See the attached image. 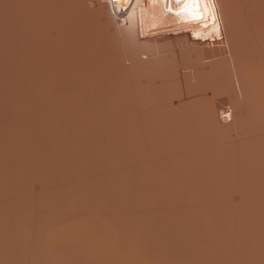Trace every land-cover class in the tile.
Listing matches in <instances>:
<instances>
[{
    "label": "bare ground",
    "instance_id": "6f19581e",
    "mask_svg": "<svg viewBox=\"0 0 264 264\" xmlns=\"http://www.w3.org/2000/svg\"><path fill=\"white\" fill-rule=\"evenodd\" d=\"M0 1H2V0H0ZM11 1H13V0H11ZM20 1H21V0H20ZM23 1H24V0H23ZM23 1H22V2H23ZM25 1H26V0H25ZM30 1H31V0H30ZM35 1H36V0H35ZM35 1H34V3H35ZM45 1L47 2V0H44L43 2H45ZM52 1H53V0H52ZM54 1H56V0H54ZM54 1H53V2H54ZM62 1H63V0H62ZM71 1H73V0H71ZM71 1H70V2H71ZM77 1H78V0H77ZM90 1H92V0H90ZM93 1H94V0H93ZM99 1H100V0H99ZM102 1H103V0H101L100 3H101ZM227 1H228L229 3H231V6H232V7H233V5H232L233 2H234V1L236 2V0H234V1H233V0H227ZM248 1H249V0H248ZM251 1H252V0H251ZM253 1H254V2H253ZM253 1H252L253 3H255V1H256V3H257V4H256V3L254 4L255 6L258 5L259 3H261V6H262V4H264V0H253ZM257 1H259V2H257ZM2 2H3V4H6V2H4V1H2ZM8 2H9V6H11L12 3L10 4V1H8ZM22 2H21V4H22ZM26 2H27V1H26ZM31 2H33V1H31ZM36 2H38V1H36ZM41 2H42V1H40V3H41ZM56 2H57V1H56ZM56 2H55V3H56ZM64 2H65V1H64ZM68 2H69V1H68ZM73 2H74V1H73ZM73 2H71V3H73ZM104 2H105V1H104ZM104 2H102V4H103ZM240 2H244L243 5H244V4H247V3H246L247 1H245V0H243V1L240 0ZM48 3H50V2H47V4H46L47 6L49 5ZM57 3H61V2H57ZM78 3H80V2H78ZM78 3H76V6H78ZM81 3H82V1H81ZM105 3H107L106 6H108V9H109L110 12H112V11H113V13H114V12H117V11H118V12H121V13L124 12V11L126 12L125 14H121V15H119V16H117V14L114 13V15L116 16L117 19H126L127 16H130V18H129V20H130V21H129L130 25L127 27V29H130V28L133 27V25H134V23H135L134 20H135V16H136V14H140L141 17H143V21H142V22H143V23L145 22V23H144L145 26H146L147 28H149V29H150V27L153 28V26H154V28H155V27H156V28L165 27L164 29H166V28H170L171 31H170V30L167 31V32L169 33V32H172V29H173V28H174V29L176 28V29H178V30H174L173 32L175 33V31H177V32H176V34H177L179 31H180V32L182 31L181 34H179V35H180L181 37H186V38L188 37L187 40H188V39H192V40H194V39H197V40H201V39H203V40L206 42V41H207V39H206L207 37H209L210 39L215 38L216 41H217V40H224V39H225V36H224V35H225V34H224V31H225V23H224V19H223L224 17H223L222 0H107ZM3 4L1 3V6H2ZM13 4H15V3L13 2ZM23 4H24V3H23ZM25 4H26V3H25ZM30 4H31V3H30ZM73 4H74V3H73ZM86 4H87V2H86ZM95 4H96V3H95ZM97 4H99V3H97ZM238 4H239V3H238ZM241 4H242V3H241ZM15 5H16V4H15ZM28 5H29V3H28ZM37 5H38V4H37ZM37 5H36V6H37ZM53 5H54V4H53ZM55 5H56V4H55ZM61 5H63V4H61ZM61 5H60V6H61ZM83 5H85V3H83ZM103 5H104V4H103ZM239 5H240V4H239ZM248 5H249V4H248ZM248 5H246V6H248ZM250 5H251V2H250ZM250 5H249V6H250ZM254 5L252 4L251 6L254 7ZM4 6H5V5H4ZM4 6H2V7H4ZM22 6H24V5H22ZM34 6H35V5H34ZM34 6H33V3H32V7H33V8H35ZM38 6H39V5H38ZM51 6H52V5H51ZM60 6H59V7H60ZM81 6H82V5L80 4L79 7H81ZM106 6H105V7H106ZM231 6H230V7H231ZM246 6H242V9L245 8ZM249 6H248V7H249ZM251 6H250V8H251ZM258 6H259V7H258ZM258 6H256V7H258V11L256 10L258 13L255 14L256 11L254 12V10H252V11L254 12V14H255V15L253 16V18H254L256 15L260 14L259 10L261 9V7H260V5H258ZM12 7H13V5H12ZM28 7H29V6H28ZM32 7H31V8H32ZM40 7H43V4H41ZM45 7H46V6H45ZM45 7H43V11H44V8H45ZM49 7H50V6H49ZM55 7H56V6H55ZM72 7H73V6H72ZM86 7H87V6H86ZM86 7H85V9H86ZM94 7H95V6H94ZM105 7H104V8H105ZM240 7H241V6H240ZM240 7H238V8L240 9ZM263 7H264V5H263ZM263 7H262V8H263ZM5 8H6V6H5ZM22 8H26L27 10H29L26 6H25V7H22ZM33 8H32V9H33ZM46 8H48V7H46ZM52 8H54V6H53ZM52 8L50 7V8H48V9H52ZM57 8H58V6H57ZM74 8H75V6H74ZM81 8H82V7H81ZM81 8H80V9H81ZM111 8H112V9H111ZM0 9H1V8H0ZM9 9H10V8H9ZM11 9H12V8H11ZM15 9H17V8H15ZM20 9H21V8H20ZM32 9H31V10H32ZM36 9H37V8H36ZM38 9H40V8H38ZM64 9H65V8H64ZM70 9H71V6L69 7V10H70ZM96 9H97V8H96ZM101 9H102V7H101ZM248 9H249V8L246 7V10H247V11H248ZM251 9H252V8H251ZM1 10H2V9H1ZM1 10H0V11H1ZM40 10H41V9H40ZM54 10H55V8H54ZM56 10H57V9H56ZM61 10H62V8H61ZM82 10H83V9H82ZM88 10H89V9H88ZM93 10L95 11V9H93ZM106 10H107V9H106ZM106 10H104V11H106ZM231 10H232V9H231ZM236 10H237V9H236ZM3 11H4V9H3ZM13 11H14V10H13ZM23 11H25V10L23 9ZM32 11L34 12V10H32ZM47 11H48V10H47ZM50 11H51V10H50ZM59 11H60V8H59ZM63 11H64V10H62V13H61V11L58 12V13H61V14H63V16H64V13H66L67 11H66V9H65L66 12H63ZM70 11L72 12V10H70ZM97 11H98V10H97ZM97 11L94 12L95 15H96ZM102 11H103V10H102ZM109 11H108V12H109ZM232 11H233V10H232ZM238 11H239V10H238ZM260 11H261V10H260ZM263 11H264V10H263ZM1 12H2V11H1ZM8 12H10V10H9ZM18 12H20V10H18ZM26 12H27V11H26ZM28 12H29V11H28ZM33 12H31V14H33ZM36 12H37V11H36ZM36 12H35V13H36ZM41 12H42V10H41ZM48 12H49V11H48ZM51 12H52V11H51ZM75 12L77 13L78 10L75 11ZM75 12H73V13H75ZM82 12H83V11H82ZM82 12H81V13H82ZM84 12H86V11H84ZM244 12H245V9H244ZM250 12H251V11H250ZM15 13H17V12H15ZM23 13H24V12H23ZM29 13H30V12H29ZM29 13H28V14H29ZM35 13H34L33 15H35ZM46 13H47V12H46ZM46 13H45V14H46ZM49 13H50V12H49ZM49 13H47V14H49ZM58 13H57V14H58ZM76 13H75V15H76ZM90 13L92 14V11H90ZM235 13L237 14V12H235ZM3 14H4V13H3ZM8 14H9V13H8ZM12 14H13V13H12ZM20 14H21V12H20ZM47 14H46V15H47ZM53 14H54V13H53ZM53 14H52V17H53ZM55 14H56V12H55ZM57 14H56V15H57ZM71 14H72V13H71ZM85 14H86V13H85ZM88 14H89V13H88ZM99 14H100V13H99ZM104 14H105V12H104ZM246 14H247V13H246ZM250 14H253V13H250ZM250 14H249V15H250ZM262 14H264V13H262V11H261V16L259 15L260 17H257V18L261 19V18H262ZM6 15H7V14H5V16H6ZM24 15H25V14H24ZM24 15H23V16H24ZM26 15H27V14H26ZM41 15H42V13H41ZM41 15H40V16H41ZM50 15H51V14H50ZM50 15H49V17H50ZM81 15H82V14H81ZM100 15H101V14H100ZM107 15H108V14H107ZM107 15H106V17H107ZM109 15H110V13H109ZM109 15H108V16H109ZM249 15H248V16H249ZM5 16H4V17H5ZM8 16L10 17V14H9ZM15 16H16V14H15ZM17 16H18V14H17ZM19 16H20V15H19ZM19 16H18V17H19ZM28 16H30V15H28ZM35 16H39V15H35ZM35 16H34V17H35ZM43 16H45L44 13H43ZM58 16H60V15L58 14ZM78 16H80V15H78ZM84 16L88 17L87 14L84 15ZM84 16H82V17H84ZM97 16H98L97 18H99V15H97ZM137 16H138V15H137ZM234 16H235V15H234ZM234 16H233V17H234ZM6 17H7V16H6ZM9 17H8V18H9ZM20 17H21V16H20ZM25 17H27V16H25ZM49 17H48V15H47L46 18H49ZM55 17H56V16H54V18H55ZM60 17H62V16H60ZM90 17H91V16H90ZM92 17L95 18V16H93V14H92ZM101 17L104 18V16H102V15H101ZM110 17H111V16H110ZM229 17H230V16H229ZM243 17H244V15H243ZM263 17H264V15H263ZM13 18H14V16H13ZM21 18H22V17H21ZM29 18H30V17H29ZM29 18H28V19H29ZM35 18H37V17H35ZM38 18H39V17H38ZM41 18H44V17L41 16ZM41 18H40V19H41ZM46 18H44V19H46ZM63 18H64V17H63ZM112 18H113V17H112ZM112 18H111V19H112ZM253 18H252V19H253ZM17 19H18V18H16L15 21H17ZM44 19H43V20H44ZM52 19H53V18H52ZM55 19H56V18H55ZM68 19H69V17H68ZM76 19H78L77 16H76ZM83 19H84V18H83ZM245 19H247V18H245ZM252 19H251V20H252ZM255 19H256V18H255ZM6 20H7V19H6ZM12 20L14 21V19H12ZM18 20H20V19H18ZM21 20H22V19H21ZM23 20H24V18H23ZM26 20H27V19H26ZM48 20H49V19H48ZM56 20H58V19H56ZM59 20H60V19H59ZM62 20H63V19H62ZM62 20H61V21H62ZM79 20H81V17L79 18ZM79 20H78V21H79ZM84 20H85V19H84ZM86 20H87V19H86ZM95 20H96V18H95ZM95 20L92 19V21H94V23H95ZM98 20H100V19H98ZM98 20H97V21H98ZM103 20H104V19H103ZM107 20H108V22H110V21H109V18H108ZM242 20H243V19H242ZM256 20H258V19H256ZM1 21H2V19H1ZM3 21H5V20L3 19ZM3 21H2V22H3ZM8 21H10V20H8ZM27 21H28V20H27ZM33 21H35V20L33 19ZM40 21H41V20H40ZM64 21H65V19H64ZM64 21H63V22H64ZM66 21H67V23H69V22H68L69 20H67V17H66ZM87 21H88V20H87ZM87 21H86V22H87ZM240 21H241V20H240ZM245 21H246V20H245ZM245 21H244V22H245ZM260 21H261V22H260ZM2 22H1V23H2ZM20 22H21V21H20ZM24 22H25V21H24ZM29 22H30V20H29ZM29 22H28V23H29ZM35 22H36V21H35ZM38 22H39V20H38ZM47 22L49 23V22H51V21H47ZM54 22H55V21H54ZM54 22H53V23H54ZM76 22H77V21H76ZM79 22H80V21H79ZM79 22L77 23L78 25H79ZM83 22H85V21H83ZM86 22H85V23H86ZM98 22H99V21H98ZM98 22H97V23H98ZM103 22H105V21H103ZM103 22H102V23H103ZM113 22H114V21H113ZM127 22H128V21H127ZM232 22H234V21H232ZM262 22H263V24H264V19H263V18H262L261 20L258 21V23H262ZM3 23H4V22H3ZM3 23H2V24H3ZM28 23H27V24H28ZM31 23H32V22H31ZM31 23L28 24V26H27V27H29L30 29H31V27H30L29 25H31ZM53 23H52V24H53ZM55 23H56V22H55ZM65 23H66V22H64V24H65ZM67 23H66V24H67ZM87 23H88V22H87ZM91 23H92V22H91ZM94 23H93V24H94ZM253 23L255 24V22H253ZM256 23H257V21H256ZM4 24H6V23H4ZM16 24H17V23H16ZM16 24H14V25H16ZM18 24H19V23H18ZM20 24H21V23H20ZM24 24H25V23H24ZM38 24H40V23H38ZM38 24L35 23L34 25L37 26ZM50 24H51V23H50ZM56 24H57V23H56ZM60 24H61V23H60ZM62 24H63V23H62ZM64 24H63V25H64ZM75 24H76V23H75ZM99 24H100V23H99ZM109 24H110V23H109ZM114 24H115V23H114ZM246 24H247V23H246ZM263 24H262V25L259 24V25H260L261 27H263V29H264V25H263ZM25 25H26V24H25ZM40 25H42L43 27L46 26V24H45V26H44L43 24H40ZM63 25H62V26H63ZM68 25H69V24H68ZM68 25H66V26H68ZM80 25H81V24H80ZM95 25H96V24H95ZM103 25H105V24H103ZM106 25H107V24H106ZM252 25H253V24H252ZM6 26H7V24H6ZM11 26H12V24H11ZM42 26H39V28L42 27ZM47 26H48V25H47ZM49 26H51V25H49ZM49 26H48V27H49ZM74 26H75V25H74ZM86 26H87V25H86ZM92 26H93V25H92ZM97 26H98V25H97ZM142 26H143V25H142ZM228 26H229V24H228ZM255 26L258 27V24H257V25L255 24ZM3 27H4V26H3ZM3 27H2V28L0 27V28L3 29ZM18 27H19V26H18ZM27 27H26V28H27ZM34 27H35V26H33V28H34ZM56 27H57V26H55V28H56ZM59 27H60V26H59ZM79 27L83 28V24H82V26H79ZM101 27H102V26H101ZM104 27H105V26H104ZM110 27H111V26H110ZM248 27H249V26H248ZM248 27H247V28H248ZM252 27H253V26H252ZM256 27H254V28L256 29ZM20 28H21V26H20ZM20 28H19V29H20ZM22 28H23V26H22ZM24 28H25V27H24ZM26 28H25V29H26ZM37 28H38V26H37ZM37 28H36V29H37ZM46 28H47V27H46ZM46 28H44V29L47 30ZM52 28H54V26H52ZM61 28H62V27H61ZM61 28H60V29H61ZM66 28H67V27H66ZM77 28H78V27H77ZM87 28H88V27H87ZM91 28H92V27H91ZM171 28H172V29H171ZM231 28H232V26H231ZM235 28H236V27H235ZM247 28H246V29H247ZM249 28H251V27H249ZM254 28H251V30L254 29ZM1 29H0V30H1ZM11 29H12V27H11ZM42 29H43V28H42ZM49 29H50V28H49ZM49 29H48V30H49ZM56 29H57V28H56ZM71 29H72V28H71ZM74 29H75V28H74ZM88 29H89V28H88ZM96 29H97V28H96ZM160 29H161V28H160ZM160 29H159V33H162L161 31H164V30H162V29L160 30ZM255 29H254V30H255ZM257 29L260 30V28H257ZM3 30H5V29H3ZM13 30H14V28H13ZM13 30H12V31H13ZM16 30L19 31L18 29H16ZM16 30H15V31H16ZM33 30H34V29H33ZM38 30H40V29H38ZM38 30H37V31H38ZM48 30H47V31H48ZM52 30H54V29H52ZM63 30H64V29H63ZM75 30H77V29H75ZM75 30H72L73 32H71V33L75 34V33H74V32H76ZM83 30H84V28H83ZM101 30L103 31V28H101ZM104 30H105V28H104ZM143 30H144V29H143ZM167 30H168V29H167ZM248 30H249V29H248ZM251 30H250V31H251ZM254 30H252V31H254ZM261 30H262V29H261ZM261 30H260V31H261ZM25 31H26V30H23V33H25ZM30 31H32V29H31ZM43 31H44V30H43ZM50 31H51V30H50ZM57 31H58V30H57ZM59 31H60V30H59ZM64 31H65V30H64ZM70 31H71V30H70ZM79 31H81L80 28H79ZM84 31H85V30H84ZM84 31H81V33L84 32ZM107 31H109V28H107ZM150 31H151V34H152V33H153L152 30H150ZM155 31H156V30H155ZM155 31H154V33H155ZM157 31H158V29H157ZM233 31H234V30H233ZM233 31H232V32H233ZM243 31H244V30H243ZM243 31H242V32H243ZM252 31H251V32H252ZM256 31H258V30H256ZM3 32H4V31H3ZM35 32H36V31H35ZM45 32H46V31H45ZM45 32H44V33H45ZM53 32H54V31H53ZM68 32H69V31H68ZM68 32H67V33H68ZM89 32H90V31H89ZM89 32L87 31L88 35H89ZM100 32H101V31H100ZM167 32H166V33H167ZM173 32H172V33H173ZM228 32H229V31H228ZM242 32H241V33H242ZM245 32H246V31H245ZM11 33H12V32H11ZM30 33H33V31L30 32ZM38 33H39V32H38ZM40 33H41V31H40ZM40 33H39V36H38V37H39V38H40V37L42 38V36L40 35ZM46 33H47V32H46ZM51 33H52V31H51ZM54 33H56V32H54ZM54 33H53V34H54ZM58 33H59V32H58ZM60 33H61V32H60ZM71 33L69 32V34H71ZM81 33L79 34L80 36H81ZM96 33H98V32H96ZM101 33H102V32H101ZM103 33H106V32L103 31ZM120 33H121V32H120ZM143 33H144V31H143ZM148 33H150V32L148 31ZM163 33H165V32H163ZM163 33H162V34H163ZM230 33H231V32H230ZM248 33H249V32H248ZM259 33L262 34V33H264V32H262V31L259 32V31H258V34H259ZM16 34L18 35V33H16ZM28 34H29V33H28ZM49 34H50V33H49ZM64 34H65V33H64ZM73 34H72V36H73ZM76 34H78V33H76ZM84 34H86V33H84ZM98 34L100 35V33H98ZM155 34H157V35H156L157 38L161 36V34H160V36H158V33H155ZM155 34H154V35H155ZM170 34H171V33H169V35L164 34V35H162V36H165V35H166L168 38H170V37L173 38V34H171L172 36H170ZM176 34H175V35H176ZM231 34H233V33H231ZM234 34H235V33H234ZM244 34H245V33H244ZM254 34H257V32H256V33H253V32H252V35H254ZM258 34H257V35H258ZM260 34H259V35H260ZM20 35H21V34L19 33V36H20ZM32 35H33V34H32ZM34 35H35V34H34ZM37 35H38V34H36V36H37ZM43 35H44V34H43ZM47 35H48V34L44 35V37H43V42H44V38H45ZM51 35H52V34H51ZM57 35H58V34H57ZM57 35L55 34L56 37H57ZM61 35H63V34H61ZM79 35H78V36H79ZM88 35H85V36L88 37ZM152 35H153V34H152ZM179 35H176V36L178 37ZM226 35H227V34H226ZM239 35H241V34H239ZM242 35H243V34H242ZM242 35H241V36H242ZM247 35H248V34H247ZM252 35H248V36H249V39H251L250 36L253 37V38L257 36V35H255V36H252ZM11 36H12V35H11ZM13 36H14V34H13ZM22 36H24V35H22ZM63 36H65V35H63ZM63 36H60V37L62 38ZM68 36H69V35H68ZM72 36H70V37H72ZM76 36H77V35H76ZM82 36H83V35H82ZM85 36H84V37H85ZM91 36H92V35H91ZM143 36H144V35H143ZM147 36H148V35H147ZM169 36H170V37H169ZM176 36H175V37H176ZM180 36H179L178 38H180ZM233 36H234V38H237V41H238V37H235V35H233ZM233 36L231 35V37H233ZM241 36H240V37H241ZM260 36H261V35H260ZM263 36H264V35H263ZM6 37H7V36H6ZM9 37H10V36H8V38H9ZM14 37L16 38L17 36H14ZM24 37L27 38L28 35H27V37H26V35H25ZM30 37H31V36H30ZM38 37H37V38H38ZM48 37H49V35H48ZM56 37H55V38H56ZM65 37H66V36H65ZM86 37H85V38H86ZM148 37L150 38V35H149ZM152 37H153V36H152ZM177 37H176L175 39H178ZM261 37H262V36H261ZM261 37L258 36V38H260V40L258 39L257 41H259L258 44H260V41H261L260 49H264V46H262V45H264V44H262V40L264 39V37H262V40H261ZM2 38H3V37H2ZM10 38H12V37H10ZM10 38H9V39H10ZM34 38H35V37H34ZM41 38H40V39H41ZM46 38H47V37H46ZM55 38H54V39H55ZM61 38H60V40H61ZM80 38H81V37H80ZM82 38H83V37H82ZM85 38H84V40H85ZM94 38H95V37H94ZM153 38H155V37H153ZM157 38H156V39H157ZM163 38H164V37H163ZM172 38H170V39H172ZM234 38H233L232 40H235ZM9 39H8V40H9ZM18 39H19V38H18ZM20 39H24V38H20ZM20 39H19V40H20ZM31 39H32V37H31ZM50 39H51V38H50ZM58 39H59V37L56 38V41H58ZM65 39H66V38H65ZM96 39H97V38H96ZM112 39H113V38H112ZM123 39H124V38H123ZM145 39H147V38H145ZM210 39H208V40H210ZM240 39H241V38H240ZM244 39H245V38H244ZM246 39H247V38H246ZM249 39H248V41H245V40H244V41L246 42V43H244V44H246V48H247V45H249V43H250ZM255 39H256V38H255ZM255 39H251V41L254 40V41H255V42L253 41L254 44L256 43V45H257V41H256ZM4 40H5V37H4ZM14 40H15V39H14ZM19 40H18V41H19ZM29 40H30V39H29ZM36 40H37V39H36ZM86 40H87V39H86ZM107 40L109 41L110 38L107 39ZM147 40H148V39H147ZM166 40H167V39H166ZM166 40H164V41H166ZM178 40H179V39H178ZM182 40H184V39H182ZM242 40H243V39H242ZM2 41H3V39L1 40V44L4 42V41H3V42H2ZM12 41H13V39H12ZM12 41H11V42H12ZM23 41H24V40H23ZM23 41H19V42L22 43ZM31 41L33 42L34 40H31ZM38 41H39V40H38ZM41 41H42V40H41ZM52 41H53V40H52ZM56 41H55V42H56ZM63 41H64V38H63ZM63 41H62V42L58 41V42L61 44V43H63ZM69 41H70V40H69ZM77 41H79L80 43L77 42ZM82 41H83V39H82ZM82 41H80L79 39H77V40H76L77 45H81ZM87 41H89V42H87V43L90 44V45H89V44H88V45L91 46V43H92V42H91L89 39H88ZM104 41H106V39H105ZM104 41H103V42H104ZM110 41L112 42L113 40H110ZM115 41H116V40H115ZM122 41H123V40H122ZM132 41H133V40H132ZM132 41H131V42H132ZM151 41H152V40H151ZM162 41H163V40H162ZM162 41H161V42H162ZM171 41H172V40H171ZM173 41H175L174 38H173ZM5 42H7V41H5ZM5 42H4V43H5ZM8 42H9V41H8ZM11 42H10V43H11ZM34 42H37V41H34ZM43 42H41V44H42ZM49 42H50V41H49ZM55 42H54V43H55ZM64 42H65V41H64ZM67 42H68V41H67ZM70 42H71V41H70ZM70 42H69V43H70ZM72 42L75 43V40L72 39ZM72 42H71L70 44H73ZM116 42H117V41H116ZM126 42H127V40H126ZM159 42H160V41H159ZM184 42H185V41H184ZM205 42H204V43H205ZM212 42H214V41H212ZM247 42H249V43H247ZM253 42H252V44L250 43L252 46L249 45V46H248V49L244 48L242 45L239 47V48H242V47H243L244 49H246V50H245L246 53L243 54V56H245L246 59H247V58H250L249 60H252L251 62H254L255 59L258 60V59L260 58V56H261V55L259 56V53H258V52H261L260 49H259L258 52H257L258 49L254 50V47H253L254 44H253ZM16 43H17V42H16ZM16 43L13 42V43H11V45H12V44H16ZM24 43H25V42H24ZM24 43H23V44H24ZM26 43H27V42H26ZM45 43H46V41H45ZM45 43H44V44H45ZM54 43H53V44H54ZM76 43L72 45V46H73V49H75L74 47L76 46ZM99 43H100V42H99ZM107 43H109V42H107ZM114 43H115V42H114ZM155 43H156V42H155ZM167 43H169V42H167ZM206 43H207V42H206ZM208 43H209V42H208ZM232 43H233L234 46L236 47L235 43H234V42H232ZM263 43H264V42H263ZM5 44H6V43H5ZM7 44H8V43H7ZM23 44L20 45V46L22 47ZM29 44H31V42H30ZM37 44H38V43H37ZM44 44H43V45H44ZM49 44H50V43H49ZM56 44H58V43H55V46H56ZM60 44H59V45H60ZM66 44H67V43H66ZM66 44H65V45H66ZM105 44H106V43H105ZM118 44L120 45V43H117L116 45H118ZM122 44H123V43H122ZM127 44L129 45V43H127ZM161 44H162V43H161ZM165 44H166V43H165ZM171 44H172V43H171ZM180 44H181V43H179V45H180ZM222 44H223V43H222ZM227 44H228V43H227ZM233 44H231L230 46H232ZM242 44H243V43H242ZM8 45H9V44H8ZM8 45H7V46H8ZM25 45H27V44H25ZM34 45H35V44H33V46H34ZM47 45H48V42H47ZM65 45H64V43H63V46H64V47H61V48H62V49L65 48L64 50H66V52L68 51V53H69V50H67L66 47L68 46V48L70 49V48H72V46H70V45L65 46ZM74 45H75V46H74ZM88 45H84V46H88ZM92 45H93V44H92ZM95 45H96V44H95ZM95 45L91 46V48L95 49L96 47H99V46H100V44H99V46H96V47H95ZM106 45L108 46V44H106ZM106 45H105V46H106ZM110 45H111V44H109V46H110ZM114 45H115V44H114ZM114 45H113V46H114ZM116 45L114 46V48H119V49H120V47H119V46L116 47ZM137 45H138V44H137ZM169 45H170V44H169ZM173 45H174V44H173ZM239 45H240V44H238V46H239ZM5 46H6V45H5ZM12 46H13V45H12ZM12 46H11V47H12ZM16 46H17V45H16ZM35 46H36V45H35ZM35 46H34V47H35ZM39 46H40V45H39ZM48 46H49V45H48ZM50 46H51V44H50ZM69 46H70V47H69ZM103 46H104V45H103ZM109 46H108V48H107V47H106V48L109 49V48H110ZM111 46H112V45H111ZM125 46H126V45L124 44V46H122V48H124ZM167 46H168V45H167ZM176 46H177V45H176ZM238 46H237V47H238ZM254 46H255V45H254ZM257 46H258V45H257ZM2 47H3V45H2ZM14 47H15V46H14ZM18 47H19V46H18ZM29 47H30V46H29ZM52 47H54V45H53ZM52 47H51V48H52ZM57 47H58V46H57ZM76 47H77V46H76ZM80 47H81V46H80ZM80 47L78 46V48H77L76 50H78V51H80V50H84L83 48L79 50ZM82 47H83V46H82ZM94 47H95V48H94ZM170 47H172V46L170 45ZM198 47H199V46H198ZM237 47H236L237 50L235 49L236 51H238V48H237ZM251 47H253V51H252V49H250L251 51L249 50V48H251ZM0 48H1V47H0ZM16 48H17V47H16ZM16 48H14V49H16ZM26 48H27V47L25 46V47H24L25 52L22 53V51H24V50L21 51L22 56H23V54H25V53L28 52V51H27L28 48H27V49H26ZM30 48H31V47H30ZM32 48H33V47H32ZM36 48H37V47H36ZM36 48H35V49H36ZM49 48H50V47H49ZM58 48H59V47H58ZM114 48H111V50L114 49ZM160 48H161V47H160ZM166 48H167V47H166ZM166 48H165V49H166ZM205 48H206V47H205ZM255 48H256V47H255ZM258 48H259V46H258ZM1 49H3V48H1ZM8 49H9V48H8ZM17 49H18V48H17ZM20 49H21V48H20ZM20 49H19V50H20ZM41 49H43V48H41ZM44 49H45V48H44ZM56 49H57V48L55 47V50H56ZM73 49H72V50H73ZM85 49H86V48H85ZM89 49H90V48L87 47L86 51H84V52L81 51L82 53L80 52V55L85 54V52H87V51H92V50H89ZM177 49H178V48H177ZM5 50H6V49H5ZM28 50H29V49H28ZM31 50H32V49H30V51H31ZM33 50H34V48H33ZM33 50H32L31 52H28L27 55H28L29 57L31 56V55H29V53L31 54V53L33 52ZM51 50H53V52H54V49H51ZM51 50L48 49V53H49ZM58 50H59V49H58ZM64 50H63V52H65ZM76 50H75V52H72V51L70 52V53H73V54H70V55L68 56V60H70V58H71V61L75 60V58H76L75 56L78 54V51H76ZM109 50H110V49H109ZM116 50H117V49H116ZM127 50H129V49L127 48ZM127 50H126V51H127ZM174 50H175V49H173V51H174ZM232 50H233V49H232ZM232 50H231V51H232ZM242 50H243V49H242ZM247 50H248L249 52H248ZM9 51H10V50H9ZM9 51H8V52H9ZM11 51H12V50H11ZM11 51H10V52H11ZM16 51H17V50H16ZM26 51H27V52H26ZM43 51H44V50H43ZM45 51H46V50H45ZM59 51H60V50H59ZM106 51H107V50H106ZM117 51L120 52V50H117ZM132 51H133V50H132ZM143 51H144V50H143ZM166 51H168V50H166ZM184 51H185V50H183V52H184ZM188 51H189V50H188ZM188 51H187V52H188ZM190 51H191V50H190ZM192 51H193V50H192ZM192 51H191V52H192ZM239 51H240V49H239ZM254 51H256V53H258V55L256 56V58H255V56H254V55L256 54V53H254ZM10 52H9V53H10ZM51 52H52V51H51ZM61 52H62V51H61ZM76 52H77V54H76ZM92 52H93V53H92ZM92 52H89V53H91V54H86L87 56H90V57H88V58L90 59V60L88 61V64H90V65H88V64L85 65V63H83V64H84V67L86 66V67H85L86 70H85L84 72L87 71V72H86L87 74H88L89 71H91L90 73H92V72H94V71L97 69V68H96V69L93 68V63H94V62H92V61H94V60H95V62L98 61V60L96 61V58L94 57V56L97 55V52L94 53V50H93ZM108 52H110V51H108ZM137 52H138V51H136V53H137ZM141 52H142V51H141ZM160 52H161V51H160ZM178 52L181 53L182 51H178ZM196 52H197V51H196ZM228 52H229V51H228ZM247 52H248V53H247ZM262 52H263V51H262ZM262 52H261V53H262ZM0 53H1V52H0ZM5 53H6V52H5ZM5 53H4V54H5ZM9 53H7V54H9ZM13 53H14V52H13ZM16 53H17V52H16ZM68 53H67V54H68ZM124 53H125V52H124ZM129 53H130V52H129ZM142 53H143V52H142ZM142 53H141V54H142ZM164 53H165V52H164ZM166 53H168V52H166ZM171 53H172V52H171ZM174 53H175V52H173V56L175 57L176 55H175ZM199 53H200V52H199ZM235 53H237V52H235ZM239 53H241V52H239ZM250 53H251V54L254 53V55H253V54H252V55H249ZM1 54H2V53H1ZM19 54H20V53H19ZM38 54H39V53H38ZM46 54H47V51H46ZM52 54H53V53H52ZM52 54H50V56H51ZM54 54H55V52H54ZM57 54H58V53H56V55H57ZM62 54H64V53H62ZM95 54H96V55H95ZM111 54H112V53H111ZM114 54H115V51H114ZM117 54H118V53H117ZM119 54L121 55V53H119ZM119 54H118V55H119ZM126 54H127V52H126ZM138 54H139V53H138ZM152 54H153V53H152ZM154 54H155V53H154ZM206 54H207V53H206ZM212 54H213V53H212ZM233 54H234V53H233ZM246 54H247L248 57L246 56ZM262 54H263V53H262ZM17 55H18V54H17ZM20 55H21V54H20ZM25 55H26V54H25ZM27 55H26V56H27ZM41 55H42V54H41ZM44 55H45V54H43V56H44ZM48 55H49V54H48ZM48 55H46V56H48ZM56 55H54V56H56ZM72 55H74V56H72ZM112 55H113V54H112ZM118 55H116V56H118ZM128 55H129V54H128ZM142 55H143V54H142ZM144 55H145V54H144ZM146 55H147V54H146ZM180 55H181V54H180ZM185 55H186V53H185ZM185 55H184V56H185ZM193 55H195V54L193 53ZM198 55H199V54H198ZM198 55H197V56H198ZM203 55H204V54H203ZM238 55H239V54H238ZM0 56H1V55H0ZM8 56H9V55H8ZM11 56H12V55H11ZM15 56H16V54H15ZM18 56H19V55H18ZM18 56H17V57H18ZM22 56H21V57H22ZM28 56H27V57H28ZM37 56H38V55H37ZM46 56H44V57H46ZM52 56H53V55H52ZM54 56H53V58H56V57H54ZM65 56H66V55H65ZM77 56H78V55H77ZM87 56H86V58H87ZM91 56H92V57H91ZM97 56H99V55H97ZM108 56H109V55H108ZM121 56H122V55H121ZM123 56H124V55H123ZM123 56H122V57H123ZM139 56H140V55H139ZM156 56H157V55H156ZM158 56H160V55H158ZM162 56H163V55H162ZM164 56H165V54H164ZM191 56H192V55H191ZM240 56H241V55H240ZM250 56L252 57V59H251ZM253 56H254V57H253ZM263 56H264V55L261 56V57H262L261 60L259 59L258 61H255V62H254V64L258 65V68H259L260 71H261V70L263 71V69H264V67H263V66H264V63H261V62H260V61H262V60H263L262 62H264V58H263ZM13 57H14V56H13ZM23 57H24V59H23V58H22V59H23V61H24L26 57H25V56H23ZM31 57H32V56H31ZM39 57H40V56H39ZM58 57L60 58L59 62H61V60H62L61 58H63V56L61 57V55H60V53H59V56H58ZM58 57H57V58H58ZM69 57H70V58H69ZM73 57H75V58H73ZM112 57H113V56H112ZM119 57H120V56H118V58H119ZM125 57H126V56H125ZM127 57H129V56H127ZM174 57H173V58H174ZM186 57H187V56H186ZM192 57H193V56H192ZM222 57H223V56H222ZM232 57H233V56H232ZM9 58H10V57H9ZM57 58H56V60H57ZM91 58H93L94 60H91ZM114 58H115V56H114ZM118 58H117V59L115 58V59H113V60H115V61L117 62V60H120V59H121V58H120V59H118ZM130 58H131V57H130ZM150 58H151V57H150ZM167 58H168V57H167ZM182 58H183V57H182ZM182 58H181V59H182ZM189 58H190V57H189ZM189 58H188V59H189ZM197 58H198V57H197ZM201 58H202V57H201ZM220 58H221V57H220ZM235 58H236V57H235ZM0 59H1V58H0ZM17 59H18V58H17ZM27 59L29 60V58H27ZM27 59H26V60H27ZM44 59H46V58H44ZM44 59H43V61H44ZM47 59H48V57H47ZM51 59H52V58H51ZM64 59H67V58L64 57ZM64 59H63L62 61H64ZM72 59H73V60H72ZM122 59H123V61H122L123 63H122L121 61H119V62H121V63L117 62V64L119 63L120 66H122L121 64H125L124 62L126 61V58L123 57ZM124 59H125V61H124ZM142 59H143V58H142ZM164 59H166V58L164 57ZM168 59H169V58H168ZM171 59H172V58H171ZM184 59H185V58H184ZM184 59H183V60H184ZM206 59H207V58H206ZM210 59H211V58H210ZM210 59H209V60H210ZM223 59H224V58H223ZM230 59H232V58H230ZM241 59H243V57L240 58V60H241ZM246 59H245V60L243 59V60L248 62V60H246ZM8 60H9V59H8ZM13 60H14V59H13ZM28 60H27L26 62H22V61H21V62H22L23 64H24V63H25V64L27 63V66H29L28 64L30 63V61H28ZM37 60H39V59L37 58ZM53 60H54V59H53ZM53 60H52V61H53ZM109 60H110V59H109ZM137 60H138V59H137ZM148 60H149V59H148ZM157 60H158V58H157ZM177 60H178V59H177ZM191 60H192V59H191ZM194 60H196V56H195V59H194ZM16 61H17V60H16ZM41 61H42V60H41ZM47 61H48V60H47ZM49 61L51 62L50 58H49ZM90 61H91V62H90ZM105 61H106V60H105ZM129 61H132V59H131V60L129 59ZM143 61H144V60H143ZM150 61H151V60H150ZM150 61H149V62H150ZM153 61H154V60H153ZM160 61H161V60H160ZM166 61H167V60H166ZM172 61H173V59H172ZM181 61H182V60H181ZM186 61H188V60H186ZM189 61H190V60H189ZM211 61H212V60H211ZM214 61H215V60H214ZM8 62H9V61H8ZM37 62H38V61H37ZM59 62L56 63V64H57L56 66L59 65ZM85 62H87V59H86ZM112 62H113V61L111 60V65H112V66H113V65L115 66V67L113 66V70H114V68H115V73H116L113 77L117 78L116 75L118 74L117 72H119V71L117 70V72H116V67H117V66L115 65L116 62H115V64H114V63L112 64ZM140 62H142V61H140ZM168 62H169V61H168ZM168 62H167V63H168ZM174 62H176V59H175ZM191 62H192V61H191ZM212 62H213V61H212ZM226 62H227V61H226ZM231 62H232V61H231ZM237 62H238V61H237ZM239 62H241V61H239ZM239 62H238V63H239ZM242 62H243V61H242ZM251 62H249V64H248V63L246 64V62H245V64L248 66L247 68H249V69L246 70L247 73H245V70L243 69V68L246 69V67H245V66L242 67L241 64L238 65L237 63H236V64H237V68H238V69L235 68L234 70H236V72H237V70H238V73H239L238 75H239V76H238V75H237V76L239 77V83H238V84L240 85V87L243 88V86H245L244 88L246 89V86H247V89H246V91H247V95H245L246 92H245V94L243 93L245 90L239 88V89H241V91L243 90V92H242L241 95L244 94L243 99L246 100V102H245V100L242 99V100H243V103L248 105V106H247V105H243V107L245 106V108H248V109H251V108H252V109H253V105L255 106L256 104H258V105H256V107H254L253 110H254V111H255V109H256V111H258V110H262V112L259 111V114H258V113H257V114H258V116H259V115H262V116H263L262 113L264 112V111H263L264 108H262V107H264V106L261 107V105H259V104H260L259 102L264 103V100H263V99H264V98H263L264 96L261 98V96L263 95L264 90L262 89V91H261V89L259 90V88H263L262 85H264V82H263V81H264V74H263V78H262V77H259L260 79H259V80L257 79L258 81H257V80L255 81V79H253V81H252V79H249L252 83H253L254 81H255L256 83H257V82H259V83L261 82V84L263 83L262 85H260L261 87H260V86H256V83H255V82H254L255 84L253 83V84H254L253 87H255V89H256L257 91H255V89L252 90V89H253V88H252V84L250 85L251 88L248 87L249 84H248V85L246 84L247 81H248V83H251L249 80H247L248 78H252V77L255 78V75L258 76V75L262 74V73H261L262 71H261V72L259 71V73L256 74V73L258 72V71L256 72V70H255L256 65L254 66V64H253V66H251V65H252ZM259 62H260L261 64H259ZM0 63H1V61H0ZM12 63H13V62H12ZM12 63H11V64H12ZM15 63H16V62H15ZM22 63H21V64H22ZM39 63H40V60H39ZM41 63H42V62H41ZM45 63H46V62H45ZM64 63H65L64 65L66 66L67 64H66L65 61H64ZM68 63L70 64L71 62L69 61ZM72 63H74V62H72ZM75 63H77V62H75ZM75 63H74V64H75ZM91 63H92V65H91ZM129 63H130V62H129ZM142 63H143V62H142ZM151 63H152V62H151ZM151 63H150V64H151ZM160 63H161V62H160ZM170 63H171V61H170ZM188 63H189V62H188ZM188 63L186 62V64H184V62H183V65H181V66H182V67H181L182 70H183V69H184V71L186 70L184 66L187 65ZM194 63H195V62H194ZM232 63H233V62H232ZM250 63H251V65H250ZM1 64H3V63H1ZM8 64H9V63H8ZM94 64H95V63H94ZM96 64H97V63H96ZM138 64H140V63H138ZM143 64H145V63H143ZM143 64H142V66H143ZM147 64H148V62H147ZM156 64H157V63H156ZM168 64H169V63H168ZM176 64H177V63H176ZM176 64H173L174 67H175ZM178 64H179V61H178ZM178 64H177V65H178ZM196 64L199 66L198 63H196ZM204 64H205V63H204ZM217 64H219V63H217ZM3 65H4V64H3ZM9 65H10V64H9ZM12 65H13V64H12ZM36 65H37V64L35 63L34 68L37 67ZM39 65H41V64H39ZM42 65L45 66L43 63H42ZM42 65H41V66H42ZM48 65H49V63H48ZM60 65H62V63H60ZM71 65H72V64H70V67H71V68L73 67L74 70H77V69H75V68H77L76 66H71ZM87 65H88V66H87ZM103 65L105 66V64H103ZM127 65L130 67L131 64H130V65H129V64H126L125 67H126ZM166 65H167V64H165V67H166ZM170 65H171V64L167 65V67L170 66ZM190 65H192V64H190ZM213 65H214V64H213ZM226 65H227V64H226ZM234 65H235V64H234ZM243 65H244V64H243ZM249 65H250L251 67L254 68V69L252 70L253 73H251V71H250L251 68H250ZM260 65H261V66H260ZM0 66H1V65H0ZM17 66H18V65H17ZM25 66H26V65H25ZM25 66H24V67H25ZM27 66H26V67H27ZM49 66H50V65H49ZM65 66H64V68L67 69V67H65ZM89 66H91L92 68H91V67L88 68ZM96 66H97V65H96ZM118 66H119V65H118ZM128 66H127V67H128ZM138 66H139V65H138ZM145 66L148 67V65H146V64H145ZM150 66H151V65H150ZM150 66H149V67H150ZM187 66H188V65H187ZM187 66H186V68H187ZM239 66H240V67H239ZM8 67H9V66H8ZM13 67H14V66H13ZM20 67H22V66H20ZM45 67H46V66H45ZM84 67H83V68H84ZM94 67H95V65H94ZM105 67H106V66H105ZM122 67H123V69L125 68L124 65H123ZM129 67H128V68H129ZM139 67H140V66H139ZM139 67H138V68H139ZM149 67H148V68H149ZM153 67H154V66H153ZM153 67H152V68H153ZM155 67H156V66H155ZM158 67H159V66H158ZM174 67H173V68H174ZM183 67H184V68H183ZM194 67H195V66H194ZM199 67H200V66H199ZM199 67H198V68H199ZM203 67H204V65H203ZM213 67H214V66H213ZM241 67H242V70H244L243 74L240 73ZM262 67H263V69H262ZM15 68H16V67H15ZM28 68H29V67H28ZM28 68H27V69H28ZM34 68H33V69H34ZM37 68H38V67H37ZM37 68H36V69H37ZM49 68H51V67H49ZM62 68H63V66H62ZM118 68H119V67H118ZM138 68H136V69H138ZM160 68H161V67H160ZM163 68H164V67H163ZM170 68H172V66H171ZM170 68L168 67V69H170ZM175 68H177V66H176ZM188 68H189V67H188ZM188 68H187V69H188ZM192 68H193V67L191 66L190 69H192ZM195 68H196V67H195ZM200 68H201V67H200ZM200 68H199V69H200ZM208 68H209V67H208ZM208 68H207V69H208ZM210 68H211V67H210ZM258 68H257V70H258ZM11 69H12V68H11ZM16 69H17V68H16ZM18 69H19V68H18ZM24 69H25V68H24ZM33 69H32V71H33ZM38 69H39V70H38ZM38 69H37V70L34 69V70H35L36 72L38 71L37 74H38L39 76L36 74V72H34V71L31 72L30 69H29V70H30V71H29V74H30L29 76H32V75L35 73V74H36V77H37V76H38V77H40V76L42 77L43 73L46 72V71H45V69H44V70H43L44 72H43L41 67H39ZM46 69H47V67H46ZM58 69L61 70V67H60V68L57 67V71H58ZM65 69L63 70V73L67 71V70L65 71ZM90 69H92V70H90ZM123 69H122V70H123ZM126 69H127V68H126ZM126 69H124V70H126ZM130 69H132V71L130 70L131 73L128 72V73H130V75L133 74V72H135V74H136V71H133L134 68H132V66H131ZM140 69H142V67H140ZM140 69H138V70H139V73H140ZM145 69H146V67H145ZM153 69H154V68H153ZM166 69H167V68H166ZM196 69H197V68H196ZM202 69H203V68H202ZM226 69H227V68H226ZM230 69H231V67H230ZM8 70H9V69H8ZM8 70H5V71L7 72ZM13 70H14V69H13ZM47 70H48V69H47ZM71 70H72V69H71ZM74 70H73V72H74L75 74H72L73 72L68 71V72H70L69 74H72V76H73V75L75 76V75H76V72H75ZM82 70H83V69H82ZM88 70H89V71H88ZM119 70H120V68H119ZM134 70H135V69H134ZM148 70H149V69H148ZM158 70H160V69H158ZM172 70H173V69H172ZM177 70H178V69H175L176 72H178ZM188 70H189V69H188ZM197 70H198V69H197ZM197 70H195V71L197 72ZM200 70H201V69H200ZM203 70H204V69H203ZM203 70H201V71H203ZM212 70H213V69H212ZM217 70H218V69H217ZM220 70H221V69H220ZM254 70H255V71H254ZM10 71H11V70H10ZM22 71H23V70H22ZM22 71H21V69H20V71L18 70V71H17L18 75L14 73L16 76L19 77V78L16 77V79L18 78L19 81H20V79H21V77H20L21 74H23ZM25 71H26V69L24 70V74H26ZM27 71H28V70H27ZM27 71H26V72H27ZM39 71H42V72H43L42 75H40L41 72H39ZM53 71H54V69H53ZM55 71H56V70H55ZM61 71H62V70H61ZM61 71H59V73H60ZM128 71H129V70H128ZM144 71H145V70H144V68H143V72H144ZM152 71H153V70H152ZM155 71H156V70H155ZM155 71H154V72H155ZM160 71H161V70H160ZM163 71H164V70H163ZM163 71H161V72H163ZM168 71H169V70H168ZM170 71H171V70H170ZM195 71H193L194 74H195ZM201 71H198V72H201ZM230 71H231V70H230ZM248 71H249V73H250V77H248V75H247V78H246L245 75H246V74H249ZM15 72H16V71H15ZM19 72H21L20 75H19ZM51 72H52V70H50V73H51ZM68 72H66V76H68V75H67ZM95 72H96V71H95ZM95 72H94V73H95ZM124 72H125V71H124ZM124 72H123V73H124ZM143 72H142V74H143ZM146 72H148V71H146ZM156 72H157V71H156ZM156 72H155V74H158V72H157V73H156ZM161 72H160V74H161ZM190 72H191V71H190ZM198 72H197V73H198ZM241 72H242V71H241ZM255 72H256V73H255ZM0 73H1V72H0ZM2 73H3V72H2ZM7 73H9V72H7ZM11 73H12V72H11ZM32 73H33V74H32ZM59 73L57 72L58 75H60ZM80 73H81V72H80ZM90 73H89L88 75H87V74H86V75L89 77V76H91ZM100 73H103V72H100ZM123 73H122V74H123ZM126 73H127V72H126ZM150 73H151V71H150ZM150 73L148 74V76H149V75H152V74H150ZM152 73H153V72H152ZM171 73H172V72H171ZM173 73H174V72H173ZM173 73H172V74H173ZM178 73H180V72H178ZM178 73H177V74L175 73L176 75L173 74V75H175L174 77H176L177 75H180V74H178ZM184 73H185V72H184ZM207 73H208V72H207ZM213 73H214V72H213ZM218 73H221V72H218ZM244 73H245V75H244ZM24 74H23V75H24ZM27 74H28V72H27ZM47 74H48V73H47ZM57 74H56V75H57ZM78 74H79V73H78ZM78 74H77V75H78ZM82 74L84 75L85 73H82ZM92 74H93V73H92ZM97 74H99V71H97L96 74H93V76L90 77V78H92V79L94 78V79L96 80V82H99V81L101 82V79H100V78H102V80H103V78H104V84H103V81H102V84H101L104 88H102V87H99V88H100V91H103V92H101V93H102L103 95H106V93L104 94V91H105V90H101V89H105V87L108 86V84H106L105 77L107 78V80L110 79V76L108 75L109 72H108V74L105 73L107 76H106V75L104 76V75H102V74H99V75H101V77L99 76V79H100V80H99V79H96V78L98 77ZM103 74H104V73H103ZM119 74H120V73H119ZM135 74H133V75H135ZM137 74H138V73H137ZM160 74H158V75L161 76ZM172 74L170 75V72H169V77H170V76H173ZM187 74H190V73H186V75L183 74V76H184L183 78H185L186 76H188ZM194 74H193V75H194ZM200 74H201V73H200ZM202 74H204V73H202ZM222 74H223V73H222ZM251 74H252V75L254 74V75L251 76ZM7 75H8V74H7ZM9 75H10V74H9ZM23 75H22V76H23ZM50 75H51V74H50ZM50 75H49V76H50ZM52 75H53V72H52ZM54 75H55V72H54ZM95 75H96L97 77H96ZM124 75H125V74H124ZM124 75L121 76V74H120L121 79H122V77H124ZM139 75H140V74H138V76H137L138 78H139ZM153 75H154V73H153ZM162 75H163V73H162ZM167 75H168V72H167ZM190 75H192V74H190ZM196 75H197V74H196ZM196 75H195V77H198V76H196ZM211 75H212V74H211ZM215 75H216V73H215ZM232 75H234V74H232ZM242 75H244V77H245V79H246V83H244L245 85L243 84V86H242L241 82H245V81L243 80L244 77L242 78ZM10 76H11V75H10ZM25 76H26V75H25ZM27 76H28V75H27ZM27 76H26V78H28L27 82H28L29 80L31 81V79H32V81H34V80L37 81V82L34 81V84L32 83L34 86L32 85L33 87H31V85H30V84H31L30 81L28 82L30 86L27 85L28 83L25 82V83H26L25 85H27L28 88H22L23 90L20 89L21 92H19V90L16 89V87H15V91L17 90V91L19 92L18 94L22 93V95H23V94L26 93V92H30V91L32 90V88H35L36 91H38V92H40V93L43 94V92H44L45 90H43V92H41L42 89L44 88V87H42V86H41L42 89H39V88H40V87H39L40 85L38 84V80H37V79H39V78L37 77V79H34L33 77H31V79H30V77H29V76L27 77ZM33 76L35 77V75H33ZM43 76H45V73H44ZM49 76H48V78H49ZM61 76H62V74H61ZM66 76H65V78H67ZM70 76H71V75H70ZM78 76H79V75H78ZM80 76H81V75H80ZM87 76H85V77H87ZM102 76H103V77H102ZM128 76H129V74L127 75L126 78H129ZM154 76H155V77L149 76L148 79H150V77H151V81L153 80L152 78H155V79H156V78H157L156 75H154ZM165 76H166V74H165ZM165 76H161L160 78L163 80L164 78H162V77H165ZM180 76H181V75H180ZM227 76H228V75H227ZM5 77H6V76H5ZM11 77H12V76H11ZM41 77H40V79H41ZM53 77H54V76H52V78H53ZM58 77H59V76H58ZM76 77H77V76H75V81L77 82L78 79H76ZM85 77H81V78L84 79ZM118 77H119V76H118ZM120 77H119V79H118L119 82L117 81L118 84L116 83V80H114L113 82H115L116 85H121V84H123V85H125V86L121 85L122 87H121V86H118V87H117V86L113 85V84H114V83H113V84H112L113 87H111V85H110V88H112V89L115 88V90L113 89L115 92L118 91V90L120 91V89H121V90L123 89L124 91L122 90L120 93H116L117 95H116L115 92L113 91V92H114V95H115V96L113 95V99H110V98L112 97L111 95L108 96V97H110V98L107 100V95H106V97H105V96H103V95L101 94L100 97H99V93L94 94V93L96 92V90H94L95 88H93V91H92L94 95H98L97 97H99L98 99H100V102L102 101V98H101V97L103 96V101H102L101 103L99 102V103H100L99 105H101L102 103H104V101L107 100V104H106V102H105V103L102 104L101 106H103L102 108H103L105 111H107V110H108V112H109V110L112 111V112H109V113L107 112V115L109 114V116L106 115V113L104 112L103 109H101V110H103V111H101V112H103V114H101V112L96 113L97 109H98V108H101V106H98L97 108H95L96 111L94 110V107H92V105H93L92 103L95 101V99H96L97 97L93 96L91 93H88V92H87L88 97L90 96V94L92 95V96L89 97V99H88V97L86 96V95H87L86 93H85V96L83 95V94H84L83 92L86 91V90H85L86 87H85L84 83H83V85H82L81 82H80L81 84L79 83V81L76 83V82L72 79V83L75 84V85H74L75 89H76L77 87L79 88V84H80V85L82 86V88H83V86H84V88H83L84 91H83V89L81 90V88H79V89L77 88L76 90H72V89H74V87H72L73 85H71L72 89H71L70 85H69L70 88H69V87H66L67 89L69 88L68 90H66L67 95H68V91H69L70 89L72 90L73 94L75 93V94H77V95H78V94L80 95V96H77V95H76L77 98H74L75 94L73 95V94L71 93V90H70V92H69L70 94H69V95L72 94L73 97H71V96H70V97H71V98H74L75 101L72 102V100H74V99H71V102H70V101H67V102L72 103L71 105L74 107V105L78 103L77 101H78L79 97H81L82 99H83V97H85V98H86V99L84 98L85 101H83L81 98L79 99V101H80L82 104H83V102L85 103V105L87 104L86 106H88L89 108H90V106H91V107H92V111L90 110L91 108L89 109V108L87 107V109H86V108H85V107H86L85 105H84V106L82 105L83 107H81V105H80L81 103H80V102H79L80 104L78 103L77 105H75V107H77V106L79 105L80 108H81V110H79V111H82V110H83L86 114H87L86 111L89 109L88 111H89V114L91 113V114H90L91 117H93L94 115L98 117V118H97V117L95 118V116H94L93 119H91L90 115L87 114V117H88V118L90 117L91 121H92V120H93V121H92V123H91V122H90V119H88V118H87V120H85V118H86L85 115H86V114L83 113V111H82V114H81V115H84V116H81V117H80V113H78V112H79L78 109H80V108H79V106H78V107L76 108L78 112H77V111L74 112V110H76V109H73V108L70 107V109L73 110L72 112H74V113H72L73 115L71 114V117H72V118H71L70 115H69V114L71 113V111H70V110H69V112L66 111V112H68V113H67V114H68V117L66 116V117L68 118L67 120L71 121L72 119H74V121H75V116H77V117L80 118V119H79V118L76 117V118L79 120V122H80V120H81V122H82V120H84V122L86 121L87 123H88V121H89V122H90V125L92 124V125H95V126H97L98 123H99V121L101 120V121H100V122H102L101 125L105 123L104 125H102V127L105 128V126L108 124V123H107V122H108V119H110V121H111V119H112L111 122L113 123L112 125H114V126H112V125L110 126V124H111V122H110V123L108 124L109 127L106 126V129H104V131H105V130L108 131V130L110 129V127H112V129H114V128L116 129V130L114 129L116 132H113V133H114V137H116V139L113 137V135H112L113 138L110 139L111 136L108 135V134H110V133L112 132V129H110V131H108V133H107L106 131H105V133H104V131H102V132L100 133L99 130L97 129V127H99V126H97L96 128H94V126H92V129H93V130H94V129L97 130V131H96L97 133H95V130L93 131V133L96 134V135L93 134V136H94V135H95V137L97 136V139H98V138L100 139L99 136H101L103 133H104L105 135L107 134L108 137H107V135L104 136V134H103V137H104V138L107 137V139H106V138L104 139V138H102V136H101V139H100V140H103V139H104V140H103L104 142H103V141H100V140L97 141V139H96V147H95V145H94L95 143L93 144L94 147H92L93 140L95 139V137L92 136V137H93V140L90 141V139H91L92 137L89 139V142H90V143L92 142V143H91V147H90V145H89V144H90L89 142H88L89 144L87 143V141H86L87 144L85 143L86 146L89 145V146H87L88 148L85 146V144L83 145V140H82V142L80 143L81 145H79V143H78V146H77V147L79 148V146H80V148H81L82 150H83V149H86V150H84V152H82V150H81V151H80V155H79V156L81 157V159L79 158V160H77V159H78V158H77L76 160H77V161H80V160H81L80 162H82V159L84 158V159L86 160V157H87V156H88V157H87V161H88V162L91 161L92 159H93V160H98V161H100V159H101L100 162H101L102 164H101L100 162H99V163L101 164V166H105L104 164H106L105 168H107V167H108V168H109V167L112 168V167L114 166L113 164L115 163V167H114V168H115L116 172H119V171H120L118 165H116V162H119L120 165H121L123 162H120V161H123L124 159L127 158V161H128V162L125 160L126 163L132 164V163H130V162H132V161L134 160L133 156H135V158H136L137 155H138V156H140V155H142V154L144 155L147 151H149V148L152 149L151 147H149L148 149L144 148V146H145L146 144L143 145V146L141 145V147H142L143 149H146L147 151H145V152L142 151V153L140 154L141 150H140V147L137 146V144H138V143L141 144V143H143V141H144V142H146V141L149 142L150 138H149L148 140L145 139L147 135L144 134V133H146L147 131L149 132V130H148L149 128H147V129H146V128H141L142 130H139L140 127H139V125L137 124V126H138V130L141 131V132H140V134H138V131L136 130V132H137V133H136V132H135V129H137V128H136L137 126L134 125V123L137 122V121H136V120L133 121V119H132V118H133V115L131 114V111H132V113H133L137 108H139V110H140L141 104H142L143 102H145V103H143L145 106L142 104V105L144 106V107L142 106L144 109L141 107V110L143 109L142 112H140L141 114H142L143 112L146 114V112H145L144 110L147 111L148 109H150L149 111L151 112L152 109H153L154 107H155V108H158V107L160 106L159 108L162 107V108H161L162 110L165 109L164 107H166V106H163L164 100H162L163 102L160 100V101H161V102H160L158 99H156L157 97H155V99L158 100L159 102L157 101V103L155 104L156 100H154L155 102L152 101V102H154V103H152V102H151V100H152V99H151V98H152L151 95H150V96H151V97H150V100H148V103H149V105H150V107H149V105H147L148 103L146 102V99L148 98V97H147V96H148V93L150 92V91L148 92V90L144 93V94H147V96H146V95L144 96V94L142 95L144 98L147 97V98L145 99V101H141L142 98H143V97H142L141 99H139V100H140V101H139L140 103H138V104H140V105H139L140 107H138V105H137V107H136V106L134 105V104H135V102H134L135 99H134V98H136L135 101L138 102L137 96H135V95H136V94H137V95H140V94H138L137 92L142 88V87L140 86V84L143 85V84L140 82V81H141V78H139V80H138L137 77H136L137 79H135V76H131V77L133 78V80H132L131 77H130V80H132V81H130L129 79L124 78V79H126V80L122 79L123 81H125V82H123L122 80L120 81ZM177 77H178V76H177ZM195 77H194V78H195ZM199 77H200V76H199ZM201 77H203V75H202ZM213 77H214V76H213ZM213 77H212V78H213ZM215 77H216V76H215ZM218 77H219V75H218ZM221 77H222V76H221ZM224 77H225V76H224ZM238 77H236V78L238 79ZM52 78H51V79H52ZM55 78H57V76H56ZM59 78L62 79L61 81H63V79H65V78H62V77H59ZM59 78H57V79H59ZM73 78H74V77H73ZM77 78H78V77H77ZM158 78H159V77H158ZM160 78H159V79H160ZM170 78H171V77H170ZM179 78H180V79H177L178 81L181 80V77H179ZM187 78L189 79L188 82H187V80H188ZM190 78H191V76H190ZM190 78H189V76H188V77H186L185 80H184L185 82H187V83H185L186 85H184V86L187 88V89L185 88V90L187 91L188 89H190V90L193 92V93H192V92H190L189 90H188L187 92H185L186 95H188L187 98H189V96H190L189 94H190V93H191L192 95H193V94H194V95H198L199 93H200V94H201V93H205L206 91H208V93H209V91L211 92L212 90L215 91V87L217 86V87L219 88V85H220V84L217 85L218 83H213V81L211 80L212 78L210 79L212 82L208 79V80H209L208 82H211V83H212V85H210V86H207L209 83H205V81H206L205 79H207V78L204 79L205 81H200V80H199L198 83H200V82H201V83L203 82V84L205 83V87H204L203 84L200 83L201 86L203 85V86L201 87L202 89H200V90H201V91H202V90L204 91V92H203V91L201 92V91H199V89H198V87H199L200 84H198V87L195 88V86H197L196 84H197V81H198V80L196 81V84H192L191 82H192V80H193V76H192V80H190ZM222 78H223V77H222ZM233 78H234V77H233ZM236 78H235V79H236ZM2 79H5V78L3 77ZM10 79H11V78H10ZM16 79H15V77H14V80H16ZM18 79H17V82H16V83H18ZM33 79H34V80H33ZM45 79H47V78L45 77ZM45 79H44V77H42V79H41V83L45 84L46 82H48L49 85H51L50 87L52 88V92L54 91V92H53V97H52V93L50 92V91H51V90H50L51 88H49V85H48V84H46V87H47L46 89H47V90H48V89L50 90V91L48 90V92H47V94H49V93H50V94L47 95V96H48V97L51 96V97L53 98V101L55 100V104H56V103H57L56 101L59 100V99H58V91H59V90H56V89L53 90V86H55L56 84L53 83V86H52V84H51L52 82H50L49 79H47L48 81H46ZM53 79H54V78H53ZM57 79H54V80H56V82H57V85H56V86H58V82H60V81H59L60 79H59L58 81H57ZM111 79H112V78H111ZM134 79H135V80H134ZM155 79L153 80V82H156V81H157V79H156V81H155ZM159 79H158V80H159ZM167 79H168V78H167ZM174 79H175V78H173V80H172V78H171V81H170V82L174 81ZM214 79H215V78H214ZM217 79H218V78H217ZM217 79H216V80H217ZM261 79H262V81H260ZM5 80H6V79H5ZM12 80H13V79H12ZM14 80H13V81H14ZM21 80H22V79H21ZM42 80H43V82H42ZM54 80H51V81H54ZM136 80H138L139 82L137 81V83H134V84H136V86H137V87L134 88L135 85L133 84V81L136 82ZM142 80H143V79H142ZM162 80H159V83H160ZM169 80H170V79H169ZM195 80H196V79H195ZM216 80H215V81H216ZM219 80H220V78H219ZM222 80H223V79H221V81H220L221 83H222ZM0 81H1V80H0ZM7 81H8V79H7ZM25 81H26V80H25ZM44 81H45V82H44ZM64 81H65V80H64ZM66 81H67V80H66ZM73 81H74L75 83H74ZM81 81H82V79H81ZM110 81H112V80H110ZM127 81H128V82H127ZM129 81H130V82H129ZM175 81H176V80H175ZM175 81H174V82H175ZM178 81H176V82H178ZM232 81H233V80H232ZM1 82H2V81H1ZM54 82H55V81H54ZM96 82H95V83H96ZM100 82H99V84H100ZM120 82H122V83H120ZM143 82H144V81H143ZM153 82H152V85H153ZM162 82H163V83H160V85H157V86H156V83H155V86L158 88V89H155V90H160L159 88H161V87L163 88V86H164L166 83H167V85H168V84H171L169 81L166 82V78H165V80L162 81ZM164 82H166V83L164 84ZM180 82H181V81H180ZM180 82H178V84L181 85L182 82H181V83H180ZM206 82H207V81H206ZM217 82H218V81H217ZM224 82H225V80H224ZM224 82H223V84H224ZM229 82H230V80H228V85H227V86H228V89L225 87V85L227 84V83L225 82V83H226V84L224 85L225 88H223V85H220V86H221V87H220L221 89H220V88L218 89L219 92H218L217 89H216V91H217L218 93H215V94L218 95V94H221V93L223 94V93H228V92L232 94V91H229V85H230ZM235 82H236V80H235ZM36 83H37V84H36ZM60 83H61V82H60ZM63 83H65V82H62V84H63ZM78 83H79V84H78ZM124 83H125V84H124ZM126 83H127V84H126ZM129 83H130L131 85L133 84V86H129V85H130ZM138 83H139V85H138ZM148 83L150 84V81H148ZM148 83H147V85L144 84V86H146V88H150V89H151V88L154 87V86H153V87H152V86H151V87H148V86H149ZM172 83H173V82H172ZM188 83H191V84H189L190 86H188ZM233 83H234V82H233ZM1 84H3V83H1ZM5 84H7V83L5 82ZM76 84H77V86H76ZM105 84H106V85H105ZM161 84H163V85L161 86ZM213 84H216V86L213 85ZM3 85H4V84H3ZM16 85H17V84H16ZM21 85H22V86H21ZM25 85L20 84V85H18V86L24 87ZM37 85H39V86H37ZM47 85H48V86H47ZM104 85H105V86H104ZM126 85H127L129 88L127 87V88L124 89V87H126ZM150 85H151V84H150ZM191 85H192V86H191ZM193 85H194V87H193ZM232 85H234V84H232ZM257 85H258V83H257ZM56 86H55V87H56ZM61 86H62V85H61ZM67 86H68V85H67ZM96 86H97V85H96ZM96 86L94 85V87H96ZM138 86H139V87H138ZM144 86H143V87H144ZM158 86H161V87H158ZM168 86H169V85H168ZM170 86H171V85H170ZM172 86L174 87L173 84H172ZM172 86H171V88H172ZM178 86H179V85H178ZM181 86H182V85H181ZM211 86H212V88L209 90V88H207V87H211ZM214 86H215V87H214ZM0 87H1V86H0ZM21 87H20V88H21ZM29 87H31V90L25 92V89H26V90H27V89L29 90ZM36 87H38V90H37ZM62 87H63V86H62ZM97 87H98V86H97ZM97 87H96V88H97ZM119 87H120V88H119ZM156 87H155V88H156ZM166 87H167V86L165 85V87L163 88L164 91H165L164 93H165V95H168L167 97L169 98V94H171L172 91H171L170 87H168V88H169L168 90H170L171 92L168 91V94H166V93H167L166 90H165V89H167ZM191 87H192V88H191ZM203 87H204V88H203ZM213 87H214V88H213ZM258 87H259V88H258ZM17 88H19V87H17ZM64 88H65V87H64ZM130 88H132V89H130ZM137 88H140V89L137 90ZM146 88H144L143 90L145 91ZM162 88H161V89H162ZM174 88H177V86L174 87ZM174 88H172V89H174ZM181 88H183V87H181ZM199 88H200V87H199ZM234 88H235V87H234ZM234 88H233V91L235 90ZM257 88H258V89H257ZM35 89H34V90H35ZM126 89L129 90V91H127ZM134 89L136 90V94L134 93V96L132 97L133 99L131 98L132 101H133L134 103H131V101H129V102H128L129 105H125V104H124V105H125V107H124V105H123L122 103H124L123 101H125V95H127V93L130 94V92H132V94H133ZM150 89H149V90H150ZM153 89H154V88H153ZM163 89H162L161 91H163ZM179 89H180V86H179ZM194 89H198V91L195 90V93H194ZM205 89H206V90H205ZM207 89H208V90H207ZM222 89H225V90H222ZM230 89H231V88H230ZM249 89H251V91H252L253 93H254V91L256 92V93H254V94L257 95V98H258L259 94L262 93V94L259 96V99L261 98L260 100H262V101L257 100V103L254 102V101L256 100V99H255L256 97L253 98L254 101H253V100H250L249 98H250L251 96H253V94L250 95V97L248 96V92L250 91ZM2 90H3V92H4V89L1 87V90H0V91H2ZM34 90H33V91H34ZM47 90H46V91H47ZM60 90H61V89H60ZM98 90H99V89H98ZM131 90H132V91H131ZM155 90H154L153 93H156V92H157V93H160V92H161V91H156V92H155ZM174 90H175V89H174ZM181 90H182V89H181ZM181 90H180V91H181ZM221 90L224 91V92H222ZM231 90H232V89H231ZM15 91H14V93H15ZM23 91H24V92H23ZM76 91H77V92H76ZM78 91H79L80 93H78ZM94 91H95V92H94ZM119 91H118V92H119ZM151 91H152V90H151ZM175 91L178 92L177 89H176ZM175 91H174V93H175ZM180 91H179V92H180ZM213 91L211 92L212 94L214 93ZM220 91H221V92H220ZM226 91H228V92H226ZM251 91H250V92H251ZM258 91H261V93L258 92ZM56 92H57V93H56ZM122 92H126V93L121 94ZM139 92H140V91H139ZM142 92H143V91H142V89H141V92H140V93H142ZM147 92H148V93H147ZM179 92H178V94H180ZM181 92H184V91L182 90ZM197 92H199V93H197ZM234 92H235V91H234ZM250 92H249V93H250ZM252 92H251V93H252ZM257 92H258V93H257ZM12 93H13V92H12ZM31 93H32V92H31ZM34 93H35V92H33L32 95H31V94L28 95V94L26 93L25 96L23 95L24 98H23V96H21V95H20V96H21L23 99H25V98L27 97L26 95H28V96L31 95V96H34V98L36 99L35 96H37V95L39 96L40 93H38V94H37V92H36L35 94H34ZM44 93H46V92H44ZM54 93H56L55 95H57V96L55 97L56 99L54 98ZM59 93H60V92H59ZM157 93H156V94H157ZM164 93H163V94H164ZM196 93H197V94H196ZM235 93H236V92H235ZM240 93H241V92H240ZM251 93H250V94H251ZM2 94H3V93H2ZM33 94H34V95H33ZM118 94H120V95L118 96ZM129 94H128V95H129ZM149 94H150V93H149ZM156 94H155V96H157ZM160 94H161V95H160V97L158 96V98H159V99H163L164 97L161 98L162 93H160ZM175 94H176V93H175ZM212 94H211V95H212ZM215 94H214V95H215ZM82 95H83V96H82ZM122 95H123L124 97H123ZM128 95L126 96V98L129 97ZM158 95H159V94H158ZM165 95H163V96H165ZM176 95H177V94H176ZM176 95H174V94L172 93V96H173V97L176 96ZM181 95H183L182 97H184V94H183V93H181ZM216 95H215V96H216ZM223 95H225V94H223ZM223 95H220V96L218 95V96H219V98L221 97L220 99H222V98L225 97V96H226V98H227V96L229 95V96H228L229 103H231L230 101H232V102L234 103V100L237 101V99H239V96H238L239 94L237 95L238 97L235 96L234 93H233V95H231V96H235V97H233V98H235L234 100H233V98L230 97V94L225 95V96H223ZM15 96H16V93H15ZM15 96H14V97H15ZM116 96H118V97H116ZM140 96H141V95H140ZM140 96H139V97H140ZM179 96H180V95H179ZM204 96H206V95H204ZM204 96H203V97L201 96V100H202V99H205L207 102H206V101H204V102H206V103H207L206 105L208 106V104H209L208 101L211 102V100H214V99H213V95L211 96L212 98H211L210 96L207 95L208 98H209V97L211 98V100L208 99L207 96H206V98H205ZM222 96H223V97H222ZM246 96H248V98H246ZM18 97H19V95H18ZM91 97H92V98L95 97V99H92V100H93L92 102H91ZM104 97H105V98H104ZM119 97H121V98L123 97L124 100H123V98H122V99H121L122 102H121V100H119V99H120ZM153 97H154V95H153ZM165 97H166V96H165ZM170 97H171V96H170ZM173 97H172V98H173ZM177 97H178V96H177ZM182 97L180 96V98H179V97H178V98L181 99ZM0 98H1V95H0ZM5 98H6V96H5ZM19 98H20V97H19ZM22 98H21V100H23ZM34 98L32 97L31 100H34ZM65 98L68 99L67 96H66ZM114 98H115V99L119 98V99H117V102H116V100H115ZM172 98H171V99H172ZM178 98L176 99L177 101H179ZM217 98H218V97H217ZM236 98H237V99H236ZM2 99H4V96L0 99V103H1ZM27 99H28V98H27ZM45 99H46L47 102H49V103L51 102V104L54 103V102L52 101L51 98H49L51 101H50L49 99L47 100V98H45ZM45 99H43V100H45ZM76 99H77V100H76ZM153 99H154V98H153ZM192 99H194V100H195V99H198L199 101H201L199 97L191 98L190 101L186 100V102H187V101H188V102H192V103H189V104H191V105H190L191 108L193 107V104H194V105H196V104L198 105V101L195 100V101H197V103H196V102H194V100H192ZM230 99H231V100H230ZM4 100H5V99H4ZM4 100H3V101H4ZM14 100L17 101V100H19V99L16 100V97H15ZM68 100H70V99H68ZM87 100H89V101H87ZM118 100H119V101H118ZM165 100H166V98H165ZM167 100H168V99H167ZM167 100L165 101L166 105H171V108H172L174 105L177 106L176 104H171V103H174V102H173V101H174L173 99H172V100H173L172 102H170V101H171L170 99H169V101H167ZM182 100L184 101V100H185V97L182 98ZM191 100H192V101H191ZM217 100H218V99H217ZM226 100H227V99H226ZM247 100H249V101H248L249 103H252V106H251L249 103H247ZM12 101H13V100H12ZM15 101H13L11 104H13ZM19 101H20V100H19ZM19 101H18V103H19ZM23 101H24V100H23ZM25 101H26V99H25ZM34 101H35V100H34ZM82 101H83V102H82ZM108 101L111 102V103H108ZM113 101L115 102V103H114L115 105L112 104ZM149 101H150V102H149ZM215 101H216V98H215ZM224 101H225V100H224ZM236 101H235V103H236ZM251 101H253L255 104H253V102H251ZM20 102H21V103H19V104L23 105L22 108L24 109V105L26 106V104H27L28 101H26V104H22V103H25V102H22V101H20ZM29 102H30V97H29ZM32 102H33V101H32ZM52 102H53V103H52ZM74 102H75V104H74ZM90 102H91V104H90ZM120 102H121V103H120ZM169 102H170V103H169ZM202 102H203V101H201V103H202ZM204 102H203V103H204ZM240 102H242L241 99H239V103L237 102L239 106H240ZM2 103H5V101L2 102ZM2 103H1V106H4L5 104L2 105ZM18 103H16V105H17ZM33 103H34V102H33ZM33 103H32V104L29 103V106L33 107V105H34V107L32 108V109H33V110H32V111H33L32 114H33V117H34V114H35L34 112H35V110H36V107H35V104H33ZM70 103H68L69 105H67V109L69 108V106H71ZM130 103H131L132 106H135V107H136V108L134 107L135 110H134L133 107L130 106ZM160 103H162V104H160ZM165 103H164V104H165ZM167 103H168V104H167ZM214 103H215V102H214ZM214 103H211L210 106H208V107H210V108H212V109H213V107H214V109L216 108V110H217L218 107H216L217 105H216V103H215V104H214ZM225 103H226V102H225ZM233 103H231L230 105H232ZM235 103L233 104V105H235L233 108L236 107L235 109H237V110L231 109L230 107H227V106H226L227 109L230 108L231 110H233V112H234V111H235V112H236V111H239L238 109H240V108L237 107L238 105L235 104ZM11 104L9 105L10 108H12V107L14 106L13 108L18 109V106H21V105H19V104H18L17 106H15V103H14L13 106H11ZM88 104H89V105H88ZM111 104H112V105H111ZM118 104L121 106V107H119V108H120L119 110L116 109V107L118 108V106H119ZM151 104H154V107H153V105H151ZM157 104H158V105H157ZM159 104H160V105H159ZM177 104H182L183 107L185 106V108H186V103H185V101H184V102H181V103H178V102H177ZM187 104H188V103H187ZM104 105H105V107H104ZM106 105H107V106H106ZM108 105H109V106L111 105L112 107L110 106V107H111V108H110V107H108ZM117 105H118V106H117ZM122 105H123L124 108L122 107ZM155 105H156V106H155ZM161 105H162V106H161ZM182 105H180V106L182 107ZM197 105H196V106H197ZM212 105H215V106H212ZM221 105H222V104H221ZM223 105H224V104H223ZM230 105H229V106H230ZM233 105H232V106H233ZM241 105H242V104H241ZM29 106H28V107H29ZM41 106H43V104H42ZM53 106H55V110H58V108L56 107L57 104H56V105H53ZM114 106H115V107H114ZM175 106H174V107H175ZM196 106H194L192 109H194V108L197 109L198 106H197V107H196ZM203 106H204V105H203ZM232 106H231V107H232ZM246 106H247V107H246ZM249 106H250V107H249ZM16 107H17V108H16ZM26 107H27V106H26ZM28 107H27V108H28ZM31 107H29V108H31ZM43 107H44V109H45V106H43ZM58 107H59V106H58ZM75 107H74V108H75ZM106 107H107V108H106ZM128 107H129V109L127 110L126 108H128ZM146 107H147V109H145ZM148 107H149V108H148ZM152 107H153V108H152ZM167 107H168V109H165V110H170V109H171L169 106H167ZM178 107H179V105H178ZM178 107H177V109H178ZM187 107H189V105H188ZM208 107H207V108H208ZM220 107H221V106H220ZM222 107H224V106H222ZM257 107H258V108L260 107L261 109H260V108L257 109ZM13 108H12V110H13ZM34 108H35V109H34ZM38 108H39V107H37V109H38ZM56 108H57V109H56ZM82 108H83V109H82ZM130 108H132L133 110H130ZM159 108L156 109V112H155V113H157V112H158L157 114L160 113V112H159V110H160ZM169 108H170V109H169ZM191 108L189 107L188 109L191 110ZM199 108H200V107H199ZM201 108H202V107H201ZM201 108H200V109H201ZM205 108H206V107H205ZM205 108H203V110H204L205 112H204L202 109H201L202 111L199 112V113H198L197 111H200V109L197 110V111H196V109L194 110V112H197V113H191L192 110H191L190 112H189V110H187V112L190 113V114H192V116H193V117L191 116L192 118H194V117H195L196 119L198 118V119L200 120V122H203V121H205L204 119H206V122H205L206 124H207V121H208L209 119H213V120H210V121H211L210 123H212V122L214 121V118H216V116H217V115H215V114H217V111H219V110L215 111V110L213 109V110L216 112V113H215L213 110L211 111V109L208 111V109H209V108H208V109H207L208 112L206 113ZM1 109H2V107H0V111H1ZM3 109H4V107H3ZM5 109H6V108H5ZM39 109H40V108H39ZM41 109H42V108H41ZM85 109H86V110H85ZM111 109H112V110H111ZM113 109L116 110L117 112H116V111H113ZM122 109H126V110H124V116H123L124 118H126V114H128V113H129L128 116H130V118L132 117V118H131L132 121H130V120H128V119H125V121L127 120L129 126L127 125L128 129H126L127 127L125 126V124H123V126H125L123 130H122L123 127H121V126L119 125L120 123L122 124V122H120L121 120H119V119L121 118V116H120V118H118L119 116H117L118 113L120 114L121 112H123ZM172 109H173V111H171L170 113H172V112H174V111H175L174 113H177L176 108H175V109L172 108ZM180 109H182V108L179 107V110H180ZM224 109H225V108H224ZM252 109H251V112H253ZM8 110H9V108H8ZM46 110H47V111H45V110H44V111L49 113L50 110H48V108H47ZM51 110H52V109H51ZM141 110H140V111H141ZM154 110H155V109H153V111H154ZM162 110H160V111H162ZM165 110L163 111L164 114L167 112V111H165ZM184 110H185V109H184ZM241 110H242V107H241V109H240V112H242ZM3 111H4V112H3ZM6 111H7V109H6V110H2L3 113H2V112H1V113L4 115V113H5ZM18 111L20 112L21 110H18ZM36 111H37L36 113H38V116L35 115V116L37 117V118H35V119H36V121H37L38 117H40V120H39V119H38V120L41 121V123H42L43 119L45 118L44 116H42V114L45 115V116H47V117H48V115H49V114L46 115L47 113H45V112H42V113H41L42 110H41V111H40V110H36ZM52 111H53V110H52ZM93 111H94V112H93ZM98 111H99V109H98ZM118 111H119V112H118ZM129 111H130V112H129ZM181 111H182V110H180V111L178 112L179 114L177 113L178 115H177V114H176V115H177L178 117L180 116V117L183 119L182 122H183V121H185V122H187V121L189 122V121H190V123H188V122H187V123H184V122H183L184 124L182 123L181 126H182V125H185V126H186V124H188V126H186V127H187L186 130L189 131V129H190V132L195 131V128H194V127H195V126L197 127L198 125H195L194 123H195V122L197 123L199 120H196V119H195L196 121L193 123V124H194V125H193V126H194V127H193L194 130L191 131L193 128H192V127L189 128V124H191V122H193V121L190 120L191 117H190V115H189L188 113H187L188 115H186V117H185V119H187V120H184L183 117H184L185 115L182 114ZM256 111H255V112H256ZM13 112H14V111H12V113H13ZM19 112H18V115L23 113V112H21V113H19ZM56 112H57V111H54V114H55ZM76 112H77V113H76ZM92 112H93V113H92ZM126 112H127V113H126ZM135 112H136V111H135ZM138 112H139V111H138ZM150 112H147L146 115H148V113H149V115H150ZM192 112H193V111H192ZM213 112H214V114H213ZM230 112H231V111H230ZM233 112H231L232 115H234ZM240 112H236V113L239 114ZM245 112H246V111H245ZM260 112H261V113H260ZM7 113H8V111H7ZM7 113H5V114H7ZM12 113H8L9 115H10V114L12 115L11 120H12V119L15 120L16 117L18 118L17 115H13ZM15 113H17V112H14V114H15ZM40 113H41V115L39 116ZM75 113H76L77 115H76ZM94 113H96V114H94ZM99 113H100V115H97V114H99ZM104 113H105V114H104ZM112 113H113V114H112ZM115 113H116V114H115ZM144 113H143V115H145ZM180 113H181L183 116H182ZM200 113H201V114H200ZM204 113H205L206 115L209 113V116H210V117H213V118H209V116H206ZM224 113H225V115L221 116L223 119H224V118H227V117H229V116H231V114L229 113V111H225ZM247 113H248V110H247ZM52 114H53V113L50 112V115H52ZM54 114L52 115V117L49 115V118H52V126H53V128L56 126V127H55V130H57L56 128H58L59 125L61 126V124H60L61 122L59 123L60 118H59V120H58V118H57V116H56L57 113H56L55 115H54ZM92 114H93V116H92ZM114 114H115V116H117V118H118L117 122L115 123L116 125L114 124L115 120L113 121V118L115 119ZM133 114H134V113H133ZM141 114H140V116H141ZM160 114H162V116H163V113H160ZM168 114H169V113H168ZM193 114H195V116H194ZM197 114H200V116L203 114L202 116L205 115L206 118H202V117H201L202 119H200L199 116H198ZM242 114H243V113H241V115H242ZM253 114H254V113H253ZM253 114H251V115H253ZM11 115L8 116L9 118H7V119H10ZM74 115H75V116H74ZM101 115H103V116H101ZM112 115H113V116H112ZM143 115H142L141 117L144 118V121H143L144 123L142 122V119H143V118H142V119L139 118V119H141V120L138 119V121L141 122V124L143 123L144 126H145V123L148 124V121L151 120V119H153V115H152L151 118H149V119H148V116L145 117V116H143ZM173 115H175V114H173ZM173 115L171 116V118H170L169 120H171V119L174 117V119H172V120H174V121L176 120V121H175V122L172 121L171 124H172V126L176 124V125H175L176 128H177V126H178V128H179V127H180V126H179V125H180L179 123H181V118H178L176 115H175V116H176V117H175V116H173ZM213 115H214L215 117H214ZM235 115H236V114H235ZM235 115H234L233 117H235ZM239 115H240V114H239ZM239 115H238V116H239ZM1 116H2V115H1ZM4 116H5V115H4ZM13 116H14L15 118H14ZM20 116H21V115H20ZM53 116H55V117L53 118ZM73 116H74V118H73ZM106 116L108 117V118H107V121H106V118H104V117H106ZM138 116H139V115H138ZM155 116H156V115H155ZM165 116H166V114H165ZM168 116H169V115H168ZM168 116H166V119H167ZM187 116H188V118H187ZM196 116H198V117H196ZM219 116H220V115L218 114V117H219ZM238 116H236V118H237ZM247 116H248V114H247ZM254 116H255V115H254ZM262 116H260V117L262 118ZM30 117H32V116H30ZM42 117H44V118H42ZM63 117H64V116H62L61 119L64 121ZM66 117H64V118H66ZM69 117H70L71 119H69ZM84 117H85V118H84ZM99 117H100V118H99ZM109 117H111V118H109ZM149 117H150V116H149ZM163 117H164V116H163ZM189 117H190V119H189ZM207 117L209 118L208 120H207ZM231 117H232V116H231ZM239 117H240V116H239ZM242 117H243V116H242ZM244 117H245V116H244ZM251 117H252V116H251ZM260 117H258V118L261 119ZM4 118H5V117H4ZM4 118H3V119H4ZM41 118H42V119H41ZM55 118H56L57 120H54ZM82 118H84V119H82ZM94 118H95V119H94ZM124 118H123V119H124ZM127 118H128V117H127ZM154 118H155V117H154ZM168 118H169V117H168ZM256 118H257V116H256ZM7 119H6V120H5V119L3 120V121H8V123L5 122L6 124H8V126L6 127V129L4 130L3 128H0V131L3 130V133L1 134V132H2V131H1L0 134L2 135V138H4V139L1 138L0 140H4L5 142L7 141V139H5V138H6V137L8 138V135H10V133L13 132L12 130H15L14 132L16 133V129H17V125L15 126L16 129H13L12 127H14V126L11 127L12 123H10L11 121H10V120H7ZM18 119H19V118H18ZM18 119H17V121H19ZM20 119H21V118H20ZM31 119H32V118H31ZM77 119H76V120H77ZM96 119H99L98 122H97ZM104 119H105V120H104ZM146 119H148V120L145 122ZM159 119H160V118H159ZM159 119L156 117L155 122L158 123L159 121L162 120L159 124H160V126L162 125V127H163V124L166 123V121H164L165 119H160V120H159ZM177 119H180V122H179V123H178ZM188 119H189V120H188ZM217 119H218V118H217ZM240 119H241V118H240ZM240 119H239V120H240ZM252 119H254V118H252ZM252 119H251V120H252ZM29 120H30V119H29ZM53 120H54V123H55V121H56V123H55L56 125H55V126L53 125V124H54V123H53ZM78 120L75 121V123H74V121H71L72 123L69 122V123H71V124L67 123V125L69 124L68 126H71L70 128H73L72 126H76V124L79 123ZM94 120L97 122V125H96V123L94 122ZM102 120L105 121V122H103ZM157 120H159V121L157 122ZM169 120H168V121H169ZM193 120H194V119H193ZM202 120H203V121H202ZM221 120H222V119H221ZM224 120H225V119H224ZM234 120H237V119L234 118ZM249 120H250V118L247 119V121L250 123ZM255 120H256V119H255ZM257 120H258V119H257ZM261 120H262V119H261ZM0 121H1V120H0ZM3 121H1V122L3 123ZM17 121H13V124H16ZM34 121H35V120H33V124L37 123V124L35 125V127H37L38 125H39V127H41V123L38 124L39 121H37V122H34ZM49 121L51 122V120H48V121L46 120L47 123H50ZM57 121H58V123H57ZM63 121H62V123H63ZM65 121H66V120H65ZM129 121H130L131 124H133V126L129 123ZM151 121H152V120H151ZM163 121H164V122H163ZM168 121H167V122H168ZM215 121H218V120L215 119ZM229 121H230V120H229ZM231 121H232V120H231ZM241 121H242V120H241ZM247 121H245V120L243 119V121H242V123H241V125H240L241 128L238 126L240 123L237 124V123H236L237 121H235V126H236V124H237V126L239 127V129H242L243 127L246 126V125H244V124H245V122L247 123ZM259 121H260V120H258V122H259ZM1 122H0V125L2 124ZM14 122H15V123H14ZM29 122H30V123L28 124L29 126H34V125L31 123V121H29ZM86 122H85V123H86ZM93 122H94V123H93ZM200 122H199V123H200ZM219 122H220V118H219ZM239 122H240V121H239ZM260 122H261V121H260ZM263 122H264V118H263ZM9 123H10L11 125H9ZM43 123H45V121H44ZM43 123H42V124H43ZM47 123H46V124H47ZM82 123H83V122H82ZM106 123H107V124H106ZM118 123H119V124H118ZM149 123L152 124L150 121H149ZM162 123H163V124H162ZM174 123H175V124H174ZM177 123H178V125H177ZM199 123H198V124H199ZM205 123H200V125H201V124H204V127H205V125H206ZM208 123H209V122H208ZM210 123H209V124H210ZM213 123H214V124H212V126H213V128H215L216 130H217L218 128H220L219 130H221V128L224 127V126H222L224 122H223V123L220 122L221 124L218 123V122H216V123L213 122ZM232 123H233V122H232ZM232 123H231V125H232ZM252 123H253V121H252ZM252 123H250L251 126H249V124L247 123L248 126H249V127L247 126V127H248V130L245 129L246 127L243 128V129L241 130V132H240L241 135H239L240 138H238L239 141L241 140V143H242V141H244V140L248 141V140L245 138L246 135H247L246 132H250L251 135L253 136V134L256 133V129L259 131V130L262 129V127H263V126H262V127H260V126L258 127V126H257V128H254L255 130H253L252 128H253V127H256V126H254V125L252 126ZM254 123H255V122H254ZM254 123H253V124H254ZM256 123H257V122H256ZM261 123H262V122H261ZM17 124H18V122H17ZM30 124H32V125H30ZM57 124H59V125H57ZM63 124H64V123H63ZM63 124H62V125H63ZM73 124H74V125H73ZM83 124H84V123H83ZM135 124H136V123H135ZM150 124H148V125L150 126ZM159 124H156V126H157V125L159 126ZM171 124H170V125H171ZM209 124H207L206 126H208ZM215 124H220L221 126H220V127H217V126H216V127H217V128H216V127L214 126ZM226 124H228V123H226ZM258 124L260 125V123H258ZM263 124H264V123H262V125H263ZM28 125H27V127H28ZM48 125H49V124H47L46 127L44 126L45 129H44L43 127L40 128V129H42V130L44 129V133H45V132L47 133V131H48V133H49V130H50V128L52 129V127H48ZM78 125H80V124H78ZM78 125H77L76 127H74V128H76V129L74 130L75 132H72L71 130H73V129H69V127H68L69 132H64V133H65V134H66V133H71L72 136H74L73 133H76L77 127H79ZM81 125H82V124H81ZM81 125H80V126H81ZM85 125H86V124H84V127H85V129H86V127H87L88 124H87L86 126H85ZM90 125H89L88 127H90ZM165 125H166V126H165ZM167 125H169V124H168V123L164 124L165 128H167ZM224 125H225V123H224ZM228 125H229V124H228ZM231 125H230V126H231ZM243 125H244V126H243ZM255 125H256V124H255ZM9 126H10L9 129H11L12 132H11L10 130L7 129ZM42 126H43V125H42ZM50 126H51V125H50ZM57 126H58V127H57ZM131 126H132V129L135 128V129H134V132H135L134 134H135V135L137 134V137H135V136L132 137L133 140L130 139V138H129V139H130V140H129V139L127 138V136H128L129 134L133 133L132 131L129 130V129H131V128H129V127H131ZM135 126H136V127H135ZM185 126H184L183 128H185ZM191 126H192V124H191ZM202 126H203V125H201L200 127H201V128H204V127H202ZM209 126L212 127L211 125H209ZM218 126H219V125H218ZM225 126H226V125H225ZM233 126H234V123H233V125H232V131L235 129V130L233 131V132L235 133V131H238L239 129H238L237 126H236L237 128H234V129H233ZM2 127H3V126H2ZM15 127H14V128H15ZM39 127H38V128H35V129H39ZM81 127H82V126H81ZM117 127H118V128L121 127L120 130H122V131L125 132V133L127 132V133H129V134H125V135H123L124 137L120 138V134L122 133V131H119V129H118V131H117ZM133 127H134V128H133ZM150 127H151V126H150ZM152 127H154V126L152 125ZM162 127H161V128H162ZM198 127H199V126H198ZM200 127H199V128H200ZM250 127H251L250 130H251L252 132L249 130ZM4 128H5V126H4ZM23 128H24V127H23ZM31 128H32V131H33V127H31ZM47 128H48V129H47ZM61 128H62V126H61ZM66 128H67V127H66ZM82 128H83V127H82ZM82 128H81V130H82V132L84 133L85 130L82 129ZM90 128H91V127H90ZM170 128H171V127H170ZM172 128H174V126H173ZM188 128H189V129H188ZM199 128H198V129H199ZM207 128H209V127H207ZM213 128H209V129H207V130H206L205 128H204V130L201 129L202 132H199L198 129H197V132H198V133L195 131V136L193 135L194 133H191V134H192L191 136H192V137H195V138H196V137L199 138V137H200V133H201V135H203L202 133H204L205 130L208 131L207 134H209L210 131H212L213 134H214L216 131L214 132V131H213V130H214ZM228 128H229V126H228ZM258 128H259V129H258ZM27 129H29V131L32 132L31 129H30V127H28ZM27 129H26V131H27ZM58 129H59V131H60V127H59ZM79 129H80V128H78V130H77L78 133L81 132ZM102 129H103V128H102ZM107 129H108V130H107ZM144 129H146V130H145L146 132L143 131ZM210 129H211V130H210ZM222 129L224 130V128H222ZM226 129H227V128H226ZM244 129H245V130H244ZM17 130H18V129H17ZM45 130H46V131H45ZM52 130H54V129H52ZM52 130L50 131V132H51V133H50V136L47 135L48 138L51 137V134H53V133L55 134V132L52 131ZM62 130H64V129H63V128L61 129V132H60L61 134H62ZM66 130H67V129H66ZM66 130H64V131H66ZM83 130H84V131H83ZM87 130H88V129H87ZM87 130H86V131H87ZM124 130H125V131H124ZM128 130H129V132H128ZM156 130H159V128L156 127ZM178 130H180V129H177V131H178ZM183 130H184V129H183ZM201 130H200V131H201ZM209 130H210V131H209ZM219 130H217V132H220L221 134L224 133L223 135H226V132H227L228 136H227L225 139H227V140L230 139V140H231V141L229 140V141H227V142H225V140H223L225 143H228V142L232 143L233 141H235V138H233V137H235L236 135H238V134H236V135L233 136L232 134H230L231 137H232L233 139H232V138H228V137H230V135H229L230 132H228V131L224 132V131H222V130H221V131H219ZM228 130H231V128H229ZM5 131H9L10 133L8 132L9 134L7 133V135H5V134H6ZM37 131H38V130H36V131H34V132H37ZM67 131H68V130H67ZM70 131H71V132H70ZM79 131H80V132H79ZM142 131H143V132H142ZM173 131H174V129H173ZM206 131H205V132H206ZM232 131H231V132H232ZM242 131H243V133H242ZM244 131H245V132H244ZM254 131H255V132H254ZM261 131L264 132V128H263V130H260V131H259L260 133L257 134V135H259V138L261 137L260 134L263 133V132H261ZM14 132H13L12 135H10L9 137L13 136ZM52 132H53V133H52ZM56 132L58 133V130H57ZM120 132H121V133H120ZM180 132H181V130H180ZM212 132H210V134H209L208 136H206V137L209 138V140H210V139L213 140V141H209V142H213V143H214L215 141H214V139H212V137H211V136L213 135V134L211 135ZM217 132H216V133H217ZM222 132H223V133H222ZM17 133H18V132H17ZM17 133H16V134H17ZM25 133H26V132H25ZM25 133H24V134H25ZM32 133H33V132H32ZM37 133H38V132H37ZM57 133H56V134H57ZM64 133H63V135H61L62 137L64 136ZM78 133H76V134L78 135ZM83 133H82V134H83ZM113 133H112V134H113ZM116 133H117V134H116ZM156 133H160V132H156ZM161 133H162V132H161ZM177 133L179 134V132H177ZM216 133H215V134H216ZM220 133L218 134V136H219L218 138H216V137H217V136H216L217 134L214 135L215 137H213V138H215V139H217V140L220 139V138H222V135H220ZM244 133H245L246 135H245ZM250 133H249L248 135H250ZM16 134H14V135H16ZM26 134H28V132H27ZM41 134H42V131H41ZM54 134H53V135H54ZM71 134H67V135H66V138H69V139H70ZM84 134H85V133H84ZM97 134H98V135H97ZM99 134H100V135H99ZM118 134H119V135H118ZM122 134H124V133H122ZM122 134H121V136H122ZM134 134H133V135H134ZM150 134H151V133H150ZM162 134H164L163 136H165V135L170 136V134H167V132H164V133H162ZM196 134H199V135L196 136ZM205 134H206V133H205ZM3 135H4V136H3ZM17 135H18V134H17ZM17 135H16V137H17ZM38 135H39V133H38ZM44 135L46 136V134H44ZM59 135H60V134H59ZM68 135H69V137H68ZM80 135H81V133H80ZM116 135H117V136H116ZM133 135H132V136H133ZM141 135H145V137L143 136V138H144L145 140L142 139L143 141H140V142H138V143L136 144V142L138 141L139 136H141ZM155 135H156V134H155ZM181 135H182V133H181ZM181 135H180V136H181ZM243 135H244L245 137H244ZM251 135H250V137H251ZM257 135H254V137H255V136L258 137ZM261 135H262V134H261ZM5 136H6V137H5ZM18 136H19V135H18ZM24 136H26V135H24ZM27 136H28V135H27ZM148 136H150V135L148 134ZM209 136H210V137H209ZM239 136H237V137H239ZM14 137H15V136H14ZM14 137H13V138H14ZM38 137H39V136H38ZM64 137H65V136H64ZM75 137H76V136H75ZM118 137H119V138H118ZM125 137H126L127 139H126ZM128 137H129V136H128ZM130 137H131V135H130ZM155 137H156V136H155ZM157 137H158V136H157ZM178 137H179V136H178ZM182 137H183V138H182ZM182 137H181V138H182V142H181V138H180V137H179V138H180V139H179L180 142L177 141V142L180 143V144L178 143L179 148H182V147L184 146V145H183V142H185V141L188 142V138L186 139V137H185L186 140H183V139H184V136H182ZM201 137H202V136H201ZM223 137H224V136H223ZM250 137L248 136V138H250ZM44 138H47V137H44ZM44 138H43V142L40 141L41 143H44ZM48 138L45 139L46 142H47ZM66 138H65V139H66ZM117 138L120 139V141L117 140ZM124 138H125L126 140H129V142L127 141L128 144H127L126 140H125V141L123 140ZM134 138H136L135 140H137V141H134ZM241 138H244V139H241ZM252 138H253V137H252ZM17 139H18V138H17ZM20 139H21V138H20ZM34 139L36 140L37 137L34 138ZM63 139H64V138H63ZM108 139H109V140H108ZM112 139H114V140H113V141H114V145H113V141H112ZM154 139H155V138H154ZM159 139H162V138H159ZM164 139H165V138H164ZM164 139H162V140H158V141H159L160 143H161V142H165L166 139H165V140H164ZM168 139H169V138H167V140H168ZM171 139H172V137H171ZM175 139H176V138H175ZM190 139H191L192 141L194 140V139H192L191 137H190ZM200 139H201V142H198L199 145L201 144V146H202V143H204L203 145L206 147V144H207V143L205 144V140H206L205 137H204L205 140L203 139V137L200 138ZM202 139H203V140H202ZM222 139H223V138H222ZM256 139H257V138H256ZM12 140H13V139H12ZM12 140H10V138H9L8 142H6V143H4L3 141H1L2 144H0V145H4V144H5V145L2 146V147H4V150H3L2 154H0V157H2L6 152H7L6 154H8L9 147L11 146V145L9 144V141L11 142ZM14 140H15V139H14ZM23 140H25V138H23ZM27 140H28V139H27ZM30 140H31V139H30ZM60 140H61V139H60ZM71 140H72V139H71ZM106 140H108L107 142H109V143L106 142V143H107L106 145L110 144V145H109L110 147H112V146L114 147L115 145L119 144V143H116V144H115V140H116V142H117V141L121 142V141L123 140V143H126V144H127V146H126V144H125V146H123V145H122L123 143L121 142V145H120V144H119V146L117 145L115 149H113V147L111 148V150H115V151H117L116 153H118V152H119L118 149H121V151H122L123 149H125V148H123V147H128V149L126 148L125 151H124V150L122 151L123 153H120V154H122V155L124 154V155H123V156H124V159H123V156H122V158H121V159H123V160H121L120 158H118V157H119L118 154H115V155H117L116 158L113 157L114 153H112V152H115V151H108V150H110V147H109V146H108L109 148H108L107 146H105V148H103V149L101 148L102 150H101V149L98 150V151L101 150V152L104 151L105 154H106V152L108 151L106 155H105L103 152H102V153H101V152H100V153L98 152L100 156H98V153H97V156H96V157H98V158H97V159H94V158H95L94 156H95L96 154H95V155H94V154H91L92 151L95 149V151L97 152L96 148H97V147L99 148V147L104 146V145H105L104 143H105ZM110 140H111V141H110ZM155 140H156V142H154V143H155L154 146H155V147L158 146V147H156V149L153 150V153H154V151H156V150H157L156 153H159L158 151H159L160 149L158 150V148H159V147H160L161 149H162V148H166L167 145H166L165 143H167V141L164 143L165 146H163V145H164L163 143H161L160 145H159V144L156 145V143H157L158 141H157V139H155ZM173 140H174V139H172V140L169 141V142L172 141L171 143L168 142V143L170 144V146L172 145V143H174ZM176 140H178V138H177ZM207 140H208V139H207ZM232 140H233V141H232ZM249 140H250V139H249ZM252 140H253V139H252ZM252 140H250L249 142H251ZM257 140H259V139H257ZM18 141H19V140H18ZM51 141H52V140H51ZM63 141H64V140H63ZM63 141H60L61 144H63V147H65V146H66V148H67V147H70L69 143H68L69 146L66 145L67 143H65V146H64V142H66V141H64V142H63ZM84 141H85V140H84ZM99 141L103 143V144H102V143H99L100 146H98V142H99ZM131 141L134 142V143H131L133 146L136 145V146L139 148V149H138V152H137V150L135 151V148H136V147H134L133 149H132V147H129V146L131 145V144H130ZM151 141H152V139H151ZM151 141H150V144L152 143ZM197 141H198V139H197ZM202 141H203V142H202ZM223 141H222V140H219V141H216V142H217V144L220 145ZM239 141H236L235 143H236V144H237V142L240 143ZM246 141H244L246 144L249 143V142H246ZM254 141H255V138H254ZM12 142H13V141H12ZM12 142H11V143H12ZM20 142H21V141H20ZM72 142H73V140H72ZM72 142L70 141L71 144H74V143H75V142H73V143H72ZM94 142H95V140H94ZM110 142H112V143H110ZM159 142H158V143H159ZM194 142H195V140H194ZM207 142H208V141H207ZM216 142H215V143H216ZM219 142H220V143H219ZM224 142H223V144H224ZM258 142H259V141H258ZM263 142H264V141H263ZM263 142H262V143H263ZM3 143H4V144H3ZM7 143H8V144H7ZM22 143H23V142H22ZM24 143H26V141H25ZM33 143H35V142H33ZM41 143H40V144H41ZM48 143H49V145H50V141L47 142V144H48ZM195 143L198 144L197 142H195ZM215 143H214V144H215ZM241 143L238 144V146L241 145ZM245 143H244V144H245ZM253 143H255V144H253ZM256 143H257V142H252L251 144H248V146L246 145L247 147H246V146H243V145H244V144H243V145H242V146H243L242 149H244V154H243V153H241V154H243L244 157H246V156H247L246 154L249 152V149H248V148L250 147V145H251V149H252V150H251V149H250V150H251L253 153H254L255 151H256V152H259L260 147H261L260 145H261L262 143L259 142L260 145L257 143V144L259 145V150H258V147H257V149H256V148L254 149V147H253V146H256ZM12 144H13V143H12ZM15 144H16V143H15ZM20 144H21V143L18 144V142H17V146L20 145ZM27 144H28V143H26V145H27ZM40 144H39V145H40ZM47 144L45 143L46 147L48 148L49 145H47ZM56 144H57V143H56ZM58 144H59V148H63V147H61V144H60V143H58ZM101 144H102V145H101ZM111 144H112V145H111ZM129 144H130V145H129ZM134 144H135V145H134ZM143 144H144V143H143ZM228 144H229V143H228ZM228 144H227V145H228ZM252 144H253V145H252ZM6 145L9 146V147H6ZM28 145L30 146V145H32V144H30V142H29ZM35 145H36V144H35ZM37 145H38V144H37ZM45 145H42V144H41V146H44V147H45ZM74 145H75V144H74ZM132 145H131V146H132ZM161 145H162L163 147H161ZM173 145H176V144H173ZM178 145H177V146H178ZM186 145L190 146V145L187 144V143L185 144V146H186ZM211 145H212V144H211ZM219 145H216V147H214V148H213V146H211L212 149H214V150L216 151V152L213 151L214 154H212V156H214V155H215V157L217 156V155H216V153H217L216 148L218 149V148H219ZM229 145H232V144H229ZM229 145H228V149H230V148H232V147L234 146V144H233V146H229ZM13 146H14V145H13ZM17 146H16V147H17ZM20 146H22V145H20ZM20 146H19L18 148H20ZM71 146H72V145H71ZM82 146H85V147H82ZM120 146H121V148H119ZM122 146H123V147H122ZM147 146H148V144H147ZM147 146H146V147H147ZM170 146H167V147L170 149ZM180 146H182V147H180ZM188 146H187V148H188ZM192 146H193V143L191 144V147H192ZM197 146H198V145H197ZM197 146L194 145V149H195V150L198 149L199 146H198V147H197ZM214 146H215V145H214ZM217 146H218V147H217ZM223 146H224V145H221L222 149L225 151V147H223ZM0 147H1V146H0ZM26 147H28V146H26ZM26 147L23 145V148H24V149H26ZM31 147H33V145H32ZM31 147H29V148H27V149H28V150H29V149L31 150ZM52 147H54V146L52 145ZM52 147L50 146V148H52ZM72 147H73V146H72ZM155 147H154V148H155ZM171 147H172V146H171ZM174 147H175V146H174ZM191 147H190V148H191ZM195 147H197V149H196ZM202 147H203V146H202ZM205 147H203L202 149H201V147H200V150H199V149H198V150H199V151H202V150L204 149V151H207V150H209V148H210V144H208V146H207L208 149H206L207 147H206V148H205ZM229 147H230V148H229ZM245 147L248 149V150L246 149L248 152L245 150ZM263 147H264V146H263V144H262V148H263ZM5 148H7V149L5 150ZM13 148H14V149H13ZM37 148H38V147H37ZM39 148H41V147H39ZM47 148H46V149H47ZM50 148H49V149H50ZM66 148H63V149H64V153L62 152L63 149L61 150V149H58V148H57V152L60 150L61 154H65V152L68 150V154H69V153H70V152H69L70 149H71L72 152L76 151V150H74V149H75L74 147H73L74 149H72L71 147H70V149H69V148L66 149ZM89 148H90V151H89V152H90V155H91V156L93 155L92 157H91L90 155H88L89 152L87 151V149H89ZM91 148H93L92 151H91ZM107 148H108V149H107ZM129 148H131L132 153H133V151H134V152H137V153H135V155H133V154H134V153H133V154H132L133 156H132V155H131V152H130L131 150H129ZM142 148H141V149H142ZM183 148H184V147H183ZM183 148H182V150L179 149V151H180V150H181V152L184 151ZM187 148H184L186 152H188ZM190 148H188V149L190 150ZM42 149H45V148L42 147ZM49 149H47V150H48V153H47L46 150H45L46 152H42V153H47V154H49L50 151H51V152H50L51 154L54 153V149H53V148H52L53 150L50 149V151H49ZM65 149H66V151H65ZM104 149H107V150H104ZM136 149H137V148H136ZM169 149L166 148V152L168 151V153H167L168 156H170V154H171V152L173 151V149H175L176 151H178V150L176 149V147H175V148H172V150H171V152H170V154H169ZM228 149H226V151H227ZM1 150H2V148H1ZM12 150L15 151V146L12 147ZM12 150H10V151H12ZM18 150H20V149H16V152H19ZM30 150H29V151H30ZM40 150H41V149H40ZM73 150H74V151H73ZM79 150H80V149H79ZM127 150H128V151H127ZM198 150L195 151V152H198ZM233 150H234V149H233ZM253 150H255V151H253ZM257 150H258V151H257ZM4 151H5V153H4ZM21 151H23V150H21ZM21 151H20V153H21ZM38 151H39V150H38ZM38 151H36V152L38 153ZM151 151H152V150H150V152H151ZM179 151H178V153H177V152H176V153L179 154ZM185 151H184V152H185ZM191 151H192V150H191ZM191 151H189V152H191ZM193 151H194V150H193ZM209 151L211 152V148H210ZM226 151H225V152H226ZM229 151H230V153L233 152V151H231V150H229ZM229 151H228V153H229ZM242 151H243V150H242ZM242 151H241V152H242ZM260 151H261V153H262V152L264 151V148H263V151H262V150H260ZM16 152H14V153H16ZM24 152H26V151H24ZM24 152H23V153H24ZM27 152H28V151H27ZM60 152H59V153H60ZM85 152H86L87 154H86ZM109 152H111V153L113 154V155L111 154V155H112V158H115L116 161L113 160V159H112V161L110 160L111 157H110ZM126 152H128V153L130 154V155L127 154L128 157L125 155ZM150 152L148 153V155H150ZM163 152L165 153V150H164V149H162V151H161L162 154H161V153H159V155L157 154L158 157H160V156H162V157L167 156L166 153L164 154V155H165V156H164V155H163ZM219 152H221V151H220V148L218 149V153H217V154H219ZM225 152H223V153H225ZM245 152H246V153H245ZM252 152H251V153H252ZM0 153H1V152H0ZM3 153H4V154H3ZM9 153H10V152H9ZM28 153H29V152H28ZM28 153H26V154H28ZM30 153H32V152H30ZM42 153H41V154H42ZM59 153H56V152H55V154H57L56 156H54V154H52V155H50V156L54 157L55 159H59V158H58V157H59V156H58ZM82 153H83V155H82ZM93 153H95V152H93ZM138 153H139L140 155H139ZM153 153H151L150 156H154ZM156 153H154V154H156ZM172 153H173V155H174V152H172ZM182 153H183V152H182ZM198 153L201 154L200 152H198ZM198 153H196V155H197V157L199 158ZM211 153H212V152H211ZM211 153H207V152L205 153V152H204V154H201V155H203V156H202V159L205 158V156H206L205 159L209 160L208 156L210 157ZM230 153H229L228 155H226V154H227V152H226L225 155H226L227 157L230 156V157L232 158L234 155H233V153H232V154H230ZM26 154H24V155H26ZM41 154L38 153V155H36V156H39V155H41ZM47 154L45 155V158L48 156ZM66 154H67V153H66ZM68 154H67V155H68ZM84 154H85V155H84ZM101 154L105 155V157H103L104 159H106V157H107V155H108V158H107L105 161H107L109 164H110V162L108 161V159H109V157H110L109 160L112 162V164H111L112 167H111V165L109 166L107 163H104V160L102 161V157H101L102 155H101ZM160 154H161V155H160ZM177 154H175L174 156H175V157L178 156V158H180V157H179L180 154H179V155H177ZM183 154H185V153H183ZM186 154H187V153H186ZM188 154H190V153H188ZM191 154H192V152H191ZM206 154H207L208 156H207ZM220 154H221V153H220ZM220 154H219V155H220ZM249 154H250V152L248 153V155H249ZM254 154H255V153H254ZM254 154H250V155H249L250 157L248 156V159L250 158V160H251L253 157H256V156H258V155H260V157H261V154H260V153H259V154L257 153L258 155H255V156H254ZM8 155L11 156V154H8ZM20 155H21V154H20ZM20 155H19V157H20ZM22 155H23V154H22ZM70 155L73 156L72 153H71ZM86 155H87V156H86ZM115 155H114V156H115ZM157 155L154 156V157H156V159H157ZM173 155L171 154L170 157L172 158ZM194 155H195V153L192 154L193 158H194ZM204 155H205V156H204ZM219 155H218V156H219ZM223 155H224V154H223ZM223 155H222V157L220 156L222 159H223ZM243 155H241V156H242V157H241L240 154H239V157H238L239 160L237 159V161H241V160H242V162H236V161H235L234 163H236V165L233 163L235 166H234L233 164H232L233 166H231V165L229 166V167H230V172H229V168H228V170L225 171L226 174H223V173H222L224 176L221 175V174L219 173L223 178H224V177L226 178V179H223V180H222V178H221L220 175H219L218 177L215 175V174H216L215 170L217 169V168H216L217 166L214 165V166H215L214 168H216V169H214V172H213V170H211V169H213V167L208 168V167H210V166H208V165H207L208 167L206 166V168H208V169H206V168L204 169L205 166H202V165H203V164L206 165L205 162H204V163H201V166L203 167V170L201 169V166L199 165V163H197V165H195V166H198V165L200 166V174H202L201 176L204 175L203 173L205 172V170H208V171H206V175H207V173H208V176H203V177L200 178V177H198L199 174H196L197 176L194 175V176L196 177V180H197V177L199 178V180H197V181H201V179L203 180L204 178L209 177V179H206L207 181H206L205 179H204L205 182L201 181V182H203L204 184H203V183H202V184H201V183L198 184V183H196V182H197L196 180H195V183H196V184H195L193 181H191V182H192L191 185H190V181H188V182H189V184H188L187 180H191V179H192V178L190 179L189 177H191V175L195 174L196 171L199 170V169L196 170L197 167L194 168L195 171L192 170V166H194V165H193V162L196 161L195 158H194L193 162H191V160H189V161L191 162V164L188 162V165L190 164L189 166L191 167V171H190V170L188 171V168H189V167H188L187 165H184L183 168L185 169L186 167H188V168H186L187 170H185V171H188V172H192V171H193V172H195V173L192 172L191 175L188 176L189 174H188V172H187V173H185V175H186V174H188V175H187V176L183 175V176L186 177V178H185V181H186V182H185V185H186V183L188 184L187 187L190 185L189 187H190V189L193 191V194H194V191H196V192H195V195H192V197H188L187 194H186L187 197L184 196L183 193H184V191H186V190H183L182 188H183L185 185L181 184V185H183V186H182V188L180 187V189L183 190V193H181V197H182V198L180 197V199H183L184 197H186L187 200H188V198H189V200H190V198H191V200H192V198H193L194 200H193L192 202L190 201V202H191V206H190V203H188V204H189V205H188L185 201H184L185 203H183L182 200H180V201H181V202H180L181 205H180L179 203H175L173 199H172L173 201L170 199L171 197H173L172 195H171V197L169 196L170 193H169L168 195H164L165 193L167 194V192H165L164 190H163V192H162V193H164V194H162V193H160V192H157L158 189H156V190L153 189V191H152V188H154L156 185L159 184L158 181H161V180L163 179L164 174L166 173V172L164 173L165 170H164V171L162 170L163 172L160 171V172H161L160 174L164 173V174H162L163 176L160 175V174H158V173H159V170H160L161 167L164 169V167H163L162 165L165 164V166H169V165H167V164H171V163H172V162H169V161H168V162H166V161L164 162V160H161L160 158H159L160 161H161V162H164V163H163V164L160 163V164H161L160 168H159V165H160V164H158V169H159V170L157 169V171H156L157 174H155V175H156L157 177L160 175L161 177H158V178H159V179H158L157 177L154 176V177L156 178V180L158 179L157 181L154 180V177H153V178L150 177L151 180H152V179L154 180L153 182H154L156 185H155V186L153 185L154 187L151 186L152 188L148 186V188H151V190L147 189V190H149L150 192H148V191L145 192V191H144L143 193H145V194H142V192L138 191L139 189L134 188L135 186H134V187H131V188L128 186V183H130V182H131V183H135V182H132V181H129V182H128V179L131 178L132 176H136L135 180L138 181V176H141L140 173H141L142 171H143V172L146 171L147 168H149L147 171H149V170L152 169V168H151V166H152L151 164L154 163V162H151V161H153V159L149 158V156H147V157H148V158H147L146 155L140 157L141 159H142V157H144V158H143V161L145 160V157L147 158V161H146V160H145V162L142 161V164H143V165L140 166V169L138 168V167H139V164H138L137 162H138L139 160H140L139 162H141V159L137 157L136 159H139V160H137V161H135L136 159L134 160V161L138 164V166L136 165L137 168L134 167V169H137V170L139 169L141 172H140L139 170H138V171L136 170V171H137L136 173L138 174V172H140V173H139L140 175H136L134 171L131 172V170H133L132 167L135 166L134 164H132V166L130 165V166H131V169H128L129 167H128L127 165H129V164H126V163L124 162V163L126 164V166H125V165H123V166L126 167V168L128 167V168H127V169H123V171L128 170V171H126V173H127V175H128V174H129V170H130V172L132 173V175H131V173H130L131 176L129 175L130 177H129V176L127 177V175H125V174H126L125 172H123V173H125V174H123V173H122V170L120 171V172L122 173L121 176L124 177L123 179L125 180V183L127 184L126 188H128V189L125 188V185H126V184H125V185L123 184V185H124V187H123V186H122V183H123V182H122L121 185H120V183H119L120 186L118 185L119 187H121V186L123 187V188H121V190H117L119 187H118L116 184L114 185V183L111 184V185H109V181H110V180H113V182H114V180L117 181L115 178H117L118 176H119V178L121 177L120 175H117L118 173H116V172H114V173L116 174L115 176H117V177H113V176H114V173L112 172V171H113V168L111 169V173L113 174L112 177H113L114 179H113L112 177L108 178V177H109V174L107 175V173H110V170H108V168H107L108 172L106 173V175H107L108 177L104 174L105 172L103 173V171L100 172L99 170H97V169H101V166H97V167H96L97 169L94 167L93 169H95V171L97 170V172L99 171L100 173H97V174H98V175H97V174H95V173H96V172H95V173L92 175V173L94 172V170H93V172H92L91 167L94 166L93 164H94L96 161L94 162V161L92 160V161L94 162V163H91L93 166H90V164L88 165V163H86V165H88V167H87L86 165H85V166H86L87 168L90 167V170H88L86 167L84 168V164H83V162H84L85 160H83L82 163L79 162V164H81V165H79L77 162L73 161V159H72V160L70 159L71 161H73V162H72L73 164H72V163H70V164H65V163H67V162L63 159L62 161H63L64 165H63V163L61 162V163H62V164H61L62 166L59 164V165H60V166H59V167H60L59 170H58V168H57V166H56V163H57V162H53V161H56V160H53V161L51 160V161L53 162V164H55L57 170H56V168L53 169V165H51L52 167L50 166L51 168L48 167L47 165H45V164H47V162L50 161V159H49V160H45V162L47 161L46 163L43 162V161H44V160H43L42 162H43L44 167H41V168L37 169V170H38L37 172H36L35 170L31 171V169H30L29 171L26 172L27 175H26V173H25V174H23V176H22V173H23V171L25 172V169L21 167V165H22V164H21L20 167H18V168H21V171H22L20 177H22L23 179H24V175H26V177H25L24 180H22V179H20V178L17 176L16 178H17V180H18L19 183L16 181L17 184H16V186H15V185H13V184H9V183H11L12 179L15 177L14 173L17 172V171H19V170H15V171H14V169H13L14 172H13V176H12V171H11V169L14 167V163H13V162L15 161L14 159H16L15 162H17V164H19V163H20V162H19L20 160L23 161V159H22L23 157H21V159L19 160V159H18L19 157H17L16 154H14L12 157L14 158V156H16V158H14L13 161H12V165H13V166H10V165H11V161H8L10 158L7 159V157H9V156H6V155H5V157H6L5 160H7V161H5L4 158L2 157V158L0 159V162H2L1 160H3L6 164H7V162H10V165H8L9 163H8L7 165H6L5 163H3V162L0 163V164L2 165V166H0V168L3 167V164L6 165V167L4 166V168H6V169H0V177H1V176H5V178H6V180H4V178H0V184H1V186H0V199H1V197H3V198L5 197V198H6L7 195H10L11 198H13L12 196H14V194L18 196L19 200H20L21 197H23V196H25V197H23V198H25V199H27V198H26L27 196H30V197H28V198L31 199V197H32L33 195H35L36 197L34 196V197H32V198H37L38 194H40V193H39L40 190H43V192L41 193L42 195L44 194L45 191H46L45 193L47 194V188H48V194H51V192L53 191L52 188H53V184H54V183L51 184L50 182L53 181V180H55L56 178L58 179V177L56 176V178H55V175H54V178H55V179L52 178V180L50 181V179H51L50 176H51L52 174H56V175H58V176H59V174H60L59 177L62 176V177H67V178H69V176H71V175H75V176H77L76 179H79V180H80V183H79L77 180L74 179L75 182H76V184H77V186H79L80 188H81V185H82V187H83V184H84V182H83V184H81V183H82L81 180L83 179L82 177L87 176V177H84V181L88 178L87 182H86V181H85V182L88 183L89 186L86 185V183H85V184H84L85 186L83 187V188L86 187L85 189H87V190H90V189H91L90 187L92 186V183H91V185H90V184H89V181H91V178H93L95 175H97V176H96V179L98 178L97 180L95 179L96 182L99 181V179H101V178L103 177V176L101 177V175H102L101 173H103V175L106 176L105 179H104V177H103V181H106V178H107V179H110V180L108 181V183L105 182V183H107V184L104 183V185H106V187H107V185H108V187L110 186V190H108V189H109L108 187H107V188H108V189H107L104 185L99 184V183H101V181L98 182V183L94 182L95 180L93 181L95 184H99L100 186L102 185V187L99 188L101 191L104 190L103 187H105L106 190H108V193H107L106 190H105V191H103V192H104L103 194H102L101 191H99V189H98L97 191H96V190H93L94 192H93L92 190H90V194H91V191H92L93 194L96 193V194H95L96 196L94 195L95 198L97 197V193H98V192H99V193L101 192V194L98 193L99 195H98V197H97L95 200H92L93 196H91L90 194H89L90 197L88 196L87 192L89 193V191L86 190V192L84 191V193H86L87 195H86V194H85V195L88 196L89 198L92 197V198L90 199L91 201H90V200L88 201L87 197L84 195V196L86 197L85 201H86V200H87V201H86V202H84V201L79 202V199H80V198L77 197V196H83L84 193L82 192V191H83L82 188H81L82 191L79 192L80 188L76 186L79 190H78V191L75 190V192H73V193H76V194H75V198H74V195H73V199L76 200V199L78 198V200H77L78 203L76 204V203L74 202L73 199H72V200H73L74 203H73V202H72V203H67L66 201H64V203H63V202L61 201L62 199H61V200L59 199V200L61 201V202H60V203H61V206H60V204L58 203L60 207L57 208V209L52 210L51 208H53V206L51 205V206H52V207H51V206L49 205V204H50L49 201L52 199L51 197L55 196V193H56V191L58 190V189L56 190V188H59V187H62V186L65 185V184L63 185V184H62L63 182L61 183V181H60V182H58V183H60V185H62V186H58V185L56 184L57 182L55 181V184L57 185V187H56V188L54 187V188H55V190L53 191L54 194H53V192H52L53 195H50L51 197H50L48 194H47V195L44 194V195H45L44 197L42 196V197L44 198V200H46V201L49 199V198L47 199L46 197L49 196V197L51 198L47 203H46V201H45V203L48 204V208H47V209L50 210V211H48V210L44 207V209H46L47 212L44 213L45 210H44V211L42 210L41 212H39V213H41V214H40L41 216H42V212H43L44 214H43V216L41 217V219H40V216H39V219H40V220L36 218V219H37L36 222L39 220V221L37 222L38 224H36V226H35V227H32V228H31V227H28L29 224H28V226H26V228H24V227H25V224H24V223H26V221L29 222L30 219H31V222H32V221L35 222V221H34L35 219H34V220L32 219V218H35V217H33L34 214H33V216H30V212H31V215H32V213H33V211H31V209H32L34 206H32L30 209L26 206V204H24L23 206H20V207H24V206L26 207V209H23L24 212H25V214H24L23 217H25V215L27 216V218H28V216L31 217V218L29 217L30 219H25V222L23 223V224H24V227H23L24 230L27 231V232L29 233V236H30V237L33 236V237H32V238L34 239L33 242H34L35 239H36L35 243H37V245H38V243H39V242H37V241H38V240H39V241L42 240L40 237L43 238V235H44V234L42 235V231L45 230V229L48 230V231H46V235H44L43 240L45 239V242L48 243V246H49V247H48V246H44V245H42V244H44V243L41 244V242H42V241H41L39 244H40L42 247L44 246V249L41 247V248H42V251L40 252V256L38 255V254H39V251L36 250L37 248H38L39 250H41V248L39 247L40 245H38V247H37L36 249L34 248V249L36 250V252H38V254H37L36 252H34V253L37 254V257H34V256H35L34 253L32 254V256H31V254H26V253H29V252H30L29 250H31V247H32V246H31L30 248H29V247H25V245L28 246V244H26V242H27V241L30 242V240H31L32 238L30 239V237H29L27 241H26V238H25V240H24V236H25L24 234H26V233H24L23 228H22L21 231H20V229H19V230H16L17 232H16V231H15V232H16L18 235H17L16 233H15V235H17V236L19 237V234L23 231V233H24L23 235H24V236H23V239H21V240H22L21 242L25 241V244H24V242H23V245H24V249H23V251H24L25 249H27L29 252H27V251L25 250L26 253H25V251H24L23 253H21V254H17V255H18V257H19V255H20V257H22L21 255L23 254V257H24V255L26 254V255L28 256V257H26V258H27V261L30 262V264H31L36 258H37V259H36L33 263H37V264H264V172H263V171H264V156H262V159H260V160H258L259 156L256 158V159H257L256 161H258V163L262 164V165L259 164L260 166H257V162H255V159H254V158H253L254 160H253V159H252V160L255 162L256 165H252L253 162H252V164H251V161H250V160H249L250 162L247 161V160H248L247 157H246V158H243ZM245 155H246V156H245ZM251 155H252V156H251ZM262 155H264V153H263ZM42 156L44 157V155H42ZM57 156H58V157H57ZM60 156H61V155H60ZM63 156H64V155H63ZM65 156H66V155H65ZM82 156H83V158H82ZM85 156H86V157H85ZM89 156H90L91 158H89ZM125 156H126V158H125ZM130 156L133 158L132 161L129 160V159H132V158H130ZM174 156H173V157H174ZM182 156H183L184 158H183ZM182 156H181V157H182V160H181V161L179 160L182 164H183V160H185L186 163H185V161H184V163L187 164V160H188V159H192V158H190L191 156H190L188 159H185V156H184V155H182ZM186 156H187V155H186ZM212 156H211V160H213V159L215 158V157L212 158ZM218 156H217V157H218ZM24 157H25V156H24ZM29 157H30V156H29ZM162 157H161V158H162ZM175 157H174V158H175ZM235 157H236V156H235ZM251 157H252V158H251ZM26 158H27V157H26ZM33 158H36V157L34 156ZM47 158H48V157H47ZM50 158H51V157H50ZM60 158H61V157H60ZM69 158H71V157L68 156L67 159L69 160ZM117 158L120 159V161H117ZM128 158H129V159H128ZM165 158H166V159H167V158L169 159V157H165ZM165 158H164V159H165ZM171 158H170V159H171ZM200 158H201V156H200ZM236 158H237V157H236ZM36 159H37V158H36ZM43 159H44V158H43ZM51 159H52V158H51ZM61 159H62V158H61ZM90 159H91V160H90ZM148 159H150V161H149ZM159 159H158V160H159ZM162 159H163V158H162ZM166 159H165V160H166ZM180 159H181V158H180ZM202 159H200V160H202ZM219 159H220V158H219ZM225 159H226V158H225ZM225 159H224V160H225ZM243 159H245V160H243ZM10 160H12V159H10ZM26 160L29 161V159H25V161H26ZM32 160L35 161L34 159H32ZM32 160H31V161H32ZM217 160H218V159H217ZM224 160L221 161L222 163H224V165H222V163H221V165H222L223 167H224V166H227V164H228V163H227V164L225 165V161H224ZM226 160H227V159H226ZM228 160H230V159H228ZM228 160H227V161H228ZM22 161H21V162H22ZM28 161H27V162H28ZM51 161H50V164H52ZM60 161H61V160H60ZM60 161H58V163H60ZM87 161H86V162H87ZM98 161H97V163H98ZM113 161H114V162H113ZM160 161H159V162H160ZM173 161H174V159H173ZM175 161L178 162L177 165H180L178 159L175 160ZM175 161H174V162H175ZM198 161H199V159H198ZM203 161H204V159H203ZM227 161H226V162H227ZM148 162H150V167H149V165H148ZM174 162H173V163H174ZM196 162H197V161H196ZM196 162H195V163H196ZM248 162H249V163H248ZM31 163H32V162H31ZM36 163H37V162H34V164H36ZM44 163H45V164H44ZM89 163H90V162H89ZM97 163H96V165H97ZM103 163H104V164H103ZM133 163H134V162H133ZM145 163H147L145 166L148 165L147 168L144 167V164H145ZM166 163H167V164H166ZM173 163H172V165H174ZM195 163H194V164H195ZM17 164H16V165H17ZM27 164H28V163H27ZM38 164H39V163H37V165H38ZM40 164H42V163H40ZM117 164H118V163H117ZM182 164H181V166H183ZM209 164H210V163H209ZM216 164H217V163H216ZM237 164H240V166L237 165ZM16 165H15V167H16ZM23 165L25 166L26 164L24 163ZM23 165H22V166H23ZM48 165H49V164H48ZM82 165H83V166H82ZM98 165H99V164H98ZM107 165H108V166H107ZM172 165H170V167H167V168H171ZM177 165H176V162H175V166H177ZM191 165H192V166H191ZM7 166H9L10 168H8ZM30 166H31V164H30ZM30 166H29V165H28V166H25V168H26V167L28 168V167H30ZM32 166H33V164H32ZM35 166H36V165H35ZM35 166L33 167V169H36L37 166H36V167H35ZM45 166H46L47 168H46ZM116 166H117V168H116ZM175 166H174V167H175ZM236 166H237V167H236ZM39 167H40V166H39ZM98 167H100V168H98ZM143 167L145 168V170H143V169H144ZM174 167H172L173 170H174ZM177 167H179V166H177ZM227 167H228V166H227ZM227 167H226V168H227ZM27 168H26V169H27ZM37 168H38V167H37ZM105 168H104V169H105ZM110 168H109V169H110ZM122 168H123V167H122ZM150 168H151V169H150ZM175 168H176V167H175ZM180 168H182V167H179V168H178V171L182 172V170H184V169H180ZM141 169H142V170H141ZM165 169H166V167H165ZM189 169H190V168H189ZM231 169H232V170H231ZM5 170H6V171H5ZM8 170H10V171H8ZM27 170H28V169H27ZM101 170H103V167H102ZM105 170H106V169H105ZM105 170H104V171H105ZM107 170H106V171H107ZM115 170H114V171H115ZM118 170H119V171H118ZM167 170H170V169H166V171H167ZM209 170L212 171V172H210V173H212V174L215 173V174L212 175V176H214V177H212L211 174L209 175ZM34 171H35L34 174H29V173H28V172H34ZM57 171H58V172H57ZM90 171H91V175H92L93 177L90 176V174H89ZM176 171H177V168H176ZM176 171H175V174H174L175 177H176V174H177V172H178V171H177V172H176ZM185 171H183V172H185ZM19 172H20V171H19ZM19 172H17V173L20 175ZM150 172H151V171H150ZM150 172H147V174L150 173ZM169 172L174 173V171H169ZM201 172H202V173H201ZM228 172H229V174L227 175ZM261 172H262V173H261ZM121 173H120V174H121ZM18 174H17V175H18ZM100 174H101V175H100ZM142 174H145V173H142ZM147 174H146V177L148 176ZM150 174H151V173H150ZM178 174H179V172H178ZM178 174H177V175H178ZM182 174H184V173H182ZM182 174H180V176H181ZM99 175H100V176H99ZM110 175H111V174H110ZM124 175H125L126 177H125ZM217 175H218V173H217ZM78 176H79V177L81 176V178H79ZM143 176H144V175L141 176V177H142L141 179L144 178V181H145L147 184H146L144 181H142V180H141V181L144 182L146 185L154 184L151 180L148 179V180L150 181V182L148 181V182L150 183V184H149V183L146 181L147 178H145V177H143ZM150 176H152V175H150ZM165 176H166V175H165ZM178 176H179V175H178ZM183 176H182L181 178L184 179ZM194 176H193V177H194ZM49 177H50V179H49ZM52 177H53V175H52ZM175 177H174V179L178 178V177H176V178H175ZM187 177H188V178H187ZM18 178H19V179H18ZM73 178H74V177H73ZM85 178H86V179H85ZM111 178H112V179H111ZM119 178H118V179H119ZM125 178H127V180H126ZM133 178H134V177H133ZM148 178H149V176H148ZM160 178H162V179L160 180ZM181 178H179V179H180L179 181H181ZM1 179H2V180H1ZM7 179H8L9 182L7 181ZM14 179H15V178H14ZM14 179H13V180H14ZM64 179H65V178H64ZM123 179H122V177H121V180H120V181H122ZM131 179H132V178H131ZM171 179H173V178L171 177ZM183 179H182V180H183ZM194 179H195V178H194ZM194 179H192V180H194ZM10 180H11V181H10ZM19 180H21V181H19ZM59 180H60V178H59ZM59 180H58V181H59ZM61 180L63 181L62 178H61ZM101 180H102V179H101ZM135 180H133V181H135ZM139 180H140V178H139ZM69 181H70V179H69ZM69 181H67V182H69ZM120 181H117V182H120ZM126 181H127V182H126ZM141 181H140V184H143ZM174 181H176V180H173V182H174ZM13 182H15V181H13ZM77 182H78V183H77ZM117 182H115V183H117ZM138 182H139V181H138ZM138 182H137V183H138ZM156 182H157L158 184H157ZM171 182H172V180H171ZM182 182H183V181H182ZM94 183H93V184H94ZM110 183H112V182H110ZM131 183H130V184H131ZM180 183H181V182H180ZM183 183H184V182H183ZM193 183H194V184H193ZM14 184H15V183H14ZM140 184L138 183V185L142 187V185H140ZM49 185H50V186H49ZM56 185H55V186H56ZM67 185H68V184H67ZM67 185L65 186L66 188L64 187V188H62L61 190H64V189L66 190L67 187H68ZM113 185H114V186H113ZM134 185H135V184H134ZM143 185H144V184H143ZM146 185L143 186V188H144L143 190L146 189V188H145ZM169 185H170V184H169ZM169 185H167V186H169ZM172 185H173V184L171 183L170 186H172ZM51 186H52V188H50ZM97 186H98V185H93L92 189L95 188V187H96V188L99 187V186H98V187H97ZM111 186H113V187H111ZM130 186H132V185H130ZM139 186H137V187L139 188ZM158 186H159V185H158ZM158 186H157V188H159ZM177 186H178V185H177ZM88 187H89V188H88ZM174 187H175V186H174ZM174 187H172V188H174ZM185 187H186V186H185ZM185 187H184V189L187 188V187H186V188H185ZM44 188H45L46 190H45ZM54 188H53V189H54ZM77 188H76V189H77ZM96 188H95V189H96ZM101 188H102L103 190H102ZM50 189H51V191H49ZM59 189H60V188H59ZM85 189H84V190H85ZM119 189H120V188H119ZM159 189H160V188H159ZM180 189H179V191H177L178 193H180ZM190 189L188 188V192H187V193H189V194H190V192H191V191H189ZM44 190H45V191H44ZM61 190H59V192H60ZM65 190H64V192L66 193ZM154 190H155V191H154ZM174 190H175V189H174ZM76 191L79 192L80 194H81V193H82V194H81V195H78L79 193L77 194ZM95 191H96V192H95ZM37 192H38L37 195L34 194V193H37ZM49 192H50V193H49ZM139 192H140V193H139ZM170 192L172 193V189H170ZM177 192H176V190H175V191H174V194H175V193L178 194ZM181 192H182V191H181ZM197 192H198V193H197ZM30 193H32L33 195L31 196ZM185 193H186V192H185ZM196 193H197V194H196ZM207 193H208V196H206ZM21 194H23V196H22ZM28 194H29V195H28ZM58 194H59V193H58ZM176 194H175V195H176ZM189 194H188V195H189ZM191 194H192V193H191ZM191 194H190V195H191ZM19 195H21V196H19ZM56 195H57V194H56ZM64 195H65V194H63V196H64ZM76 195H77V196H76ZM182 195H183V196H182ZM84 196H83V197H84ZM179 196H180V195H179ZM179 196H177L178 198H176V196H174V197L176 198V202H177V200H179ZM193 196H194L195 198H194ZM209 196H210V197H209ZM234 196H236V197H234ZM7 197H8V198H7L6 202H8V203L10 204V201L8 200V199H10V198H9V196H7ZM76 197H77V198H76ZM174 197H173V198H174ZM3 198H2L1 200H3ZM5 198H4V199H5ZM43 198H42V201H43ZM45 198H46V199H45ZM54 198H55V197H54ZM59 198H60V197H59ZM63 198H64V197H63ZM30 199H28L29 201L25 200V201H27V205H28V206H31V205H29V202H30V201H33V203H34V201L36 200V199H35V200H34V199H33V200H32V199L30 200ZM57 199H58V197H57ZM57 199H55V200H57ZM65 199H66V198H65ZM81 199H82V198H81ZM81 199H80V200H81ZM83 199H84V198H83ZM83 199H82V200H83ZM168 199H169L171 202H173L172 204H174V205H171V204H170L171 202H170ZM12 200H13V199H12ZM15 200H16V199H15ZM63 200H64V199H63ZM184 200H186V199L184 198ZM189 200H188L187 202H189ZM17 201H18V199H17ZM22 201H24V200L22 199ZM37 201H38V199L35 201V203L38 204ZM42 201H41V202H42ZM77 201H76V202H77ZM4 202H5V200H4ZM6 202H5V203H6ZM13 202H14V201H13ZM20 202H21V200H20ZM41 202H40V203H41ZM53 202H54V201H53ZM55 202H56V204H57V201H55ZM58 202H59V201H58ZM82 202H83V203H82ZM178 202H179V201H178ZM8 203H6V204H8ZM16 203H19V202H16V201H15V204H16ZM23 203H24V202H23ZM25 203H26V202H25ZM31 203H32V202H30V204H31ZM51 203H52V200H51ZM65 203H67V204H65ZM80 203H81V204H80ZM168 203H169L171 206L168 205ZM192 203H193V204H192ZM15 204H14V206H12V207H15V206L17 207V205H15ZM42 204H44V203L42 202ZM46 204H44V205L46 206ZM58 204H57V205H58ZM178 204H179V205H178ZM182 204L187 205V206H190V212H191L192 210H193V211H192L191 213H187V211H189V210L186 211V209H187V208H185L186 206L181 207ZM18 205H19V204H18ZM20 205H21V204H20ZM35 205H36V204H35ZM167 205H168V206H167ZM49 206H50V207H49ZM165 206H167L168 208H165ZM3 207H4V210H6V209H9V210H10V209L12 208L11 206L8 208L7 205H6V206H3ZM16 207H15V208H16ZM18 207H19V206H18ZM42 207H43V205H42ZM46 207H47V206H46ZM15 208H14V209H15ZM27 208H28V209H27ZM34 208H36V207H34ZM181 208H182V209H181ZM184 208H185L186 215H185V214H182V213H184V212H181L182 210H184ZM191 208H193V209L191 210ZM12 209H13V208H12ZM0 210H1V209H0ZM25 210H26L27 212H28V210L30 211V212H28L29 214L27 213L28 215L26 214V211H25ZM33 210H34V209H33ZM24 212H23V213H24ZM180 212H181V214H180ZM0 213H1L0 215L2 216L3 213H2L1 211H0ZM19 213H20V211H19ZM23 213H22V214L20 213V214L23 215ZM9 214H10V213H9ZM13 214H14V212H13ZM20 214H19V215H20ZM21 215H20V216H21ZM3 216H4V214H3ZM3 216H2V218H3ZM4 217H6V216H4ZM8 217H9V215H8ZM21 217H22V216H21ZM14 218H17V217H14ZM25 218H26V217H25ZM0 219H1V218H0ZM3 219H4V218H3ZM8 219L11 220V219H13V217H11V218L9 217ZM8 219H7V220H8ZM20 219H21V220L17 219V220H18L17 223H19L20 221H21V223H22V220H23L24 218H23V219L20 218ZM1 220H2V219H1ZM5 220H6V218H5ZM5 220H4V221H5ZM13 220H14V219H13ZM13 220H12V221H13ZM12 221H11L12 225L17 226V228H15V226L12 227V225H11V224L9 225L8 223H6V224L9 225V228L7 227L8 225H6V224H3V226L6 225V228L9 229V230H11V229H10L11 227H12V228H15V229H18V226H19V225H17L16 223L13 224L14 221H13V222H12ZM5 222H6V221H5ZM7 222H9V220H8ZM15 222H16V220H15ZM33 222H32V223H33ZM29 223H30V222H29ZM19 224H20V223H19ZM23 224H22V225H23ZM20 225H21V224H20ZM1 226H2V225H1ZM31 226H32V225H31ZM4 227H5V226H4ZM19 227L21 228V226H19ZM0 228H1V227H0ZM27 228H28L29 230H26ZM1 229H2V228H1ZM15 229H14V230H15ZM9 230H7V231H9ZM19 231H20V232H19ZM0 232H1V230H0ZM3 232H5L7 235L4 234V233H2V234L6 235L7 237H4V235H1V233H0V236L2 237V239L9 238V237H8V233H9V232L7 233L6 230H5V228H4V231H3ZM20 235H22V234H20ZM26 235H28V234H26ZM26 237H28V236H26ZM10 238H11V237H10ZM21 238H22V236H21ZM29 239H30V240H29ZM0 240H1V238H0ZM18 240H19V242H20V239H18ZM2 241H3V240H2ZM2 241H0V244H1V243H2V244L4 243V242H2ZM4 241H5V240H4ZM8 241H9V239H8ZM17 242H18V241H17ZM21 242H20V244H22ZM31 242H32V241H31ZM31 242H30V244H31ZM35 243H34V244H35ZM47 243H45V245H46ZM5 244L7 245V241H5L4 246H1V245H0V247H3V248L6 247ZM10 244H11V243H10ZM32 244H33V243H32ZM34 244H33V245H34ZM35 245H36V244H35ZM35 245H34V246H35ZM37 245H36V246H37ZM8 246H9V243H8ZM12 246H13V245H12ZM34 246H33V247H34ZM9 247H11V246H9ZM9 247H6V250H5V249L3 250V248H2V249L0 248V249H1L0 251H2V250H3V251H6V255H3V256H4L5 260L7 259V260H6L7 263H3V262L0 260V262H1L2 264H13V263L15 262V260L17 259V257H16V258H13V257H15V256H12V257H10V258H12V259L14 260L13 263H12V259H10V261L8 260V254H10V255L12 254V252H11V253L8 252V251H12ZM45 247H46V249H45ZM47 247H48V249H47ZM7 248L10 249V250L7 251ZM20 248L22 249V245H21ZM14 249H15V248H14ZM13 251H14V250H13ZM18 251H19V250H18ZM21 251H22V250H21ZM31 251H34L33 248H32ZM31 253H32V252H31ZM1 254H2V253H1ZM33 255H34V256H33ZM6 256H7V258H6ZM30 256H31V257H30ZM38 256H39V257H38ZM20 257H19V259H18V262H20V261H19V260L21 259ZM23 257H22V258H23ZM29 257H30L31 259H30ZM33 257H34V258H33ZM4 258H2V259H4ZM24 258H25V257H24ZM24 258H23V260H24ZM28 258H29V259H28ZM32 258H33L34 260H32ZM0 259H1V258H0ZM30 260H32V262H31ZM6 261H5V262H6ZM8 261H9V262H8ZM21 261H22V259H21ZM24 261L27 263L26 260H24ZM24 261L21 262V263H22V264L25 263ZM36 261H37V262H36ZM18 262H17V260H16V264H17ZM1 263H0V264H1ZM21 263H20V264H21ZM26 263H25V264H26ZM33 263H32V264H33ZM14 264H15V263H14ZM28 264H29V263H28Z\"/></svg>",
    "mask_w": 264,
    "mask_h": 264
},
{
    "label": "rangeland",
    "instance_id": "374dc122",
    "mask_svg": "<svg viewBox=\"0 0 264 264\" xmlns=\"http://www.w3.org/2000/svg\"><path fill=\"white\" fill-rule=\"evenodd\" d=\"M2 1L6 2V4H3ZM2 1H0V8L2 9V10L0 9V10L2 11V12L0 11V27L2 28V27L4 26L3 29H5V30H3V29L0 28V29H1V30H0V47L3 48V49L0 48V52L2 53V54L0 53V55H1V56H0V58H1L0 61H1V63L4 64V65H3V64L0 63V65H1V66H0V72H1V73H0V80L2 81V82L0 81V86L4 89V92H3V90L0 91V95H1V98L4 96V99H5V100L2 99L1 103L5 101V103H2V105H4V104H5V105H4V106H1V103H0V107H2V109H1V111H0V120L3 121L4 119L6 120L7 118H9L8 116H10L11 114L9 115L8 113H12V111L17 112V113H15V114H14V112H13L12 114H13V115H17L18 118H19V119H18V118L16 117L15 120H14V119L11 120V118H12V115H11L10 119H7V120H10V121H11L10 123H12V125L9 123V125H11V127H12V126L15 127V126L17 125V129H18V130L16 129V127H15V128L12 127V128H13V129H16V133L18 132L17 134H18L19 136L14 132L15 130H12V131L14 132V134L17 135V137H16V135H14V134H13V136L9 137L10 135H12L13 132L11 131V129H9L10 126L7 128L8 130H10V131L12 132V133H10L9 131H5V133H6L5 135H7L8 132L10 133V135H8V138L5 136V137H6L5 139H7L6 142H8L9 138H10V140L13 139V140H12L13 142L11 141L13 144L9 141V144L11 145L10 147L6 145V147H9L8 154H11V156L8 155V154H6L7 152L5 153V151H4L5 154L3 153L4 155H3L2 157H3L4 160H5V158H6L5 155H6V156H9V157H7V159H8V158L12 159V160H10V159L8 160V161H11V165H10V162H7V164L9 163L8 165H10V166H13V165H12V161H13L14 158H16V156L19 157V155L21 154L20 157L18 158L19 160L21 159V157H23V158H22L23 161L20 160V161H19V162H20L19 164H17V162H15L16 159H14V160H15V161L13 162V163H14V167L11 169V171H12V176H13V172H14L15 170H19L20 172H19V171H17V172H19L20 175H19L17 172H15V173H14V175H15L14 178H15V179L13 178L14 180H13V179H12V181L10 180L11 183H9V184H13V185L16 186V184H17L16 181L18 182V180H17L16 177L18 176L20 179L24 180L25 177H26V175H27L26 172L29 171L30 169H31V171L35 170V171L37 172V171H38L37 169H39V168H41V167H44L43 162H45V160H49V159H50V161H51V160H52V161H53V160H56V161H53V162H57V163H56V166H57L58 170H59V168H60L59 166L63 163V161H62L63 159L67 162V163H65V164H70V163H72L73 161H75V162H77V163L79 164V162H80L81 160H80V161H77V160H79V158L81 159V157H80L79 155H80V151H81L82 149L80 148V146H79V148L77 147V146H78V143H79V145H81L80 143L82 142V140H83V145L86 143V141H87V143H88V142H89V139L93 136V134L97 133V132H96L97 130H95V129H94V130H95V133H93L94 130L92 129V126H94V128H96L97 126H99V127H97V129H98L99 132L101 133L102 131H104V129H106V126H108V124L112 121V119H111V121H110V119H108V122H107L108 124L106 123L107 125L105 126V128L102 127V125H104L105 123L101 125V123H102V122H100L101 120L99 121V123H98V125H97V122H98L99 119H96L97 122L94 120V122L96 123L97 126L92 125V124L90 125V122L92 123V121H93V120L91 121V119H93V117H94L95 115L93 116V114H92L93 117H91V115H90L91 113L89 114V111H88V110L91 108L90 110L92 111V107H94V110H95V108H97L98 106H101V105L104 104L105 102H106V104H107V100L110 98V97H108L109 95L112 96L110 99H113V95H114V92H115V91H114L115 88H113V89H114V90H113L112 88H110V85H111V87H113V86H112L113 83H114L113 85H115V86H117V87L123 85V84H121V85H116L115 82H113L114 80H116V83L118 84V82H119L118 79H119V77H120V74H121V76H123V75L125 74L124 77H122V79L126 78L127 75L129 74V76H128L129 78H126V79H129V80H130V77H131V76H135V79H137V78H138V77H137L138 74H140V75H139V78H141V81H140V82L143 84V85L140 84V86L142 87L141 89H142V91H143L142 93H140V92H141V89H140V88H137V90L140 89V90H139L140 92L138 91L137 93L140 94L141 96H140V95H137V94H136V90L134 89L133 94H132V92H130V94L127 93V95L129 94V95H128L129 97L126 98L127 95H125V101H123L124 103H122L123 105H124V104H125V105H129L128 102L131 101V103H134V102H135L134 105H135L136 107H137V105H138V107H140V106H139L140 104H138V103H140V102H139V101H140L139 99H141V98L143 97L142 95L148 90V92L150 91V92H149L150 94H149L148 92H147V93H148V96H147V94H144V96L146 95L148 98L146 97V98H147V99H146V98L143 97L141 101H145V99H146V102L148 103V100H150V97H151V96H152V98H151V99H152L151 102L154 101V100H156V99H158L159 101H160V100H161V101L164 100V103H165V101H166L167 99H168L167 101H169V99H170V100H171L170 102H172V101L174 100V101H173L174 103H171V104H176L177 106L174 105L175 107L173 106L172 108H174V109L176 108L177 113H178L180 110H182L181 113L185 115L183 118H184V120H187V119H185L186 115L189 114L190 117L192 116V114L188 113L187 110H189V112L192 110L193 112L191 111V113H197V112L199 113V112H201V111L203 110V108L206 107L205 110H206V113H207L210 109H211V111L214 109V107H213V109H212V108H210V107H208V106H210L211 103H214V102H215L216 105H217L216 107H218L217 110H219V111H217L216 108L214 109L215 111H217V114H215V115H217V116H216V118H214V121H213V122H215V123H216V122H218V123H220V122L223 123V122H224L226 126H225L224 123H223L222 126H224V127H222V128H224V130H223L222 128H221V130L224 131V132H226V131L230 132L229 135L232 134V135L234 136V135L238 134V135H236L235 137H233V138H235V141L232 140V141H233L232 143L228 142L229 144H232V145H229L228 143H225V142H227V141L230 140V139H229V140L225 139V138L228 136L227 132H226V135H223V134H224L223 132H222L223 134H221L220 132H217V130H219L220 128H218L217 130H216L215 128H213L212 124H214V123H213V122L210 123V122H211L210 120H213V119H209V118H213V117H210V116H209V113H208L207 115H206L205 113H204V114H205L206 116H209V118L207 117V120L209 119V120L207 121V124L210 123L209 125H211L212 127H210L209 125L206 126V125H207V124L205 123V122H206V119H204L205 121L202 120L203 122H200V120H199L198 118H197V119H196L195 117L192 118V117H193V116H192L191 119H190V117H189V119H190L191 121H193V122H191L192 126H191V124H189V128H190V127L193 128V127H194V126H193L194 124H195V125H198L199 127H200L201 125H203L202 127H204V124H201V125H200V123H205L206 125H205L204 128H205L206 130L209 129V128H213V129H214L213 131H214V132H215V131L217 132V133L215 132V133L217 134V135H216L215 133L213 134V132L210 131L211 129L209 130L210 132H212L211 135H212V134H213V135H212L211 137H212V139H214L215 142H216V141H219V140H222V141L225 140V142L223 141L224 144H223V142H222L220 145L217 144V142H216V143L214 142V143H215V144H214L213 142H209V141H213V140H211V139L209 140V138L206 137V136H208V135L210 134V132H209V134H207L208 131H206V130H205L206 132L204 131V133H202L203 135H201V133H200V137H199V138H197V137H196V138H195V137H192V136H191V135H192L191 133H194L193 135L195 136V131L197 132V129H198L199 127H198V126H197V127L195 126V127H194V128H195V131H193L194 128L191 130V131H193V132H190V129H189V128H188L189 131H187V130H186V128H187L186 126H188V124H186V126H185V125H182V126H181V124H182L183 122H184V123H187L188 121H187V122H185V121L182 122L183 119H182L180 116L178 117L177 115H178L179 113H178V114H177V113H174L175 111L172 112V113H170L171 111H173V109L171 108V105H166V103H165V104L163 103V106H166V107H164V108H165V109H168L167 106H169V107L171 108V109L169 108L170 110H165V109L162 110V109H161L162 107H161V108H159L160 106L158 107L160 110H162V111L159 110V112H160V113H163V116H164V117H163L162 114H160V113L157 114L158 112L155 113V112H156V109H158V108H155V107H154V104H151V105H153L154 108H153V107H152V108L155 109V110L153 111V109H152L151 112L149 111L150 109H148L147 111L144 110V111L146 112V114H147V112H150V115H149V113H148V115H146L144 112H143V113H144L145 115H143V113L141 114L140 112H142V110L144 109L143 107H144L145 105H144L143 103H145V102L142 103L144 106L141 104V107L143 106V107H142V108H143L142 110H141V107H140V110H141V111L139 110V108H137V109L135 110L136 107H135V106H132L131 103H130V106L133 107V108L135 107L134 110L136 111V112H135V111L133 112L134 114H133L132 111H131V114L133 115V118H132V117H131V118L133 119V121H134V120L137 121V122H135L136 124L134 123V125L137 126V124H138L139 127H140L139 130H142L141 128H146V129L149 128V129H148L149 132H148V131L146 132V131H145L146 129L143 130L144 132H146V133H144V134L147 135L145 139L148 140V139L150 138L149 142H147V141L144 142V141H143V140H145V139L143 138V136L145 137V135H141V136H139L138 141L135 140L136 138H134V141H137L136 144H137L138 142H140V141H143V143H144V144H143V143H141V144L138 143V144H137V146H139V147H140V150H141L140 154L142 153V151H144V152L147 151L146 149H148L149 147L152 148V149L149 148V151H147L144 155H146V157L149 156V158L153 159V161H151V162H154V163L151 164V165H152V166H151L152 169L150 168L151 170H149V171H147V170L149 169V168H147V167H148V165H149V167H150V162H148V165H147V166H145V165L147 164V163H145V164H144V167H146L147 169H146V171H144V172L142 171V172H141L139 169H140V166L143 165V164H142V161H143V158H144V157H142V159H141L140 157H141V156H144V155H143V154L140 155V154L138 153L140 156H138V155L136 156V158L138 157V158L141 159V162H139L140 160H139V159H136L135 156H133V155H135V153L138 152V149H139V148H138L135 144H134L135 146H133L131 143H134V142L131 141L130 144H131L132 146L129 144V145H130L129 147H132V149H133L134 147H136L137 149L135 148V151L137 150V152H134V151H133V153H134V154H133L131 148H129V150H131L130 152H131V155L133 154L132 156H133L134 160H135V159H136L135 161L139 160V161L137 162V163L139 164V167H138L139 169H138V170H139L141 173H140V172H138V174L136 173L138 170H137V169H134V167L137 168L138 164H137V163L133 160V158L130 156V158H132V159H129V158H128V159H129L130 161L133 160V161L130 162V163H132V164L135 165V166L132 167L133 170H131V172L134 171L136 175H140V174H141V176L144 175L143 177L147 178L146 181L148 182L149 180H151L150 177H152V178H153L154 176L157 177L155 174H157L156 171H157V169H158V164H160V163L163 164L165 161H166V162L169 161V162H172V163H173V162H174L175 160H177V159H178V161H179V160L181 161V160H182V157H183L182 155L185 156V159H188L190 156H191L190 158H192V159H188V160H187V164H185V163H186L185 160H183V164L179 161V164H180V165H177L178 162L175 161L177 166L182 167V168H180V169H184V168H183L184 165H187L190 169H189L188 167H186V168H188V171H189V170L191 171V167H190L189 165L191 164V162H193L194 158H195V160H196L197 162H196V161H195L196 163L193 162V165H194V166L191 165V166H192V170L195 171L194 168H196V167H197L196 170L199 169L198 171H196V173L192 171V172L195 173V174L191 175L192 172L185 171V170H187L186 168H185L184 170H182V172L178 171V168H179V167L175 166V162L173 163L174 165H172V163H171V164H167V163H166V164L169 165V166H165V164H163L162 166L164 167V169H163L162 167L160 168V166H161V164H160V165H159L160 170L158 169V170H159V173H158V174H160V173H161L160 171H162V170H163V171L165 170L164 173H165V172H166V173H165V174L162 173V174H164V176H163L162 174H160V175L163 176V179L160 178V180H161V179H162V180H161V181H158L159 184L156 182L159 186L156 185V184L153 182L154 180H156L155 177H154V180H153V179L151 180L154 184H150V183H149L150 181L148 182L150 185H146L147 183L144 181V178L141 179V178H142L141 176H138V181H139V182L135 180L136 176H132V177H131L132 179L129 178V179H128V182H129V181H132V182H135V183H131V182H130L131 184L128 183V186H129L130 188L135 186L134 188L139 189L138 191L142 192V194H145V193H143L144 191H145V192H147V191L150 192L149 190H151V188H152L151 186H153V185L155 186V185H156L155 187L153 186L154 188H152V191H153V189H155V190L158 189L157 192L162 193L163 190H164L165 192H167V194H166V193H165V194L162 193V194H164V195H168V194L170 193V195H169L170 197H171V195H172L173 197L176 196V198H178L177 196L180 195V196H179V200H177V202H176V198H175V197H174V198L171 197L170 199H171V200L173 199L175 203H179L180 205H181V203H180L181 201H180V200H182L183 203H185V202H186L187 204L190 203V206H191V202H192L194 199L192 198V200H191V198H190V200H189V198H188L189 202H187L188 200H187V198H186L187 196H188V197H192V195H195V192H196V191H194V194H193V191H192V190L190 189V187H189V186L192 184L191 181H193V182L195 183V180H196V177H195V176H197L196 174H199L198 177H200V178L203 177V176H208V173H207V175H206V171H208V170H205V172L203 173L204 175L201 176V175H202V174H200V166H201V163H204V162H205L206 165H204V164L202 165V166H205L204 169L206 168L207 165L210 166V167L207 166L208 168L213 167V169H211V170H213V172H214V169L217 168V169L215 170L216 174H215V173H213V174H215V175L218 177L220 174H221V175L226 174L225 171H227L228 168H229V172H230V167H229V166H230V165L233 166L234 164L236 165V163H234L235 161H236V162H242V160H241V161H237V159H238V157H239V154H240V156L244 154V149H242L243 146H246V145L248 146V144H251L252 142H257V143L260 145V143H262V142L264 141V132H263V131H261V132H263V133H261L262 135L260 134V136H261L260 138H259V135H257L258 133H260L259 131H260V130H263V128H264V124L262 125V123H264V122H263L264 112L262 113L263 116H262V115H259V116H258L259 111L262 112V110H258V111H256V109H255L256 112L253 110L254 107H256V105H258V104H256L255 106L253 105V109L251 108L253 112H251V109L245 108V106L243 107V105H247V104H244V103H243V100H245V99H243L245 92H246L245 95H247V91H246L247 86H246V89L244 88L245 86H243V84L246 83V79H245L244 75H245V73H247L246 70L249 69V68H247L248 66H247L246 64H247V63L249 64V62L252 61V60H249L250 58H247V59H246V57L243 56V54L246 53L245 50L248 49V46L251 45L252 42L254 41V40L251 41V39H255V38H256L255 40L257 41L258 39L260 40V38H258V36H259V37H261V36L264 37V36H263L264 33H262V34L259 33L261 36L258 34V31H259V32H261V31L264 32L263 27L260 26V25L263 24V22H262V23H258L259 20H261L262 18L264 19V17H263L264 14H262V18H261V19L257 18V17H260V16H261V11H262V13H264V11H263V10H264V7H263L264 4H262V6H261V3L258 4V5H260V7H261V9H260L261 11L259 10L260 14L256 15V16L253 18V16H254L256 13H258L257 11H258V7H259V6L256 5V6H258V7H256V6L254 5V4L256 3V1H255V3H253V2H254L253 0H252L253 2H252L251 0H249V1H248V0H245V1H247V2H246L247 4H244V5H243L244 2H240V0H236V2H235V1L233 0L234 2H233V4H232V5H233V7H232V6H231V3H229L227 0H222L223 17H224L223 19H224V23H225V31H224L225 39H224V40H217V41H216L215 38L210 39L209 37H207V38H206V39H207V41H206L207 43H206L203 39H201V40H197V39H194V40H192V39H188V40H187L188 37H187V38H186V37H181V36L179 35V34H181L182 31H181V32L179 31L177 34H176L177 31H175V33L173 32L174 30H178V29H176V28H175V29H174V28H173V29L171 28L173 33H172V32H169V33L173 34V38H174V40H175V41H173V38L170 37V36H172L171 34H170L169 37L172 38V39H170V38H168V37L166 36V35H169V33H168L167 31H169L170 28H166V29H164L165 27H160L162 30H164V31H161V32H162V33L165 32V33H163V34H162V33H159V29H160V28H156V27L154 28V26H153V28L150 27V29H149V28H147V27L145 26V24H144L145 22H144V23L142 22V21H143V17H141L140 14H136V16H135V20H134L135 23H134L133 27L130 28V29H127V27L130 25V23H129V21H130V20H129L130 16H127L126 19H117L116 16L114 15V13L117 14V16H119V15H121V14H125L126 12H125V11L122 12V13H121V12H118V11H117V12H114V13H113V11L110 12L109 9H108V6H106L107 3H105L107 0H103V1H102V2L105 1V2L103 3L104 5L102 4V2L100 3L101 0H100V1H99V0H94V1H93V0H92V1H90V0H78V1H77V0H73L74 2L71 1V0H63V1H62V0H56L57 2H61V3H57V2L54 1V0H53L54 2H53L52 0H47V2H50V3H48V4H49L48 6L46 5V4H47L46 1L43 2L44 0H36V1H38V2H36L35 0H31V1H33V2H31L30 0H26L27 2H26L25 0H24V1H23V0H21V1H20V0H13V1H11V0H2ZM8 1H10V4L12 3L11 6H9V2H8ZM22 1H23V2H22ZM34 1H35V3H34ZM40 1H42V2L40 3ZM64 1H65V2H64ZM68 1H69V2H68ZM70 1L73 2L74 4L71 3ZM81 1H82V3H81ZM242 1H243V0H242ZM13 2H14L16 5L13 4ZM21 2H22V4H21ZM55 2H56V3H55ZM78 2H80V3H78ZM86 2H87V4H86ZM250 2H251V5H252V4L254 5V7L250 5ZM257 2H259V1H257ZM1 3L3 4L2 6L5 5L6 8H5V6L2 7V6H1ZM23 3H24V4H23ZM25 3H26V4H25ZM28 3H29V5H28ZM30 3H31V4H30ZM32 3H33V6L35 5V6H34L35 8L32 7ZM76 3H78V6H76ZM83 3H85V5H83ZM95 3H96V4H95ZM97 3H99V4H97ZM238 3H239L240 5H239ZM241 3H242V4H241ZM37 4H38L39 6H38ZM41 4H43V7L46 6V7H48V8H50V7L52 8V7L54 6L55 10H54V8H52V9H48V8L45 7V8H44V11H43V7H40ZM53 4H54V5H53ZM55 4H56V5H55ZM61 4H63V5H61ZM80 4L82 5V6H81L82 8L79 7ZM248 4L251 6L252 9L250 8V6H249ZM256 4H257V3H256ZM12 5H13V7H12ZM22 5H24V6H22ZM36 5H37V6H36ZM51 5H52V6H51ZM60 5H61V6H60ZM246 5H248L249 7L246 6ZM25 6H26L29 10H27L26 8H22V7H25ZM28 6H29V7H28ZM49 6H50V7H49ZM55 6H56V7H55ZM57 6H58V8H57ZM59 6H60V7H59ZM70 6H71V9H70V10H72V12L69 10V7H70ZM72 6H73V7H72ZM74 6H75V8H74ZM86 6H87V7H86ZM94 6H95V7H94ZM105 6H106V7H105ZM230 6H231V7H230ZM240 6H241V7H240ZM242 6H246L247 8H249L248 11L246 10V7L242 9ZM31 7H32L33 9H32ZM85 7H86V9H85ZM101 7H102V9H101ZM104 7H105V8H104ZM238 7H240V9H239ZM262 7H263V8H262ZM9 8H10V9H9ZM11 8H12V9H11ZM15 8H17V9H15ZM20 8H21V9H20ZM36 8H37V9H36ZM38 8H40V9L42 10V12H41V10L38 9ZM59 8H60L61 13H62V10H64L63 12H66V11H67L66 13H64V16H63V14L58 13V12H60V11H59ZM61 8H62V10H61ZM64 8L66 9V11H65ZM80 8H81V9H80ZM96 8H97V9H96ZM3 9H4V11H3ZM23 9H24L25 11H23ZM31 9L34 10V12H33ZM56 9H57V10H56ZM82 9H83V10H82ZM88 9H89V10H88ZM93 9H95V11L98 10L97 13H96V15L94 14L95 11H94ZM106 9H107V10H106ZM231 9H232L233 11H232ZM236 9H237V10H236ZM244 9H245V12H244ZM9 10H10V12H8ZM13 10H14V11H13ZM18 10H20L21 14H20V12H18ZM47 10H48L50 13H49ZM50 10H51L52 12H51ZM77 10H78V12L76 13L75 11H77ZM102 10H103V11H102ZM104 10H106V11H104ZM238 10H239V11H238ZM252 10H254V12H255L256 10H257V11H256L255 14H254V12H253ZM26 11H27V12H26ZM28 11H29L30 13H29ZM36 11H37V12H36ZM82 11H83V12H82ZM84 11H86V12H84ZM90 11H92V14H93V16H95L96 20H95L94 17H92V14L90 13ZM108 11H109V12H108ZM250 11H251V12H250ZM15 12H17V13H15ZM23 12H24V13H23ZM31 12H33V14L36 12L35 15H39V16H35V15L31 14ZM46 12L49 13V14H47ZM55 12H56V14L58 13V14H59L60 16H62V17L58 16V14L56 15ZM73 12H75L76 15H75V13H73ZM81 12H82V13H81ZM104 12H105V14H104ZM235 12H237V14H236ZM3 13H4V14H3ZM8 13L10 14V17L8 16V15H9ZM12 13H13V14H12ZM28 13H29V14H28ZM41 13H42V15H41ZM43 13H44L45 16H43ZM45 13L48 15V17H49V15L51 14L50 17H49V18H46L47 15H46ZM53 13H54V14H53ZM71 13H72V14H71ZM85 13L87 14L88 17L84 16V15H86ZM88 13H89V14H88ZM99 13H100L102 16H104V18L101 17V15H100ZM109 13H110V15H109ZM246 13H247V14H246ZM250 13H253V14H250ZM5 14H7V15H6L7 17L5 16ZM15 14H16V16H15ZM17 14H18V16L20 15L22 18H21L20 16L18 17ZM24 14H25V15H24ZM26 14H27V15H26ZM52 14H53V17H52ZM81 14H82V15H81ZM107 14H108L109 16H108ZM249 14H250V15H249ZM23 15H24V16H23ZM28 15H30V16H28ZM40 15H41L42 17L46 18V19L41 18ZM78 15H80V16H78ZM97 15H99V18H97V17H98ZM106 15H107V17H106ZM137 15H138V16H137ZM234 15H235V16H234ZM243 15H244V17H243ZM248 15H249V16H248ZM259 15H260V16H259ZM4 16H5V17H4ZM13 16H14V18H13ZM25 16H27V17H25ZM34 16L37 17V18H35ZM54 16H56L55 18L58 19V20H56V19L54 18ZM76 16H77L78 19H76ZM82 16H84V17H82ZM90 16H91V17H90ZM110 16H111V17H110ZM229 16H230V17H229ZM233 16H234V17H233ZM8 17H9V18H8ZM29 17H30V18H29ZM38 17H39V18H38ZM63 17H64V18H63ZM66 17H67V20H69V21H68L69 23H67V21H66ZM68 17H69V19H68ZM80 17H81V20H79ZM112 17H113V18H112ZM16 18H18V19H20V20L17 19V21H15ZM23 18H24V20H23ZM28 18H29V19H28ZM40 18H41V19H40ZM52 18H53V19H52ZM83 18H84L85 20H84ZM108 18H109V21H110V22H108V20H107ZM111 18H112V19H111ZM245 18H247V19H245ZM252 18H253V19H252ZM255 18L258 19V20H256ZM1 19H2V21H3V19L5 20V21H3V22L6 23L7 26H6V24H4V23L1 21ZM6 19H7V20H6ZM12 19H14V21H13ZM21 19H22V20H21ZM26 19H27L28 21H27ZM33 19H34L36 22L33 21ZM43 19H44V20H43ZM48 19H49V20H48ZM59 19H60V20H59ZM62 19H63V20H62ZM64 19H65V21H64ZM86 19H87L88 21H87ZM92 19L95 20V23H94V21H92ZM98 19H100V20H98ZM103 19H104V20H103ZM242 19H243V20H242ZM251 19H252V20H251ZM8 20H10V21H8ZM29 20H30V22H29ZM38 20H39V22H38ZM40 20H41V21H40ZM61 20H62V21H61ZM78 20H79L80 22H79ZM97 20H98L99 22H98ZM240 20H241V21H240ZM245 20H246V21H245ZM20 21H21V22H20ZM24 21H25V22H24ZM47 21H51V22L48 23ZM54 21H55L57 24H56ZM63 21L66 22L67 24H66V23L64 24ZM76 21H77V22H76ZM83 21H85V22L87 21L88 23H87V22L85 23V22H83ZM103 21H105V22H103ZM113 21H114V22H113ZM127 21H128V22H127ZM232 21H234V22H232ZM244 21H245V22H244ZM256 21H257V23H256ZM1 22H2L3 24H2ZM28 22H29V23H28ZM31 22H32V23H31ZM53 22H54V23H53ZM78 22H79V25L77 24ZM91 22H92V23H91ZM97 22H98V23H97ZM102 22H103V23H102ZM253 22H255L256 25L258 24V27H256L255 24H254ZM260 22H261V21H260ZM16 23H17V24H16ZM18 23H19V24H18ZM20 23H21V24H20ZM24 23H25L26 25H25ZM27 23H28V24L31 23V25H29V26L31 27L33 33H30V32H32V31H30L31 29H30L29 27H27V26H28ZM35 23H36V24L40 23V24H43L44 26H45V24H46V26L43 27L42 25L38 24V25H37L38 28H37V26L34 25ZM50 23H51V24H50ZM52 23H53V24H52ZM60 23H61V24H60ZM62 23H63L64 25H63ZM75 23H76V24H75ZM93 23H94V24H93ZM99 23H100V24H99ZM109 23H110V24H109ZM114 23H115V24H114ZM246 23H247V24H246ZM11 24H12V26H11ZM14 24H16V25H14ZM68 24H69V25H68ZM80 24H81V25H80ZM82 24H83V28H84L85 31L83 30V28L79 27V26H82ZM95 24H96V25H95ZM103 24H105V25H103ZM106 24H107V25H106ZM228 24H229V26H228ZM252 24H253V25H252ZM259 24H260V25H259ZM47 25H48V26L51 25V26L48 27ZM62 25H63V26H62ZM66 25H68V26H66ZM74 25H75V26H74ZM86 25H87V26H86ZM92 25H93V26H92ZM97 25H98V26H97ZM142 25H143V26H142ZM263 25H264V24H263ZM18 26H19V27H18ZM20 26H21V28H20ZM22 26H23V28H22ZM33 26H35V27L33 28ZM39 26H42V27L39 28ZM52 26H54V28H52ZM55 26H57V27H56L57 29L55 28ZM59 26H60V27H59ZM101 26H102V27H101ZM104 26H105V27H104ZM110 26H111V27H110ZM231 26H232V28H231ZM248 26L251 27V28L256 27V29L254 28L255 30L252 29V30H254V31H252L251 28H249ZM252 26H253V27H252ZM11 27H12V29H11ZM24 27H25V28L27 27V28L25 29ZM46 27H47V28H46ZM61 27H62V28H61ZM66 27H67V28H66ZM77 27H78V28H77ZM87 27H88L89 29H88ZM91 27H92V28H91ZM235 27H236V28H235ZM247 27H248V28H247ZM13 28H14V30H13ZM19 28H20V29H19ZM36 28H37V29H36ZM42 28H43V29H42ZM44 28H46L47 30H48L49 28H50V29L47 31V30H45ZM60 28H61V29H60ZM71 28H72V29H71ZM74 28L77 29V30H75ZM79 28H80L81 31H84V32L81 33V31H79ZM96 28H97V29H96ZM101 28H103V31L106 32V33H103V31L101 30ZM104 28H105V30H104ZM107 28H109V31H107ZM246 28H247V29H246ZM257 28H260V30H261V29H262V30L260 31V30L257 29ZM16 29H18L19 31H17ZM33 29H34V30H33ZM38 29H40V30H38ZM52 29H54V30H52ZM63 29H64L65 31H64ZM143 29H144V30H143ZM157 29H158V31H157ZM161 29H160V30H161ZM167 29H168V30H167ZM248 29H249V30H248ZM12 30H13V31H12ZM15 30H16V31H15ZM23 30H26L25 33H23ZM37 30H38V31H37ZM43 30H44V31H43ZM50 30L52 31V33H51ZM57 30H58V31H57ZM59 30H60V31H59ZM70 30H71V31H70ZM72 30H75V31H76V32H74L75 34L71 33V32H73ZM150 30H152V32H153L152 34H153V35L151 34V31H150ZM155 30H156V31H155ZM233 30H234V31H233ZM243 30H244V31H243ZM250 30H251L253 33H256V32H257L258 35H257V34L252 35V32H251ZM256 30H258V31H256ZM3 31H4V32H3ZM35 31H36V32H35ZM40 31H41V33H40ZM45 31H46L47 33H46ZM53 31L56 32V33H54ZM68 31H69L71 34H69ZM87 31H88V32L90 31V32H89V35H88ZM100 31H101L102 33H101ZM143 31H144V33H143ZM148 31H149L150 33H148ZM154 31H155V33H158V36H160V34H161V36L157 38V37H156L157 34H155ZM170 31H171V30H170ZM228 31H229V32H228ZM232 31H233V32H232ZM242 31H243V32H242ZM245 31H246V32H245ZM11 32H12V33H11ZM38 32H39L40 35L42 36V38L40 37L41 39L38 37V36H39V33H38ZM44 32H45V33H44ZM58 32H59V33H58ZM60 32H61V33H60ZM67 32H68V33H67ZM96 32L100 33V35H99L98 33H96ZM120 32H121V33H120ZM166 32H167V33H166ZM230 32L233 33V34H231ZM241 32H242V33H241ZM248 32H249V33H248ZM16 33H18V35H17ZM19 33L21 34L20 36H19ZM28 33H29V34H28ZM49 33H50V34H49ZM53 33H54V34H53ZM64 33H65V34H64ZM76 33H78V34H76ZM80 33H81V36L79 35ZM84 33H86V34H84ZM234 33H235V34H234ZM244 33H245V34H244ZM13 34H14V36H17V37L15 38V37L13 36ZM32 34H33V35H32ZM34 34H35V35H34ZM36 34H38V35L36 36ZM43 34H44V35H46V34L49 35V37H48V35H47V36H46L47 38H46V37L44 38V42H43V37H44ZM51 34H52V35H51ZM55 34H56V35L58 34L57 37H59L58 41H60V42H62V41H63V38H64V41H65V42L63 41L64 45L67 43L65 46H67V45L72 46L73 44L76 43V40H77V39H79L80 41H82V39H83V41H82L81 45H77V43H76V46H77V47L74 45V46H75V47H74L75 49H73V46H72V48L69 49L68 46H67L66 48H67V50H69V53H68V51L66 52V50H64L65 48H64V49L61 48V47H64V46H63V43L60 44L58 41H56V38H57V37L55 36ZM61 34L65 35L66 37L63 36V35H61ZM72 34H73V36H72ZM154 34H155V35H154ZM164 34H166V35H165V36H162V35H164ZM175 34H176V35H179L180 38H178L179 36L177 37ZM226 34H227V35H226ZM239 34H241V35L243 34V35L241 36V35H239ZM247 34H248V35H252V36H255V35H257V36L254 37V38L250 36L251 39H249V36H248ZM11 35H12V36H11ZM22 35H24V36L26 35V37H27V35H28V37L25 38V37L22 36ZM68 35H69V36H68ZM76 35H77V36H76ZM78 35H79V36H78ZM82 35H83V36H82ZM85 35H88V37H86ZM91 35H92V36H91ZM143 35H144V36H143ZM147 35H148V36L150 35V38H149ZM231 35H232V36L235 35V37H238V41H237V38H234V36L231 37ZM6 36H7V37H6ZM8 36H10V37H12V38L9 37V38H10V39H9ZM30 36L32 37V39H31ZM60 36H63V37L61 38ZM70 36H72V37H70ZM84 36H85L86 38H85ZM152 36L155 37V38H153ZM175 36H176L179 40H178V39H175V38H176ZM240 36H241V37H240ZM2 37H3V38H2ZM4 37H5V40H4ZM34 37H35V38H34ZM37 37H38V38H37ZM55 37H56V38H55ZM80 37H81V38H80ZM82 37H83V38H82ZM94 37H95V38H94ZM163 37H164V38H163ZM262 37H261V40H262ZM18 38H19V39H20V38H24V39H20V40H19ZM50 38H51V39H50ZM54 38H55V39H54ZM60 38H61V40H60ZM65 38H66V39H65ZM84 38H85V40H84ZM96 38H97V39H96ZM109 38H110V40H113V41H112V42H111L110 40L108 41L107 39H109ZM112 38H113V39H112ZM123 38H124V39H123ZM145 38H147L148 40L145 39ZM156 38H157V39H156ZM233 38H234L235 40H232ZM240 38H241V39H240ZM244 38H245V39H244ZM246 38H247V39H246ZM2 39H3L4 42L7 41V42H5L6 44H5L3 41H2L3 43L1 44V40H2ZM8 39H9V40H8ZM12 39H13V41H12ZM14 39H15V40H14ZM29 39H30V40H29ZM36 39H37V40H36ZM72 39L75 40V43L72 42ZM86 39H87V40L89 39V40L92 42V43H91V46H93V45H95V44H96L95 47H96V46H99V44H100V46H99V47H96V48L94 47L95 49H93V48H91V46H89L90 44L87 43V42H89V41H87ZM105 39H106V41H104ZM166 39H167V40H166ZM182 39H184V40H182ZM208 39H210V40H208ZM242 39H243V40H242ZM248 39H249V41H250L251 44H250L249 42H247V43H249V45H247V48H246V44H244V43H246L245 41H248ZM18 40H19V41H23V40H24V41L21 43V42H19ZM31 40H34V41H37V42H34V41L32 42ZM38 40H39V41H38ZM41 40H42V41H41ZM52 40H53V41H52ZM69 40H70L73 44H70L71 42H70ZM115 40H116L117 42H116ZM122 40H123V41H122ZM126 40H127V42H126ZM132 40H133V41H132ZM151 40H152V41H151ZM162 40H163V41H162ZM164 40H166V41H164ZM171 40H172V41H171ZM244 40H245V41H244ZM8 41H9V42H8ZM11 41H12V42H11ZM45 41H46V43H45ZM49 41H50V42H49ZM55 41H56V42H55ZM67 41H68V42H67ZM103 41H104V42H103ZM131 41H132V42H131ZM159 41H160V42H159ZM161 41H162V42H161ZM184 41H185V42H184ZM212 41H214V42H212ZM10 42H11V43H13V42L16 43V42H17V43H16V44H12V45H13V46H12ZM24 42H25V43H24ZM26 42H27V43H26ZM30 42H31V44H29ZM41 42H43V43L41 44ZM47 42H48V45H49V46L47 45ZM54 42H55V43H58V44H56V46H55V43H54ZM69 42H70V43H69ZM77 42H79V41H77ZM99 42H100V43H99ZM107 42H109V43H107ZM114 42H115V43H114ZM155 42H156V43H155ZM167 42H169V43H167ZM204 42H205V43H204ZM208 42H209V43H208ZM232 42L235 43L236 47L238 46V44H240V45L237 47V48H238V51H236L237 49H236V47L234 46V44H233ZM254 42H255V41H254ZM254 42H253V44H254ZM258 42H259V41H257V45L259 46V48H258V46L256 45V43L254 44L255 46L253 45L254 50L258 49L257 52L259 51V49H260V45H261V41H260V44H258ZM263 42H264V39L262 40V44H264ZM7 43H8L9 45H8ZM23 43H24V44H23ZM37 43H38V44H37ZM44 43H45V44H44ZM49 43L51 44V46H50ZM53 43H54V44H53ZM79 43H80V42H79ZM105 43L108 44V46H109V44L112 45V46H111V45L109 46V47H110V48H109L110 50L107 49L108 46H107ZM117 43H120V45H119V44L116 45ZM122 43H123V44H122ZM127 43H129V45H128ZM161 43H162V44H161ZM165 43H166V44H165ZM171 43H172V44H171ZM179 43H181V44L179 45ZM222 43H223V44H222ZM227 43H228V44H227ZM242 43H243V44H242ZM22 44H23V46L21 47L20 45H22ZM25 44H27V45H25ZM33 44H35L36 46L34 45V46H35V47H34ZM43 44H44V45H43ZM59 44H60V45H59ZM88 44H89V45H88ZM92 44H93V45H92ZM114 44L116 45V47L119 46L120 49H119V48H114V46H115ZM124 44H125L126 46H125L124 48H122V46H124ZM137 44H138V45H137ZM169 44H170L172 47H170ZM173 44H174V45H173ZM231 44H233V45L230 46ZM2 45H3V47H2ZM5 45H6V46H5ZM7 45H8V46H7ZM16 45H17V46H16ZM39 45H40V46H39ZM53 45H54V47H52ZM84 45H88V46H84ZM103 45H104V46H103ZM105 45H106V46H105ZM113 45H114V46H113ZM167 45H168V46H167ZM176 45H177V46H176ZM241 45H242L244 48H246V49H244L243 47H242V48H239ZM11 46H12V47H11ZM14 46H15V47H14ZM18 46H19V47H18ZM25 46L29 49V50H28V49L26 48L28 52H31V51L33 50V48H34V50H33V52H32L31 54L29 53V55H31L32 57H31V56L29 57V56L27 55L28 52L26 51L27 53H25V54H26L28 57H27L25 54H23V56L26 57L25 60L23 61L24 57L22 56V53L25 52V49H24ZM29 46H30L31 48H30ZM57 46H58L59 48H58ZM70 46H69V47H70ZM78 46H79V47L81 46V47L79 48V50L82 49V48H83L84 50H80V51L76 50V49L78 48ZM82 46H83V47H82ZM198 46H199V47H198ZM251 46H252V45H251ZM262 46H264V45H262ZM16 47H17L18 49H17ZM32 47H33V48H32ZM36 47H37V48H36ZM49 47H50V48H49ZM51 47H52V48H51ZM55 47L57 48L56 50H55ZM87 47L90 48L89 50H92V51L94 50V53L97 52V55H99V56H97V55L95 54L96 56H94V57L96 58V61L98 60L97 62H95V60H94L93 58H91V60H94V61H92V62L95 63V64L93 63V68H94V69L97 68V69L95 70L96 72L94 71L95 73H94V72H92V73H93V74H96L97 71H99V74H102V75L105 76V75H106L105 73L108 74V72H109L108 75L110 76V79H109V80H107V78L105 77V81H106V84H108V86H106L105 89H101V90H105V91H104V94L106 93V95H107V100L104 101V103H102L101 105H99V104L103 101V96L106 97V95H103V94L101 93V92H103V91H100V88H99V87L104 88V87L101 85V84H102V81H103V84H104V78H103V80H102V78H100V79H101V82L99 81V82H100V84H99V82H96V80H95L94 78H93V79L90 78V77L93 76V74L90 73L91 71L88 70V71H89L88 74L90 73V75H91V76H89V77L87 76V75H88V74L86 73L87 71L84 72V71L86 70V69H85L86 66L84 67V64H83V63H85V65H86V64H88V61L90 60V59L88 58V57H90V56H87L86 54H91V53H89V52H92V51H87V52H85V54H82V55H80V52H81V51H83V52L86 51ZM106 47H107V48H106ZM160 47H161V48H160ZM166 47H167V48H166ZM205 47H206V48H205ZM253 47L249 48V50L252 49V51H253ZM255 47H256V48H255ZM8 48H9V49H8ZM14 48H16V49H14ZM20 48H21V49H20ZM35 48H36V49H35ZM41 48H43V49H41ZM44 48H45V49H44ZM85 48H86V49H85ZM111 48H114V49L111 50ZM127 48H128L129 50H127ZM165 48H166V49H165ZM177 48H178V49H177ZM5 49H6V50H5ZM19 49H20V50H19ZM30 49H32V50L30 51ZM48 49H49V50L54 49L55 54H54L53 50H51L52 52L50 51V52L48 53ZM58 49H59L60 51H59ZM72 49H73V50H72ZM116 49H117V50H120V52H118ZM173 49H175V50L173 51ZM232 49H233V50H232ZM235 49H236V50H235ZM239 49H240V51H239ZM242 49H243V50H242ZM9 50H10V51L12 50V51L10 52ZM16 50H17V51H16ZM22 50H24V51H22ZM43 50H44V51H43ZM45 50L47 51V54H46V51H45ZM63 50H64L65 52H63ZM75 50L78 51V54H77V52H76V54H77L78 56L76 55V56H75L76 58L73 57V58H75V60L72 59L73 61H71V58H70V57H69L70 60H68V56H69L70 54H73V53H70V52H71V51H72V52H75ZM106 50H107V51H106ZM126 50H127V51H126ZM132 50H133V51H132ZM143 50H144V51H143ZM166 50H168V51H166ZM183 50H185V51L183 52ZM188 50H189V51H188ZM190 50H191V51L193 50V51L191 52ZM231 50H232V51H231ZM260 50H261V52L263 51V52H262L263 54H262L261 52H258V53H259V56H260V55H261V56L264 55V49H260ZM8 51H9L10 53H9ZM21 51H22V53H21ZM61 51H62V52H61ZM108 51H110V52H108ZM114 51H115V54H114ZM136 51H138V52L136 53ZM141 51H142L143 53H142ZM160 51H161V52H160ZM178 51H182V52L180 53V52H178ZM187 51H188V52H187ZM196 51H197V52H196ZM228 51H229V52H228ZM247 51H248V50H247ZM250 51H251V50H250ZM5 52H6V53H5ZM13 52H14V53H13ZM16 52H17V53H16ZM124 52H125V53H124ZM126 52H127V54H126ZM129 52H130V53H129ZM164 52H165V53H164ZM166 52H168V53H166ZM171 52H172V53H171ZM173 52H175V53H174V54L176 55L175 57L173 56ZM199 52H200V53H199ZM235 52H237V53H235ZM239 52H241V53H239ZM248 52H249V51H248ZM248 52H247V53H248ZM4 53H5V54H4ZM7 53H9V54H7ZM19 53H20L21 55H20ZM38 53H39V54H38ZM52 53H53V54H52ZM56 53H58V54L56 55ZM59 53H60L61 57L63 56V58H61L62 60L64 59V57L67 58V59H64V61H65L66 64H67L66 66L64 65V64H65L64 61L61 60V62H59V60H60V58L58 57V56H59ZM62 53H64V54H62ZM67 53H68V54H67ZM81 53H82V52H81ZM92 53H93V52H92ZM111 53H112L113 55H112ZM117 53H118V54L121 53V55H122V56L124 55L123 57L126 58V61H125V59H124V61H125L124 63H125V64H121L122 66L124 65V67H125L126 64H129V65L131 64L130 67L127 65L129 68H128L127 66L124 68V69L127 68L126 70H124L123 67L120 66L119 63H121V62L123 61V59H122L123 57H122L120 54L118 55ZM138 53H139V54H138ZM141 53H142L143 55H142ZM152 53H153V54H152ZM154 53H155V54H154ZM185 53H186V55H185ZM193 53H194L195 55H193ZM206 53H207V54H206ZM212 53H213V54H212ZM233 53H234V54H233ZM254 53H256V51H254ZM254 53H252V54L254 55ZM258 53H256V54L254 55L255 58H256V56L258 55ZM15 54H16V56H15ZM17 54H18L19 56H18ZM41 54H42V55H41ZM43 54H45L44 56H46V55H48V54H49V55L46 56V57H44ZM50 54H52L53 56L56 55V56H54V57H56V58L58 57L57 60H56V58H53L52 55L50 56ZM128 54H129V55H128ZM144 54H145V55H144ZM146 54H147V55H146ZM164 54H165V56H164ZM180 54H181V55H180ZM198 54H199V55H198ZM203 54H204V55H203ZM238 54H239V55H238ZM252 54L250 53L249 55H252ZM8 55H9V56H8ZM11 55H12V56H11ZM37 55H38V56H37ZM65 55H66V56H65ZM108 55H109V56H108ZM116 55H118V56H120V57L118 58V56H116ZM139 55H140V56H139ZM156 55H157V56H156ZM158 55H160V56H158ZM162 55H163V56H162ZM184 55H185V56H184ZM191 55H192L193 57H192ZM197 55H198V56H197ZM240 55H241V56H240ZM13 56H14V57H13ZM17 56H18V57H17ZM21 56H22V57H21ZM39 56H40V57H39ZM72 56H74V55H72ZM86 56H87V58H86ZM112 56H113V57H112ZM114 56H115L116 59H117V58H118V59L121 58L120 60H117V62H119V61H121V62H119V63L117 64V62H116L115 60H113V59H115ZM125 56H126V57H125ZM127 56H129V57H127ZM186 56H187V57H186ZM195 56H196V60H194V59H195ZM222 56H223V57H222ZM232 56H233V57H232ZM246 56H247V54H246ZM254 56H253V57H254ZM261 56H260V58H259L260 60H261V58H262ZM9 57H10V58H9ZM47 57H48V59H47ZM91 57H92V56H91ZM130 57H131V58H130ZM150 57H151V58H150ZM164 57H165L166 59H164ZM167 57H168L169 59H168ZM173 57H174V58H173ZM182 57H183V58H182ZM189 57H190V58H189ZM197 57H198V58H197ZM201 57H202V58H201ZM220 57H221V58H220ZM235 57H236V58H235ZM242 57H243L244 60H245V59L248 60V62H247V61H244L243 59L240 60V58H242ZM247 57H248V56H247ZM250 57H251V56H250ZM17 58H18V59H17ZM22 58H23V59H22ZM27 58H29V60H28ZM37 58L40 60V63H39V60H37ZM44 58H46V59H44ZM49 58H50L51 62L49 61ZM51 58H52V59H51ZM142 58H143V59H142ZM157 58H158V60H157ZM171 58L173 59V61H172ZM181 58H182V59H181ZM184 58H185V59H184ZM188 58H189V59H188ZM206 58H207V59H206ZM210 58H211V59H210ZM223 58H224V59H223ZM230 58H232V59H230ZM263 58H264V56H263ZM8 59H9V60H8ZM13 59H14V60H13ZM26 59H27L28 61H30V63L28 64L29 66H27V63H26V64H25V63H24V64L22 63V62H26V61H27ZM43 59H44V61H43ZM53 59H54V60H53ZM86 59H87V62H85ZM109 59H110V60H109ZM129 59H130V60L132 59V61H129ZM137 59H138V60H137ZM148 59H149V60H148ZM175 59H176V62H174ZM177 59H178V60H177ZM183 59H184V60H183ZM191 59H192V60H191ZM209 59H210V60H209ZM251 59H252V57H251ZM259 59H258V60H259ZM16 60H17V61H16ZM41 60H42V61H41ZM47 60H48V61H47ZM52 60H53V61H52ZM105 60H106V61H105ZM111 60L113 61L112 64H113V63L115 64V62H116V64H115V65L117 66V67H116V72H117V70L119 71V72H117L118 74L116 75L117 78L113 77L116 73H115V68H114V70H113V66H114V65H113V66L111 65ZM143 60H144V61H143ZM150 60H151V61H150ZM153 60H154V61H153ZM160 60H161V61H160ZM166 60H167V61H166ZM181 60H182V61H181ZM186 60H188V61H186ZM189 60H190V61H189ZM211 60H212L213 62H212ZM214 60H215V61H214ZM258 60L255 59V61H258ZM8 61H9V62H8ZM21 61H22V62H21ZM37 61H38V62H37ZM69 61L71 62L70 64H72L71 66H76V67H77V68H75V69H77V70H74L73 67H72V68L70 67V64L68 63ZM140 61H142L143 63H145L146 65H148V67H149L150 65H151V66L148 68L147 66H145V64H143V63L140 62ZM149 61H150V62H149ZM168 61H169V62H168ZM170 61H171V63H170ZM178 61H179V64H178ZM191 61H192V62H191ZM226 61H227V62H226ZM231 61H232L233 63H232ZM237 61H238V62L241 61V62L238 63ZM242 61H243V62H242ZM255 61H254V62H255ZM262 61H263V60H262ZM262 61H260V62H261V63H264V62H262ZM12 62H13V63H12ZM15 62H16V63H15ZM41 62L47 67L48 70L46 69L45 66L42 65ZM45 62H46V63H45ZM57 62H59V65H58V66H56V65H57L56 63H57ZM72 62H74V63L77 62V63L74 64V63H72ZM90 62H91V61H90ZM129 62H130V63H129ZM147 62H148V64H147ZM151 62H152V63H151ZM160 62H161V63H160ZM167 62H168L169 64H171V65L168 66V67L170 68V67L172 66V68L168 69L167 65H169V64H168ZM183 62H184V64H186V62H187V63L189 62V63L187 64L188 66H187V65L184 66L185 69H186L185 71H184V69L182 70V68H181V67H182L181 65H183ZM194 62H195V63H194ZM245 62H246V64H245ZM254 62H251L252 65H251V63H250V65L253 66ZM260 62H259V64H261ZM8 63H9L10 65H9ZM11 63H12L13 65H12ZM21 63H22V64H21ZM35 63L37 64L36 66H37L38 68H39V67L42 68V71L45 69L46 72L43 71V72L45 73V76H43L44 73H43L42 71H39V72H41L40 75H42V73H43L42 77H44V79H45V77H46L47 79H49L50 82H52V83H51L52 86H53V83L57 85V82H56V80H54V79H57V78H59V77L65 78V76H66V72H68V71L73 72V70H74V71L76 72V75H75V76L78 77V78L76 77V79H78L79 83L81 82L82 85H83V83H84V85H85V87H86V88H85L86 91L83 92V93H84V94H83L84 96H85V93L87 94V92H88V93H91V94H92L93 96H95V97L98 96V95H94V94H97V93H99V97H100L101 94L103 95V96L101 97V98H102V101H101V102H100V99H98L99 97H97L96 99H95V97H94V98L91 97V102L93 101L92 99H95V101L92 103L93 105H92V107L90 106V108H89L88 106H86L87 104L85 105V103L83 102V101H85L86 98L83 97V99H82L81 97H79V99L81 98V99L83 100V101H82L83 104L79 101V99H78L77 102H78V103H79V102L81 103V104L79 103V104L81 105V107H83V106L85 105V106H86V107H85L86 109H87V107L89 108L86 112H87V114L90 115V117H91V119H90V117L88 118V117H87V114L82 110L83 113L86 114V115H85L86 118L84 117L85 120H87V118L90 119V122L88 121V123H87L86 121H85V122H86V123H85L84 120H82V122H83L84 124H86V125L88 124L87 127H86V129H85L84 124L81 122V120H80V122H79V120L77 119V118H79V117H77V116L74 115V116H75V121L78 120V122H79L78 124H80V125L82 124L81 126H82L83 128H82L80 125L76 124V126H77V125L79 126V127H77V130H78V128H80L79 130H80L81 132H80V131H79V132L81 133V135H80V133H78L77 130H76V133H78V135H77L76 133H73L74 136H72L71 133H66V134L64 133V132H69V129H73V130H71V131H72V132H75L74 130L76 129V128H74V127H76V126H72L73 128H70L71 126H68L69 124L72 123L71 121H74V119H72L71 121L67 120V119H68V118H67V117H68V114H67V113L69 112V110L71 111V113L69 114L70 117H71V114L74 113L75 111H77L76 108L79 106V105H78L77 107H75V105H77L78 103L75 104V102H74V104H75V105H74L75 108H74V107L71 105L72 103H70V102H71V99L77 98V97H76L77 94H75V93H74V94H75L74 98H71V97H73V95H74L73 92H72V90H76V89L78 88V87H77V88L75 89V87H74L75 84L72 83V79L75 81V76H74V75L72 76V74H75V73L73 72L72 74H69L70 72H68V73H67L68 76H66L67 78L63 79V81H61V80H62L61 78H59L60 80L57 79V81L59 80L61 83L58 82V86H56V85H55L56 87L53 86V90H55V89H56V90H59V91H58V99H59V100L56 101V102H57V103H56V104H57L56 107L58 108V110H55V106H53V105H56V104H55V100L53 101V98H52V97H53V92H54V91L52 92V88L50 87L51 85H49L48 82H46L45 84L41 83V79H42V77L40 76L41 79H40V77H38V76H39V75L37 74L38 71H37V72L35 71V70H37L38 68H37V67H36L37 69L34 68ZM48 63H49L50 66L48 65ZM60 63H62V65H60ZM96 63H97V64H96ZM122 63H123V62H122ZM138 63H140V64H138ZM150 63H151V64H150ZM156 63H157V64H156ZM176 63H177L178 65H177ZM196 63H198L199 66H200L201 68H200ZM204 63H205V64H204ZM217 63H219V64H217ZM236 63H237L238 65L241 64L242 67H244V66L246 67V69L243 68V69L245 70L244 75H242V78L244 77L243 80H244L245 82H241L243 88L240 87V85L238 84V83H239V77H238V76H239V75H238L239 73H238V70H237V72H236V70H234L235 68L238 69ZM39 64H41L42 66L39 65ZM103 64H105L106 67H105ZM142 64H143V66H142ZM165 64H167L166 67H165ZM173 64H176L175 67L177 66V68H175ZM190 64H192V65H190ZM213 64H214V65H213ZM226 64H227V65H226ZM234 64H235V65H234ZM243 64H244V65H243ZM17 65H18V66H17ZM25 65H26L27 67H26ZM88 65H90V64H88ZM88 65H87V66H88ZM91 65H92V63H91ZM94 65H95V67H94ZM96 65H97V66H96ZM118 65H119V66H118ZM138 65H139L140 67H142V69H140V67H139ZM203 65H204V67H203ZM250 65H249V66H250ZM255 65H256V64H254V66H255ZM8 66H9V67H8ZM13 66H14V67H13ZM20 66H22V67H20ZM24 66H25V67H24ZM62 66H63V68H62ZM64 66L67 67V69H65ZM131 66H132V68L135 69V70L133 69V71H136V74H135V72H133V74H135V75H133V74L130 75V73H131L130 70L132 71V69H130ZM153 66H154V67H153ZM155 66H156V67H155ZM158 66H159V67H158ZM186 66H187V68L189 67V68H188L189 70L186 68ZM191 66L193 67L192 69H190ZM194 66H195L198 70H197ZM213 66H214V67H213ZM251 66H250V68H251L250 71H251V73H253L252 70H253L254 68L251 67ZM260 66H261V65H260ZM15 67H16L17 69H16ZM28 67H29V68H28ZM49 67H51V68H49ZM57 67H58V68L61 67V70H62V71H61L60 69H58V71H57ZM83 67H84V68H83ZM90 67H91V66H89L88 68H90ZM114 67H115V66H114ZM118 67L120 68V70H119ZM138 67H139V68H138ZM145 67H146V69H145ZM152 67H153L154 69H153ZM160 67H161V68H160ZM163 67H164V68H163ZM173 67H174V68H173ZM184 67H183V68H184ZM198 67H199L201 70H203V69H204V70L201 71ZM208 67H209V68H208ZM210 67H211V68H210ZM230 67H231V69H230ZM239 67H240V66H239ZM242 67H241V70H240V73H241V74H243V72H244V70H242ZM263 67H264V66H263ZM263 67H262V69H263ZM11 68H12V69H11ZM18 68H19V69H18ZM24 68L26 69V71L28 70V71H27L28 74H27L26 71H25L26 74H24V70H25ZM27 68H28V69H27ZM33 68H34L35 70H34ZM91 68H92V67H91ZM136 68L140 69V73H139V70L136 69ZM143 68H144V70H145L144 72H143ZM166 68H167V69H166ZM202 68H203V69H202ZM207 68H208V69H207ZM226 68H227V69H226ZM257 68H258V65H256V67H255L256 72L258 71L257 73L255 72L256 74H258L259 71H260L259 68H258V70H257ZM8 69H9V70H8ZM13 69H14V70H13ZM20 69H21V71L23 70L22 72H23L24 75L21 74L20 77H21L22 80L20 79V81H19V79H18L19 77L16 76L15 74L18 75L17 71H18V70L20 71ZM29 69L31 70V72H33V71L36 72V74L38 75L37 77H38L39 79H37L35 73H34V74L32 73L33 75H35V77H34L33 75H32V76H29V75H30V74H29V71H30ZM32 69H33V71H32ZM53 69H54V71H53ZM64 69H65V71H66V70H67V71L63 73V70H64ZM71 69H72V70H71ZM82 69H83V70H82ZM122 69H123V70H122ZM148 69H149V70H148ZM158 69H160L161 71H163V70H164V71L161 72V71L158 70ZM172 69H173V70H172ZM175 69H178L177 71L180 72V73L176 72ZM212 69H213V70H212ZM217 69H218V70H217ZM220 69H221V70H220ZM5 70H8L7 72H9V73H7ZM10 70H11V71H10ZM38 70H39V69H38ZM50 70H52L53 75H52V72L50 73ZM55 70H56V71H55ZM90 70H92V69H90ZM128 70H129V71H128ZM152 70H153V71H152ZM155 70L158 72V74H160V72H161V74H160L161 76H165V74H166L165 77H162V78H164L163 80L160 78L161 76H159L158 74H155V72H156ZM168 70H169V71H168ZM170 70H171V71H170ZM195 70H197V72H198V71H201V72H198V73H197ZM230 70H231V71H230ZM255 70H254V71H255ZM15 71H16V72H15ZM59 71H61V72L59 73ZM124 71H125V72H124ZM146 71H148V72H146ZM150 71H151V73H150ZM154 71H155V72H154ZM190 71H191V72H190ZM193 71H195V74H194ZM241 71H242V72H241ZM261 71H262V70H261ZM261 71H260V72H261ZM2 72H3V73H2ZM11 72H12V73H11ZM54 72H55V75H54ZM57 72H58L60 75H58ZM80 72H81V73H80ZM100 72H103L104 74H103V73H100ZM123 72H124V73H123ZM126 72H127V73H126ZM128 72H130V73H128ZM142 72H143V74H142ZM152 72H153L154 75H156V77H157V78H156L157 81H156L155 78H152L153 80L155 79L156 82H153V80L151 81V77H150V79H148L149 76L155 77V76L153 75ZM157 72H156V73H157ZM167 72H168V75H167ZM169 72H170V75H171L173 72H174L173 74H175V73L177 74V73H178V74L181 75V76H180V75H177L178 77H177V76L174 77L176 74H175V75L172 74L173 76H170V77L172 78V80H173V78H175L174 81H175V80L178 81L177 79H180L179 77H181V80H180V81L182 82V84H181L182 86H181L180 84H178V82H180V81H178V82H176V81H175V82L172 81L173 83L170 82V81H171V78L169 77ZM171 72H172V73H171ZM184 72H185V73H184ZM207 72H208V73H207ZM213 72H214V73H213ZM218 72H221V73H218ZM14 73H15V74H14ZM20 73H21V72H19V75H20ZM47 73H48V74H47ZM78 73H79V74H78ZM82 73H85V74L83 75ZM119 73H120V74H119ZM122 73H123V74H122ZM137 73H138V74H137ZM149 73L152 74V75H149V76H148ZM162 73H163V75H162ZM186 73H190V74H192V75L187 74V75L189 76V78H190V76H191L190 80H192V76H193V80H192V82H191L192 84H196V81L198 80V81H197V84H196L197 86H195V88H197V87H198V84L201 83V82L198 83L199 80H200V81H205V80H206L207 82L205 81V83H209L207 86L212 85L211 82L213 81V83H218L217 85H219V84H220V85H223V88L226 87V88L228 89V86H227V85H228V80H230V82H229V83H230V85H229V91H232V94L229 93L228 91H226V92H228V93H223V94H225V95L230 94V97H231V98H233V97H235V96H237V95L239 94V95H238V96H239V99H241V101H242V102H240V106L238 105V103H239V99L236 98V99H237V101H236V100H234L235 98H233V100H234V103H235V101H236L235 104L238 105L237 107H239L240 109H241V107H242V110H241L242 112H240V109H238L239 111H236V112H240V113H239L240 115H239L238 113H236L235 111L233 112V110H231V109H234V110H237V109H235L236 107L233 108L235 105H233L234 103H233L232 101H230V102L233 103V104H232L233 106L230 105L231 103H229V99H228V96H229V95H228L227 98H226V96L223 95L222 93H221V94H218L219 96H220V95L225 96V97L222 96L223 98L220 99L221 97L219 98V96L215 94V93H218V92H219L218 89L221 87L220 85H219V88H218V87L216 86V84H213V85L216 86V87L214 86V87H215V91L212 90V91L214 92L213 94L211 93L212 91H211V92L209 91V93H208V91H206L205 93H201V94H200L199 92H197V93H199L198 95H194V94L192 95V94L190 93V94H189V95H190L189 98H187L188 95H186L185 92H187L188 90H189L190 92H192V91H191L190 89H188L187 91L185 90L186 87H185L184 85H186L185 83H187V82L189 81L188 78H187V79H188L187 82L184 81L185 78L188 77V76H186L185 78H183V77H184L183 74L186 75ZM200 73H201V74H200ZM202 73H204V74H202ZM215 73H216V75H215ZM222 73H223V74H222ZM248 73H249V71H248ZM261 73H262V74H260V75H258V76L255 75V78L252 77V78H248L247 80H249V79H252V81H253V79H255V81H256L257 79L259 80V79H260L259 77H262V78H263L264 69H263V71H262ZM7 74H8V75H7ZM9 74H10L12 77H11ZM50 74H51V75H50ZM56 74H57V75H56ZM61 74H62V76H61ZM77 74H78L79 76H78ZM86 74H87V75H86ZM99 74H97L98 77L95 75V76L97 77L96 79H99V76L101 77V75H99ZM193 74H194V75H193ZM196 74H197V75H196ZM211 74H212V75H211ZM232 74H234V75H232ZM22 75H23V76H22ZM25 75H26V76L28 75V76L30 77V79H31V77H33L34 79H37V80H38V84L40 85V86L37 85V86L40 87L39 89H42L41 86L44 87V88L42 89L41 92H43V90H45L44 92H46V93L43 92V94H42V93L36 91L35 88H32V90H31V87L34 86L33 84H34V81H36V80H34V79H33L34 81H32V79H31V81L29 80L30 83H31V84H30L31 87H29V90H28V89H27V90L25 89V92L31 90L30 92H26V93H27L28 95H29V94L32 95L33 92H35V93L37 92V94H38V93H40V94H39V96H38V95L35 96L36 99L34 98V96H31V95L28 96V95H26L27 97H26L25 99H26V101H28L27 104H26L25 99H23L26 93L23 94L24 96L22 95V93L18 94L19 92H21L20 89L23 90L22 88H28L27 85H29V83H28L29 81L27 82L28 78H26ZM49 75H50V76H49ZM70 75H71V76H70ZM80 75H81V76H80ZM195 75L198 76V77H195ZM202 75H203V77H201ZM218 75H219V77H218ZM227 75H228V76H227ZM237 75H238V76H237ZM247 75H248V77H250V73L245 75L246 78H247ZM253 75H254V74H253ZM253 75L251 74V76H253ZM5 76H6V77H5ZM28 76H27V77H28ZM48 76H49V78H48ZM52 76H54V77H53L54 79L52 78ZM56 76H57V78H55ZM58 76H59V77H58ZM85 76H87V77H85ZM106 76H107V75H106ZM118 76H119V77H118ZM199 76H200V77H199ZM213 76H214V77H213ZM215 76H216V77H215ZM221 76H222L223 78H222ZM224 76H225V77H224ZM3 77H4L6 80H5V79H2ZM14 77H15V79H16V77H18V78H17V79H18V83H16V82H17V79L14 80ZM73 77H74V78H73ZM81 77H85V78L83 79V78H81ZM102 77H103V76H102ZM136 77H137V78H136ZM158 77H159L160 79H159ZM194 77H195V78H194ZM212 77H213V78H212ZM233 77H234V78H233ZM236 77H238V79H237ZM10 78H11V79H10ZM51 78H52V79H51ZM111 78H112V79H111ZM131 78H132V77H131ZM139 78H138V80H139ZM165 78H166V82L169 81V82L171 83V84H168V85H169V86H168L167 83L164 82V84L166 83L165 85L167 86V87H166L167 89H165L166 92H167L166 94H168V91H170V90H168V89H169L168 87H170V89H171V91H172V92L170 91L171 94H169V98L167 97L168 95H165V93H164L165 91H164L163 88L165 87V85L163 86V88L161 87L163 84H161V86H158V87H161V88L163 89V91H161V90H162L161 88H159L160 90H155V89H158L156 86H157V85H160V83H163L162 81H164ZM167 78H168V79H167ZM205 78H207V79H205ZM211 78H212V79H211ZM214 78H215V79H214ZM217 78H218V79H217ZM219 78H220V80H219ZM235 78H236V79H235ZM7 79H8V81H7ZM12 79H13L14 81H13ZM47 79H45V80L48 81ZM81 79H82V81H81ZM100 79H99V80H100ZM122 79H121V77H120V81H121ZM126 79H124V80H126ZM135 79H134V80H135ZM142 79H143V80H142ZM158 79H159V80H162V81L159 83V80H158ZM169 79H170V80H169ZM195 79H196V80H195ZM204 79H205V80H204ZM208 79H209V80L211 79L212 81L210 80L211 82H208V81H209ZM216 79H217V80H216ZM221 79H223V80H222V83L220 82ZM25 80H26V81H25ZM51 80H54L55 82H54V81H51ZM64 80H65V81H64ZM66 80H67V81H66ZM110 80H112V81H110ZM132 80H133V78H132ZM132 80H130V81H132ZM138 80H136V82L133 81V84H134V83H137ZM215 80H216V81H215ZM224 80H225V82H226L227 84L224 82ZM232 80H233V81H232ZM235 80H236V82H235ZM258 80H257V81H258ZM74 81H73V82H74ZM78 81H77V82H78ZM117 81H118V82H117ZM122 81H123V80H122ZM130 81H129V82H130ZM143 81H144V82H143ZM148 81H150V84H151V85L148 83ZM217 81H218V82H217ZM249 81H250V80H249ZM255 81H254V82H255ZM260 81H262V79H261ZM5 82H6L7 84H5ZM25 82L28 83V84L25 85V84H26ZM36 82H37V81H36ZM42 82H43V80H42ZM44 82H45V81H44ZM62 82H65V83L62 84ZM75 82H76V81H75ZM75 82H74V83H75ZM77 82H76V83H77ZM95 82H96V83H95ZM123 82H125V81H123ZM127 82H128V81H127ZM138 82H139V81H138ZM152 82H153V85H152ZM181 82H180V83H181ZM223 82H224V84H223ZM233 82H234V83H233ZM250 82H251V81H250ZM254 82H253V83H254ZM263 82H264V81H263ZM1 83H3L4 85L1 84ZM32 83H33V84H32ZM79 83H78V84H79ZM81 83H80V84H81ZM120 83H122V82H120ZM147 83L149 84L148 87H151V86L153 87V86H154V87H153L154 89H153V88H151V89H150V88H146V86H144V84L147 85ZM155 83H156V86H155ZM191 83H188V86H190L189 84H191ZM205 83L203 84V82H202L201 84H203L204 87H205ZM253 83H252V82H251V83H248V81H247L246 84H247V85L249 84L248 87H250V85L252 84V88H253L252 90H254L255 87H253V86H254V84H255L256 82H255L254 84H253ZM257 83H258V85H257ZM257 83H256V86H260V85L263 84V83L261 84V82H260V83L257 82ZM16 84H17V85H16ZM20 84H23V85H25V86H24V87H21L22 85H21V86H18V85H20ZM36 84H37V83H36ZM46 84H48V85H49V88H51V89H50L51 91H50L49 89H48V90L52 93V97H51V96H50V97L47 96V95H49L50 93L47 94L48 90L46 89V88H47V87H46ZM80 84H79V88H81V90H82V89L84 88V86H83V88H82V86H81ZM106 84H105V85H106ZM124 84H125V83H124ZM126 84H127V83H126ZM129 84H130V83H129ZM133 84H132V85L130 84L129 86H133ZM172 84L174 85V87L177 86V88H174V87L172 86ZM201 84L199 85L200 88L198 87L199 91H201L200 89H202L201 87L203 86V85L201 86ZM225 84H226V85H225ZM232 84H234V85H232ZM30 85H29V86H30ZM32 85H33V86H32ZM48 85H47V86H48ZM61 85H62L63 87H62ZM67 85H68V86H67ZM69 85H70V87H71V85H73L72 87H74V89H72V87H71L72 90L70 89V90H71V93H72L73 95H72V94L69 95V94H70V93H69L70 90L68 91V95H67L66 90H68V89L70 88ZM94 85H95V86L97 85L98 87L96 86V87H97V88H96V87H94ZM105 85H104V86H105ZM134 85H135L134 88L137 87L136 84H134ZM138 85H139V83H138ZM170 85H171L172 88H174L175 90L177 89L178 92H179L181 89H182L184 92H181V91H182V90H181V91L179 92L180 94H178V92H176L174 89H172ZM178 85L180 86V89H179V86H178ZM224 85H225V87H224ZM244 85H245V84H244ZM76 86H77V84H76ZM123 86H125V85H123ZM143 86H144V87H143ZM191 86H192V85H191ZM1 87H0V90H1ZM15 87H16V89L19 90V92H18L17 90L15 91ZM17 87H19V88H17ZM20 87H21V88H20ZM64 87H65V88H64ZM66 87H69V88L67 89ZM121 87H122V86H121ZM127 87H128V86L126 85V87H124V89L127 88ZM138 87H139V86H138ZM155 87H156V88H155ZM181 87H183V88H181ZM193 87H194V85H193ZM204 87H203V88H204ZM214 87H213V88H214ZM234 87H235V88H234ZM260 87H261V86H260ZM262 87H263V88H259V87H258L259 90H260V89H261V91H262V89L264 90V85H262ZM36 88H37V90H38V87H36ZM79 88H78V89H79ZM93 88H95L94 90H96V92L94 91V92H95L94 94H93V92H92V91H93ZM119 88H120V87H119ZM128 88H129V87H128ZM144 88H146L145 91L143 90ZM191 88H192V87H191ZM207 88H209V90H210V89L212 88V86H211V87H207ZM230 88H231L232 90H231ZM233 88L235 89L234 91H235L236 93L233 91ZM239 88H241V89H243V90H245V91L243 92V90L241 91V89H239ZM250 88H251V87H250ZM258 88H257V89H258ZM34 89H35V90H34ZM60 89H61V90H60ZM98 89H99V90H98ZM130 89H132V88H130ZM149 89H150V90H149ZM186 89H187V88H186ZM198 89H194V93H195V90L198 91ZM216 89H217L218 92L216 91ZM220 89H221V88H220ZM33 90H34V91H33ZM46 90H47V91H46ZM122 90H123V89H122ZM122 90H121V89H120V91L118 90L119 92L116 91L115 94H116V93H120ZM126 90H127V89H126ZM151 90H152V91H151ZM154 90H155V92H156V91H161V92H160V93H162L161 98H163V97H164V98H163V99H159L158 96L160 97L161 94H160V93H157V92H156L157 94H156V93H153ZM205 90H206V89H205ZM207 90H208V89H207ZM222 90H225V89H222ZM222 90H221V91H222ZM249 90L251 91V89H249ZM14 91H15V93H16V96H15ZM83 91H84V89H83ZM113 91H114V92H113ZM123 91H124V90H123ZM127 91H129V90H127ZM131 91H132V90H131ZM174 91H175V93H176L177 95L174 93ZM202 91H203V90H202ZM202 91H201V92H202ZM221 91H220V92H221ZM250 91H249V92H250ZM255 91H257V90L255 89ZM255 91H254V93H256ZM261 91H258V92L261 93ZM12 92H13V93H12ZM23 92H24V91H23ZM31 92H32V93H31ZM59 92H60V93H59ZM76 92H77V91H76ZM203 92H204V91H203ZM222 92H224V91H222ZM240 92H241V93H240ZM242 92L244 93L243 95H241ZM249 92H248V96H249V97H250V95L253 94V96H251L249 99L254 101L253 98L256 97V98H255L256 100L254 101V102H256V103H257V100H260V99L264 96V92H263V95H262L261 98L259 99V96H260L262 93L259 94V96H258V98H257V95H255L252 91H251L252 93L250 92L251 94H250ZM258 92H257V93H258ZM2 93H3V94H2ZM35 93H34V94H35ZM56 93H57V92H56ZM56 93H54V98L57 96V95H55ZM78 93H80V92L78 91ZM123 93H126V92H122L121 94H123ZM134 93L136 94L135 96H137L138 102L135 101L136 98H134V99H135L134 102L132 101V99H133L132 97L134 96ZM163 93H164V94H163ZM172 93H173L174 95H176V96L173 97V96H172ZM181 93L184 94V97H185V100H184V101H185V103H186V108H185V106L183 107L182 104H177V102H178V103L184 102V101L182 100V98H184V97H182L183 95H181ZM192 93H193V92H192ZM197 93H196V94H197ZM233 93L235 94V96H231V95H233ZM34 94H33V95H34ZM91 94H90V96H92ZM155 94H156L157 96H155ZM158 94H159V95H158ZM211 94L213 95V99H214V100H211V98H212V97H211V96H212ZM214 94H215L216 96H215ZM18 95H19L20 98L18 97ZM20 95L23 96V98H22ZM83 95H82V96H83ZM116 95H117V94H116ZM119 95H120V94H118V96H119ZM150 95H151V96H150ZM153 95H154V97H153ZM163 95H165L166 97L163 96ZM179 95L182 97L181 99H179V98H180ZM204 95H206V96L208 95V96L211 97V98H210V97L208 98V96H207V98L211 100V102L208 101V102H209L208 106L206 105V104H207V103H206L207 101H206L205 99H202V100H201V96L203 97ZM5 96H6V98H5ZM14 96L16 97V100L19 99L20 101L25 102V103H22V104H26L27 107L29 106V103L32 104V103L34 102L33 104H35L36 110H40V111L42 110L41 113L47 111L46 109L48 108V110H50V111H49V113H48V112H45V113H47L46 115H48V114L50 115V112H52V113L54 114V111H57V112H56L57 114H56V113H55V114H56L58 120H59V118H60L59 123L61 122L60 124H61L62 128H63L64 130L67 129L68 131H67V130H66V131L62 130V134H61L60 132H61V129H62V128H61V126H60L59 124H57V125H59V127H60V131H59V129H58L59 127L57 126V127H58V128H56V129L58 130V133H57V132H56L57 130H55V127H56V126H55V125H56L55 123H56V121H55V123H54V120H57V119L55 118V119L53 120V123H54L53 125L55 126V127L53 128V126H52V118H49V115H48V117H47V116H45V115H43V114H42V116H44L45 118L42 117V118H44L43 121H42V123H43L44 121H45V123L42 124L41 121H39V120H40V117H38L39 120L37 119V121H39L38 124L41 123V127H39V125H38L37 127H35V125H36L37 123L33 124V120H35L34 122H37L36 119H35V118H37V117H36L35 115L38 116V113H36L37 111L35 110V112H34L35 114H34V117H33V114H32V113H33V111H32L33 109H32V108L34 107V105H33V107L29 106V107H31V108H29V107L27 108V107L24 105V109H23V108H22L23 105L19 104V103H21V102H20L19 100L15 101V100H14V98H15ZM66 96H67L68 99H70V100H68L67 98H65ZM70 96H71V97H70ZM77 96H80V95L78 94ZM86 96L88 97V94H87ZM90 96H89V97H90ZM114 96H115V95H114ZM118 96H116V97H118ZM122 96H123V95H122ZM139 96H140V97H139ZM170 96H171V97H170ZM177 96H178L179 98H178ZM206 96H204V97L206 98ZM238 96H237V97H238ZM248 96H246V98H248ZM29 97H30V102H29ZM32 97L34 98L35 101H34V100H31ZM89 97H88V99H89ZM105 97H104V98H105ZM123 97H124V96H123ZM123 97H122V98H123ZM155 97H157V98L155 99ZM172 97H173V98H172ZM196 97H199L201 101H203V102L206 101V102H204V103L202 102V103H201V101H199L198 99H195V100L198 101V105L196 104V105L198 106V108H197V109H196V108L192 109V108H193L194 106H196V105L193 104V107L191 108V106H190L191 104H189V103H192V102H188V101H190L191 98H196ZM217 97H218V98H217ZM1 98H0V99H1ZM21 98H22L24 101L21 100ZM27 98H28V99H27ZM45 98H47V100H48L49 98H51L52 101H53L54 103L52 102L53 104H51V102H50V103L47 102ZM84 98H85V99H84ZM119 98H120V99H119ZM119 98H117V99H119V100L122 99L121 97H119ZM131 98H132V99H131ZM153 98H154V99H153ZM165 98H166V100H165ZM171 98H172L173 100H172ZM177 98H178L179 101L176 100ZM215 98H216V101H215ZM263 98H264V97H263ZM43 99H45V100H43ZM55 99H56V98H55ZM114 99H115V98H114ZM117 99H115L116 102H117ZM217 99H218V100H217ZM226 99H227V100H226ZM242 99H243V100H242ZM3 100H4V101H3ZM12 100L15 101V102H14V103H15V106H17L18 104L21 105V106H18V109L13 108V107H14V106H13L14 103L11 104V103L13 102ZM49 100H50V99H49ZM76 100H77V99H76ZM119 100H118V101H119ZM123 100H124V98H123ZM158 100H156V102L154 101L155 104L157 103ZM186 100H188V101L186 102ZM192 100H194V99H192ZM192 100H191V101H192ZM195 100H194V102L197 103V101H195ZM224 100H225V101H224ZM230 100H231V99H230ZM263 100H264V99H263ZM18 101H19V103H18ZM32 101H33V102H32ZM50 101H51V100H50ZM67 101H70V102H67ZM73 101H75V99L72 100V102H73ZM87 101H89V100H87ZM159 101H158V102H159ZM161 101H160V102H161ZM248 101H249V100H247V103H249ZM253 101H251V102H253ZM260 101H262V100H260ZM91 102H90V104H91ZM99 102H100V103H99ZM121 102H122V100H121ZM121 102H120V103H121ZM149 102H150V101H149ZM154 102H152V103H154ZM162 102H163V101H162ZM170 102H169V103H170ZM225 102H226V103H225ZM237 102H238V103H237ZM245 102H246V100H245ZM254 102H253V104H255ZM16 103H18V104L16 105ZM68 103H70L71 106H69V108L67 109V105H69ZM108 103H111V102L108 101ZM114 103H115V102L113 101L112 104L115 105ZM187 103H188V104H187ZM215 103H214V104H215ZM259 103H260L259 105H261V107L264 106V103H262V102H259ZM10 104H11V106H13V107H12L13 110H12V108H10V106H9ZM42 104H43V106H45V109H44L43 106H41ZM112 104H111V105H112ZM160 104H162V103H160ZM160 104H159V105H160ZM167 104H168V103H167ZM221 104H222V105H221ZM223 104H224V105H223ZM241 104H242V105H241ZM249 104L252 106V103H249ZM82 105H83V106H82ZM88 105H89V104H88ZM111 105H110V106H111ZM118 105H119V104H118ZM118 105H117V106H118ZM123 105H122V107H123ZM125 105H124V107H125ZM147 105H149V103H148ZM157 105H158V104H157ZM178 105H179V107L182 108V109L179 110ZM180 105H182V107H181ZM188 105H189V107L191 108V110L188 109V108H189V107H187ZM203 105H204V106H203ZM229 105H230V106H229ZM58 106H59V107H58ZM106 106H107V105H106ZM110 106L108 105V107H110ZM155 106H156V105H155ZM161 106H162V105H161ZM197 106H196V107H197ZM212 106H215V105H212ZM220 106H221V107H220ZM222 106H224V107H222ZM226 106H227V107H230L231 109H230V108L227 109ZM231 106H232V107H231ZM247 106H248V105H247ZM247 106H246V107H247ZM3 107H4V109H3ZM37 107H39L40 109H39V108L37 109ZM70 107L73 108V109H76V110H74V112H72L73 110L70 109ZM102 107H103V106H101V108H98L99 111H98V109H97V111L95 110L96 113L103 111L104 109H103ZM104 107H105V105H104ZM111 107H112V106H111ZM111 107H110V108H111ZM114 107H115V106H114ZM119 107H121V106L119 105L118 108L116 107V109L119 110V109H120ZM124 107H123V108H124ZM149 107H150V105H149ZM149 107H148V108H149ZM177 107H178V109H177ZM199 107H200V108L202 107V108H201L202 110H201ZM207 107H208L209 109H208ZM249 107H250V106H249ZM5 108L7 109L8 113H7V111H6L5 113H7V114L4 113V115H5V116H4V115L2 114L4 111L2 112V110H6ZM8 108H9V110H8ZM16 108H17V107H16ZM41 108H42V109H41ZM57 108H56V109H57ZM79 108H80V106H79ZM106 108H107V107H106ZM224 108L227 109V110L229 111L230 114H231V112H233L234 115L236 114L235 117H233L234 115L231 114L232 117L229 116V117H227V118H224V119H225V120H224V119L221 117V116H223V115H222V111L224 110ZM259 108H260V107H259ZM259 108L257 107V109H259ZM262 108H264V107H262ZM34 109H35V108H34ZM51 109H52L53 111H52ZM82 109H83V108H82ZM86 109H85V110H86ZM101 109H103V110H101ZM126 109L128 110L129 107L126 108ZM126 109H122L123 112H121L120 114H119V113L117 114V116H119L118 118H120V116H121V118H120L119 120H121L120 122H122V124H121V123H120V124L118 123V124H119L121 127H123L122 130L124 129L125 126H126V127H127V125L129 126L127 120L125 121V119H128V120L132 121L131 118H130V116H128L129 113L126 114V118L123 117V116H124V110H126ZM145 109H147V107H146ZM184 109H185V110H184ZM195 109H196V111L200 109V111L194 112ZM207 109H208V111H207ZM260 109H261V108H260ZM18 110H21V111L19 112ZM44 110H45V111H44ZM79 110H81V108L78 109V111H79ZM111 110H112V109H111ZM130 110H133V109L130 108ZM164 110L167 111V112L165 113L166 116L169 115V116H168L169 118L167 117V119H166V116H165V114H164V112H163ZM214 110H213V111H214ZM247 110H248V113H247ZM66 111H68V112H66ZM78 111H77V112H78ZM82 111H79V112H78V113H80V117H81V116H84V115H81V114H82ZM113 111H116V110L113 109ZM138 111H139V112H138ZM203 111H204V110H203ZM215 111H214V112H215ZM230 111H231V112H230ZM245 111H246V112H245ZM263 111H264V110H263ZM1 112H2V113H1ZM18 112H19V113L23 112V113L18 115ZM77 112H76V113H77ZM93 112H94V111H93ZM93 112H92V113H93ZM104 112H105L106 115H107L108 110H107V111L104 110ZM109 112H112V111L109 110ZM109 112H108V113H109ZM116 112H117V111H116ZM118 112H119V111H118ZM129 112H130V111H129ZM204 112H205V111H204ZM214 112H213V114H214ZM261 112H260V113H261ZM41 113L39 114V116L41 115ZM76 113H75V114H76ZM96 113H94V114H96ZM105 113H104V114H105ZM126 113H127V112H126ZM168 113H169V114H168ZM181 113H180V114H181ZM187 113H188V114H187ZM215 113H216V112H215ZM241 113H243V114L241 115ZM253 113H254V114H253ZM257 113H258V114H257ZM53 114H52V115H53ZM55 114H54V115H55ZM101 114H103V112H101ZM112 114H113V113H112ZM115 114H116V113H115ZM115 114H114V116H115ZM140 114H141V116H142V115L145 116V117L148 116V119L151 118V116L153 115V119H151L152 121L149 120L152 124H150L149 121H148V124H150L151 127H150L147 123H145V126H144V124H143V123H144V122H143V121H144V118L141 117ZM173 114H175V115L177 114L176 116H177L178 118H181V123H179V122H180V119H177L178 123L180 124V125H179V126H180L179 128H178V126H177V128H176V126H175L176 124H175V123H174L175 125H173L174 128H172L173 126H172L171 122L174 121V120H172V119H174V117H173L171 120H169V119L171 118V116H172ZM182 114H181V115H182ZM200 114H201V113H200ZM200 114H197V115L199 116L200 119H202V118H206L205 115L202 116V115H203V114H202V115L200 116ZM218 114L220 115L219 117H218ZM247 114H248V116H247ZM251 114H253V115H251ZM1 115H2V116H1ZM20 115H21V116H20ZM52 115H50V116L52 117ZM72 115H73V114H72ZM76 115H77V114H76ZM97 115H100V113L97 114ZM138 115H139V116H138ZM155 115H156V116H155ZM175 115H173V116H175ZM193 115L195 116V114H193ZM238 115H239L240 117H239ZM254 115H255V116H254ZM30 116H32V117H30ZM62 116H64V117L67 116L66 118L63 117L64 121L61 119ZM74 116H73V118H74ZM101 116H103V115H101ZM107 116H109V114H108ZM107 116L104 117V118H106V121H107V118H108ZM112 116H113V115H112ZM117 116H115V119L113 118V121L115 120L114 124H115V123L117 122V120H118ZM149 116H150V117H149ZM176 116H175V117H176ZM182 116H183V115H182ZM198 116H196V117H198ZM213 116H214V115H213ZM236 116H238V117L236 118ZM242 116H243V117H242ZM244 116H245V117H244ZM251 116H252V117H251ZM256 116H257V118H256ZM260 116H262V118H261ZM4 117H5V118H4ZM13 117H14V116H13ZM54 117H55V116H53V118H54ZM70 117H69V119L72 118V117H71V118H70ZM76 117H77V118H76ZM96 117H97V116H95V118H96ZM127 117H128V118H127ZM154 117H155V118H154ZM156 117H157L158 119H159V118H160V119H165L164 121H166V123L169 124V125H167V128H165L166 125L164 126V124H166V123H164V124L162 123V124H163V127H162V125L160 126L159 123L162 121V120L159 121L160 119L157 120V122H158V121H159V122L156 123V122H155ZM201 117H202V118H201ZM214 117H215V116H214ZM258 117H260L262 120L259 119ZM3 118H4V119H3ZM14 118H15V117H14ZM20 118H21V119H20ZM31 118H32V119H31ZM42 118H41V119H42ZM84 118H82V119H84ZM95 118H94V119H95ZM97 118H98V117H97ZM99 118H100V117H99ZM109 118H111V117H109ZM123 118H124V119H123ZM139 118H141V119L143 118V119H142V122H143L142 124H141V122L138 121ZM187 118H188V116H187ZM217 118H218V119H217ZM219 118H220V122H219ZM234 118L237 119V120H234ZM240 118H241V119H240ZM249 118H250V120H249L250 123H252V121H253V123L255 122L254 124L252 123V126H253V125L256 126V127H253V128H252L253 130H255L254 128H257V126H258V127H259V126H260V127L263 126V127H262V129H260L259 131L256 129V133H254L253 136L251 135L250 132H246L247 135L244 133V134L246 135V137H245L244 135H243V136L248 140V141H246V140H244V141L249 142L250 140H252V139H253V140H252L251 142L247 143V144H246L244 141H242V143H241V140L239 141L238 138H240L239 135H241L240 132H241V130H242L243 128L246 127L245 129L248 130V127L251 126L250 123L247 121V119H249ZM252 118H254V119H252ZM17 119H18L19 121H17ZM29 119H30V120H29ZM76 119H77V120H76ZM79 119H80V118H79ZM141 119H139V120H141ZM148 119H146L145 122H146ZM189 119H188V120H189ZM193 119H194V120H193ZM195 119H196V120H199V121L196 123V122H195V121H196ZM215 119L218 120V121H215ZM221 119H222V120H221ZM239 119H240V120H239ZM243 119H244L245 121H247V123L249 124V126H248V124L245 122L244 125H246V126L243 127L242 129H239V127L241 128L240 125H241ZM251 119H252V120H251ZM255 119H256V120H255ZM257 119L260 120L262 123H261L260 121L258 122ZM46 120H47V121H48V120H51V122L49 121L50 123H47ZM65 120H66V121H65ZM104 120H105V119H104ZM168 120H169V121H168ZM229 120H230V121H229ZM231 120H232V121H231ZM241 120H242V121H241ZM1 121H0V122H1ZM13 121H17L18 124H17V122H16V124H13ZM29 121H31V123H32L34 126H29V125H28V124L30 123ZM62 121H63L64 124L62 123ZM75 121H74V123H75ZM102 121H103V120H102ZM130 121H129V123H130ZM164 121H163V122H164ZM167 121H168V122H167ZM175 121H176V120H175ZM175 121H174V122H175ZM235 121H237V122H236L237 124H239V123H240V124L238 125L239 127H238L237 124H236V126L238 127L239 130H238V131H235V133H234V132H233V131L235 130L234 128H237V127L235 126ZM239 121H240V122H239ZM5 122L8 123V121H3V123L1 122L2 124L0 125V128H3L4 130H5L6 127L8 126V124H6ZM69 122H71V123H69ZM94 122H93V123H94ZM103 122H105V121H103ZM194 122H195V123H194ZM199 122H200V123H199ZM208 122H209V123H208ZM232 122L234 123V126H233V129H234V130H233V131H232V125H233ZM256 122H257V123H256ZM14 123H15V122H14ZM46 123L49 124L48 127H52V129H54V130H52V129L50 128L49 133H48V131H47V133H46V132L44 133V129H45L44 126L46 127V125H47ZM57 123H58V121H57ZM67 123H69V124L67 125ZM178 123H177V125H178ZM184 123H183V124H184ZM188 123H190V121H189ZM193 123H194V124H193ZM198 123H199V124H198ZM226 123H228L229 125L226 124ZM231 123H232V125H231ZM258 123H260V125H259ZM32 124H30V125H32ZM62 124H63V125H62ZM112 124H113V123L111 122L110 126H111ZM123 124H125V126H123ZM130 124H131V123H130ZM156 124H159V126H158V125L156 126ZM170 124H171V125H170ZM220 124H221V123H220ZM220 124H215L214 126H215V127H216V126H217V127H220V126H221ZM255 124H256V125H255ZM27 125H28V127H30L31 131H32V128H31V127H33V131H32L33 133L30 132L29 129H27V128H28ZM42 125H43V126H42ZM50 125H51V126H50ZM73 125H74V124H73ZM86 125H85V126H86ZM89 125H90L91 128L88 127ZM115 125H116V124H115ZM131 125L133 126V124H131ZM152 125H153L154 127H152ZM218 125H219V126H218ZM230 125H231V126H230ZM244 125H243V126H244ZM2 126H3V127H2ZM4 126H5V128H4ZM112 126H114V125H112ZM132 126L129 127V128H131V129H129V130L133 132V133H131V134H129V133H127V132L125 133V132H123L122 130H120L121 127H119V128L117 127V131H118V129H119V131H122V133H124V134H122V133L120 132V133L122 134V136H121V134H120V138L124 137L123 135H125V134H129V135H128L129 137L127 136L128 139H129V138L132 139V137H134V136L137 137V134L135 135L134 133H135L136 130H137V131H138V134H140L141 131L138 130V126H137V127L135 126L137 129H135V128L133 127V128L135 129V132H134V129H132ZM184 126H185V128H183ZM228 126H229V128H231V130H228V129H229ZM247 126H248V127H247ZM23 127H24V128H23ZM38 127H39V129H35V128H38ZM42 127L44 128L43 130L40 129V128H42ZM66 127H67V128H66ZM68 127H69V129H68ZM108 127H109V126H108ZM156 127H158L159 130H156ZM161 127H162V128H161ZM170 127H171V128H170ZM207 127H209V128H207ZM217 127H216V128H217ZM81 128L85 130V132H84L85 134L82 132ZM102 128H103V129H102ZM204 128H201V127H200V128L198 129V131H199V132H202L201 129L204 130ZM226 128H227V129H226ZM26 129H27V131H26ZM47 129H48V128H47ZM87 129H88V130H87ZM110 129H112V127H110ZM110 129H109V130L107 129V130L110 131ZM114 129H115V128H114ZM114 129H112V132H111L110 134H108V135L111 136L110 139L114 137V133H113V132H116V131H115L116 129H115V130H114ZM126 129H128V127H127ZM173 129H174V131H173ZM177 129H180L181 132H180V130L177 131ZM183 129H184V130H183ZM245 129H244V130H245ZM250 129H251V127L249 128V130H250ZM258 129H259V128H258ZM36 130H38L37 132L39 133V135H38L37 132H34V131H36ZM51 130L54 131L55 134L52 132L54 135L51 134V137L48 138L47 135L50 136V133H51L50 131H51ZM84 130H83V131H84ZM86 130H87V131H86ZM129 130H128V132H129ZM200 130H201V131H200ZM221 130H219V131H221ZM1 131H2V132H1ZM1 131H0V132H1V134H2V133H3V130H1ZM41 131H42V134H41ZM45 131H46V130H45ZM71 131H70V132H71ZM105 131H106V130H105ZM105 131H104V133H105ZM108 131H106V132L108 133ZM124 131H125V130H124ZM143 131H142V132H143ZM231 131H232V132H231ZM250 131H251V130H250ZM25 132H26V133L28 132V134H26ZM156 132H160V133H156ZM161 132H162V133L167 132V134H170V136H168V135L163 136L164 134H162ZM177 132H179V134H178ZM244 132H245V131H244ZM251 132H252V131H251ZM254 132H255V131H254ZM9 133H8V134H9ZM24 133H25V134H24ZM56 133H57V134H56ZM63 133H64V136H65V137H64V136H63V137L61 136V135H63ZM82 133H83V134H82ZM104 133H103V134H104ZM112 133H113V134H112ZM136 133H137V132H136ZM150 133H151V134H150ZM181 133H182V135H181ZM197 133H198V132H197ZM205 133H206V134H205ZM219 133H220V135H222V138H223V139L220 138V139L217 140V139L213 138V137H215L214 135H216V136H217L216 138H218V137H219V136H218ZM242 133H243V131H242ZM249 133H250L251 137H250V135H248ZM1 134H0V139L2 138V135H1ZM44 134H46V136H45ZM59 134H60V135H59ZM67 134H71L70 139H69V138H66V135H67ZM103 134L101 135L102 138H104V137H103ZM116 134H117V133H116ZM133 134H134V135H133ZM148 134H149L150 136H148ZM155 134H156V135H155ZM24 135H26V136H24ZM27 135H28V136H27ZM95 135H96V134H95ZM95 135H94L93 137H95ZM97 135H98V134H97ZM99 135H100V134H99ZM106 135H107V134H106ZM106 135L104 134V136H106ZM108 135H107V137H108ZM112 135H113V137H112ZM118 135H119V134H118ZM130 135H131V137H130ZM132 135H133V136H132ZM180 135H181V136H180ZM197 135H199V134H196V136H197ZM254 135H257L258 137H256V136L254 137ZM3 136H4V135H3ZM14 136H15V137H14ZM38 136H39V137H38ZM75 136H76V137H75ZM101 136H99L100 139H101ZM116 136H117V135H116ZM155 136H156V137H155ZM157 136H158V137H157ZM178 136H179L180 138H181L182 136H184V139H183V140H186V139L188 138V142H187V141L183 142V145H184L183 147H184V148H187V146H188V145L185 146L186 143L190 145V146H188V148H190V147H191V144L193 143V146L190 148V150L187 148L188 152H186L185 149H184L182 146H180V147H182L183 150L185 151V152L182 151V152L185 153V154H183V153L181 152L182 148H179L178 143L180 142V141H179L180 138H179ZM201 136L203 137V139H204V137H205V139H206V140L204 139V140H205V144L207 143V144H206V147L208 146V144H210V148H211V152H212V153L209 151L210 148H209V150H207V151H204V149H203L202 151H199V150H200V147H201V149H202L203 147H205V146L203 145L204 143H202V146H203V147L201 146V144L199 145V143H198V142H201V139H200V138H202ZM223 136H224V137H223ZM237 136H239V137H237ZM248 136H249L250 138H248ZM13 137H14V138H13ZM36 137H37V139L35 140L34 138H36ZM44 137H47V138H48L47 142L50 141V145H49V143L47 144V142H46V140H45V139H47V138H44ZM68 137H69V135H68ZM93 137L90 139V141L93 140ZM107 137H105V138L107 139ZM171 137H172V139H174V140H173L174 143H172V145H171L172 147H171L170 144H169V143L172 142V141L169 142L170 140H172ZM185 137H186V139H185ZM190 137H191L192 139H194L195 142H197L198 144H196V143L194 142V140L192 141V140L190 139ZM209 137H210V136H209ZM252 137H253V138H252ZM17 138H18V139H17ZM20 138H21V139H20ZM23 138H25V140H23ZM43 138H44V143H41V142H43ZM63 138H64V139H63ZM65 138H66V139H65ZM105 138H104V139H105ZM114 138L116 139V137H114ZM118 138H119V137H118ZM118 138H117V140L120 141V139H118ZM125 138H126V137H125ZM125 138L123 139L124 141L127 139V138H126V139H125ZM154 138L157 139V141H158V140H162V139H164V138L166 139V140H165V139H164V140H165V142L167 141V143H165V142H161V143H163V144L165 143L167 146H170V149L166 146V148L169 149V154H170L172 148H175V147H176V149H177L178 151H179V149H181V150L179 151V154H180L179 157H180L181 159L178 158V156H176V157L174 156L175 154L178 153V151H176L175 149H173V151H172V152H174V155H173V153L171 152V154H172L175 158H174L173 156H172V158H171V157H170L171 154H170V156H168V154H167L168 151L166 152V148H162V149L165 150V153H166L167 156L164 155V154H165L164 152H163V155H164L165 157H169V159H168V158L166 159L165 157H162V156L158 157L159 153H161V151H162V149H161L160 147L158 148V150L160 149V150L158 151L159 153H156V151H157V150H156V151H154V153H156V154H154V153H153V150H155L156 147H158V146H156V147L154 146V145H155L154 142H156V140H155ZM159 138H162V139H159ZM167 138H169V139L167 140ZM175 138H176V139L178 138V140H176ZM182 138H183V137H182ZM182 138H181V142H182ZM228 138H232L231 135H230V137H228ZM233 138H232V139H233ZM254 138H255V141H254ZM256 138L259 139V140H257ZM2 139H4V138H2ZM14 139H15V140H14ZM27 139H28V140H27ZM30 139H31V140H30ZM60 139H61V140H60ZM71 139L73 140V142H75V143H74L75 145L70 143V141L72 142ZM96 139H97V136H96L95 139H94L95 142H94V140H93V143L91 142V143H92V147H94V145H95V147H96ZM100 139L98 138L97 141L100 140ZM104 139H103V140H104ZM130 139H129V140H130ZM142 139H143V140H142ZM151 139H152V141H151ZM197 139H198V141H197ZM203 139H202V140H203ZM207 139H208V140H207ZM241 139H244V138H241ZM249 139H250V140H249ZM18 140H19V141H18ZM51 140H52V141H51ZM63 140L66 141V142H64ZM84 140H85V141H84ZM103 140H100V141H103ZM108 140H109V139H108ZM108 140L105 141V143H104L105 145H104V146L99 147V148H98V147L96 148L97 152L95 151V149L92 151L93 148H91V151H92L91 154H94V155L96 154V155L94 156V157H95L94 159H97V158H98V157H96L98 152L100 153L101 150H102L103 148H105V146L108 147V146L110 145V144L106 145L107 143H109V142H107ZM113 140H114V139H112V141H113ZM123 140L121 141L122 143H123ZM129 140H126V142H127V141L129 142ZM132 140H133V139H132ZM1 141H3L4 143H6L4 140H0V144H2ZM20 141H21V142H20ZM25 141H26V143H28V144H29V142H30V144H32L33 147H31L32 145H30V146H29L28 144L26 145V143H24ZM40 141H41V142H40ZM60 141H63V142H64V146H65V143H67V144H66L67 146L70 145V147H71L72 149L75 148L74 150H76V151L73 150L74 152H72L71 149H70V147H67V148H66V146L63 147V144H61ZM100 141L98 142V146H100L99 143H102V142H100ZM110 141H111V140H110ZM119 141L116 142V140H115V144H116V143H119V144L121 145V142H119ZM150 141L152 142L151 144H150ZM177 141H179V142H177ZM207 141H208V142H207ZM230 141H231V140H230ZM236 141H239V142L241 143V145L238 146V144H240V143L237 142V144H236V143H235ZM258 141H259L260 143H259ZM17 142H18V144L21 143L20 145H22V146H20V145L17 146ZM22 142H23V143H22ZM33 142H35V143H33ZM73 142H72V143H73ZM103 142H104V141H103ZM106 142H107V143H106ZM128 142H127V144H128ZM158 142H159V141H158ZM158 142L156 143V145H157V144H159V145L161 144L160 142H159V143H158ZM168 142H169V143H168ZM202 142H203V141H202ZM4 143H3V144H4ZM15 143H16V144H15ZM40 143H41L42 145H45V143H46L47 145H49V147L47 148L46 145H45V147H44V146H41ZM56 143H57V144H56ZM58 143H60V144H61V147H63V148H66V149L69 148V149H70V151H69L70 153L68 154V150L66 151V149H65V151H66L65 154H61L60 150L57 152V148H58V149H61V150L63 149V148H59V144H58ZM68 143H69V145H68ZM87 143H86V144H87ZM89 143H90V142H89ZM89 143H88V144H89ZM91 143L89 144L90 147H91ZM94 143H95V144H94ZM110 143H112V142H110ZM219 143H220V142H219ZM244 143H245V144H244ZM257 143H256V146H253V147H254V149H255V148L257 149V147H258V150H259V145H258ZM7 144H8V143H7ZM35 144H36V145H35ZM37 144H38V145H37ZM39 144H40V145H39ZM86 144H85V146H86ZM93 144H94V145H93ZM102 144H103V143H102ZM102 144H101V145H102ZM119 144H117V145L119 146ZM125 144H126V143H123L122 145L125 146ZM127 144H126V146H127ZM145 144H146V145H145ZM147 144H148V146H147ZM165 144H164L163 146H165ZM173 144H176V145H173ZM179 144H180V143H179ZM211 144H212V145H211ZM227 144H228L229 146H233V144H234V146H233L232 148L229 147L230 149H228V145H227ZM243 144H244V145H243ZM253 144H255V143H253ZM253 144H252V145H253ZM262 144H263V146H264V142H263ZM262 144L260 145V146H261V147H260V150L263 151V148H264V147L262 148ZM4 145H5V144H4ZM4 145H0V146H1V147H0V152H1L0 154H2V152H3V150H4V147H2V146H4ZM13 145L15 146V151L12 150V147H14ZM23 145H24L25 147H26V146H28V147H26V149H24V148H23ZM52 145H53L54 147H52ZM71 145H72L74 148H73ZM89 145H87V146H89ZM111 145H112V144H111ZM113 145H114V141H113ZM117 145H115L114 147L112 146L113 149H115ZM141 145H142V146L145 145L144 148H146V149H143V148L141 147ZM177 145H178V146H177ZM194 145H195V146H197V145L199 146V147L197 146L199 150L197 149V147H195V148H196V149L198 150V152H200L201 154H204V152H205V153H206V152H207V153H211L210 157L206 154V155L208 156L209 160L205 159L206 156L204 155L205 158H203V159H204V161H203V159H202V156H203V155L199 154L198 152H195V151H197V150L194 149ZM214 145H215V146H214ZM216 145H219V148H220V151H221V152H219V154L221 153L220 155L217 154L219 148H218V149L216 148V150H217L216 155H217V156L219 155L218 157H217V156L215 157V155L212 156V154H214V152H216V151H215L214 149H212L211 146H213V148H214V147H216ZM221 145H224L223 147H225V151H226V149H228V150L226 151V152H227L226 155H228V154L230 153L229 150H231V151H233V152H231L230 154L233 153L234 156H233L232 158H231L230 156L227 157V156L225 155L226 152L222 149ZM242 145H243V146H242ZM16 146H17V147H16ZM19 146H20V148H18ZM50 146L54 149V153H52V154H54V156L57 155V154H55V152H56V153H59V152H60L59 155H58L59 157L57 156L59 159H55L54 157L50 156V155H52V154L50 153V152H51L50 149H52V148H50ZM85 146H82V147H85ZM87 146H86V147H87ZM123 146H122V147H123ZM146 146H147V147H146ZM163 146L161 145V147H163ZM174 146H175V147H174ZM247 146H246V147H247ZM29 147H31V150L29 149L30 151L27 149V148H29ZM37 147H38V148H37ZM39 147H41V148H39ZM42 147L45 148V149H42ZM109 147H110V146H109ZM109 147H108V148H109ZM112 147H110V150H108V151H115V150H111ZM154 147H155V148H154ZM206 147H205V148H206ZM217 147H218V146H217ZM246 147H245V150L247 149ZM1 148H2V150H1ZM46 148H47V149L50 148V149H49V151H50L49 154H47V153H48V150H47ZM87 148H88V147H87ZM101 148H102V149H101ZM108 148H107V149H108ZM119 148H121V146H120ZM123 148H125V149H123L124 151L126 150V148L128 149V147H123ZM141 148H142V149H141ZM6 149H7V148H5V150H6ZM13 149H14V148H13ZM16 149H20V150H18L19 152H16ZM40 149H41V150H40ZM53 149H52V150H53ZM79 149H80V150H79ZM99 149H101V150L98 151ZM107 149H104V150H107ZM206 149H208V147H207ZM233 149H234V150H233ZM248 149H249L250 154H254V153H255L254 156H255V155H258L259 153L261 154V157H260V155H258V156H259L258 160L262 159V156H264V155H262V154L264 153V151L261 153L260 150H259V152H256L255 150H253V151H255V152L253 153V152L251 151V150H252V149H251V145H250V147H249ZM248 149H247V150H248ZM250 149H251V150H250ZM10 150H12V151H10ZM21 150H23V151H21ZM38 150H39V151H38ZM45 150L47 151V153H42V152H46ZM84 150H86V149H83L82 152H84ZM123 150H122V151H123ZM150 150H152V151L150 152ZM191 150H192V151H191ZM193 150H194V151H193ZM242 150H243V151H242ZM247 150H246V151H247ZM258 150H257V151H258ZM20 151H21V153H20ZM24 151H26V152H24ZM27 151H28L29 153H28ZM36 151H38V153H40V154L42 153V154L39 155V156H36V155H38V153H37ZM87 151L89 152V151H90V148L87 149ZM108 151H107V152H108ZM118 151H119L118 153H116L117 151L112 152V153H114V155H115V154H118V156H119L118 158L121 159L122 156H123L124 154H123V155L120 154V153H123V152L121 151V149H118ZM127 151H128V150H127ZM189 151H191L192 154L195 153L194 158H193L191 152H189ZM213 151H214V152H213ZM228 151H229V153H228ZM241 151H242V152H241ZM9 152H10V153H9ZM14 152H16V153H14ZM23 152H24V153H23ZM30 152H32V153H30ZM62 152L64 153V149H63ZM93 152H95V153H93ZM102 152L105 154L104 151H102ZM102 152H101V153H102ZM107 152H106V154H107ZM149 152H150V155H151V153H153L154 156L158 154V155H157V159H156V157H154V156H150V155H148ZM176 152H177V153H176ZM223 152H225V153H223ZM247 152H248V151H247ZM249 152H248V153H249ZM251 152H252V153H251ZM26 153H28V154H26ZM66 153H67L68 155H67ZM71 153H72L73 156L70 155ZM85 153H86V152H85ZM99 153H98V156H100ZM112 153L109 152L110 157H111V159H110V157H109V159H110L111 161H112V159L115 160V158L117 157V155L114 156ZM186 153H187V154H186ZM188 153H190V154H188ZM196 153H198L199 158L197 157ZM241 153H243V154H241ZM245 153H246V152H245ZM248 153L246 154L247 156L245 155V156L247 157V159H248V156L250 155V154L248 155ZM257 153H258V154H257ZM14 154H16V156H14V158H13L12 156H13ZM22 154H23V155H22ZM24 154H26V155H24ZM46 154L48 155V156H47L48 158H47V157L45 158V155H46ZM86 154H87V153H86ZM106 154H105V155H106ZM111 154H112L113 157H115V158H112V155H111ZM127 154L130 155L128 152H126L125 155H126L127 157H128ZM161 154H162V153H161ZM161 154H160V155H161ZM179 154H177V155H179ZM223 154H224V155H223ZM42 155H44V157H43ZM60 155H61V156H60ZM63 155H64V156H63ZM65 155H66V156H65ZM82 155H83V153H82ZM84 155H85V154H84ZM88 155H90V152L88 153ZM101 155H102V156H101V157H102V161L104 160V163H107V164L110 166V165L112 164V162H111L109 159H108V161L110 162V164H109L107 161H105V160L108 158V155H107L106 159L103 158V157H105V155H103V154H101ZM186 155H187V156H186ZM222 155H223V159L221 158ZM24 156H25V157H24ZM29 156H30V157H29ZM34 156H35L37 159H36V158H33ZM68 156L71 157V158H69V160L67 159ZM86 156H87V155H86ZM86 156H85V157H86ZM90 156H91V155H90ZM90 156H89V158H91L93 155H92L91 157H90ZM126 156H125V158H126ZM181 156H182V157H181ZM200 156H201V158H200ZM211 156H212V158H213V157H215V158H214L213 160H211ZM220 156H221V157H220ZM235 156H236L237 158H236ZM251 156H252V155H251ZM258 156L253 157V158L255 159V162H257V166H260V165H262V164H260V163H258V161H256V160H257L256 158H257ZM2 157H0V159H1ZM26 157H27V158H26ZM50 157H51L52 159H51ZM60 157H61L62 159H61ZM87 157H88V156H87ZM87 157H86V160H85V159L83 158V156H82V158H83V159H82V162H83V160H85V161L83 162V164H84V168H85L86 166L88 167L89 164H90V166H93V165H94L93 167H91L92 172H93V170H94V172L92 173V175H93L95 172H96L95 174H97V173H100L101 171H103V173L105 172L104 174L106 175V173L108 172V170H110V173H107V175L109 174V177L106 175L108 178H110V177H112V175H113V174L111 173V169L113 168V171H112L113 173L116 172V170H115V168H114V167H115V163L113 164V165H114L113 167H112V165H111L112 168L109 167V168H110V169H109V168L107 167V168H108V170H107V168H105L106 164L103 163L105 166H101V164H102V163L100 162L101 159H100V161H98V160H93V159H92L94 162L96 161L95 163L90 159L91 161H89V162H90V163H89V162L87 161ZM146 157H145V160L147 161V158H148V157H147V158H146ZM161 157H162L163 159H162ZM241 157H242V156H241ZM246 157H244V155H243V158H246ZM249 157H250V156H249ZM43 158H44V159H43ZM77 158H78V159H77ZM118 158H117V161H120V159H118ZM159 158H160L161 160H164V162H161ZM164 158H165L166 160H165ZM170 158H171V159H170ZM183 158H184V157H183ZM219 158H220V159H219ZM225 158H226L227 160H228V159H230V160L227 161ZM251 158H252V157H251ZM253 158H252V159H253ZM25 159H29V161H28V160L25 161ZM32 159H34L35 161H33ZM70 159H71V160L73 159V161H71ZM76 159H77V160H76ZM123 159H124V156H123ZM123 159H121V160H123ZM158 159H159V160H158ZM173 159H174V161H173ZM198 159H199V161H198ZM200 159H202V160H200ZM217 159H218V160H217ZM224 159H225V160H224ZM252 159L250 160V158H249L247 161L250 160V161H251V164H252V162H253L252 165H256L255 162L253 161L254 159H253V160H252ZM31 160H32V161H31ZM43 160H44V161H43ZM60 160H61V161H60ZM125 160L127 161V158L124 159L123 161H120V162H123L121 165H120L119 162H116V165H118L120 171L122 170V173H123V172L126 173V171H128V170L123 171V169H127L128 167H129L128 169H131V166H132V164L126 163ZM145 160H144L143 162H145ZM148 160L150 161V159H148ZM189 160H191V162H190ZM222 160L225 161V165L228 163V164H227L228 167H227V166H224V167L222 166V165H224V163L221 162ZM238 160H239V159H238ZM243 160H245V159H243ZM1 161H2L3 163H5L3 160H1ZM5 161H7V160H5ZM21 161H22V162H21ZM27 161H28V162H27ZM42 161H43V162H42ZM50 161H49V162L46 161L47 164H45L46 162H45L44 164L47 165L48 167H50L51 165H53V169L56 168L55 164H53L52 161H51L52 164H50ZM58 161H60V163H58ZM86 161H87V162H86ZM97 161H98V163H97ZM115 161H116V160H115ZM159 161H160V162H159ZM184 161H185V163H184ZM226 161H227V162H226ZM250 161H249V162H250ZM2 162H0V163H2ZM31 162H32V163H31ZM34 162H37V163H39V164H38V165H37V163L34 164ZM61 162H62V163H61ZM82 162H80V163H82ZM99 162H100L101 164H100ZM113 162H114V161H113ZM124 162H125L126 164H129V165H127V166H128L127 168L123 166V165L126 166V164H125ZM127 162H128V161H127ZM133 162H134V163H133ZM188 162L190 163L189 165H188ZM249 162H248V163H249ZM24 163L26 164L25 166H28V165L30 166V164H31L30 167H28V168L26 167L28 170H27V169L25 168V166L23 165ZM27 163H28V164H27ZM40 163H42V164H40ZM86 163H88V165H86ZM91 163H94V164L92 165ZM96 163H97V165H96ZM117 163H118V164H117ZM194 163H195V164H194ZM197 163H199L200 166H199V165H198V166H195V165H197ZM209 163H210V164H209ZM216 163H217V164H216ZM221 163H222V165H221ZM233 163H234V164H233ZM5 164H6V163H5ZM7 164H6V165H7ZM16 164H17V165H16ZM21 164H22L23 166H22ZM32 164H33V166H32ZM48 164H49V165H48ZM59 164H60V165H59ZM72 164H73V163H72ZM98 164H99V165H98ZM181 164H182L183 166H181ZM232 164H233V165H232ZM259 164H260V165H259ZM6 165L3 164V167H1L0 169H6V168H4V166L6 167ZM15 165H16V167H15ZM20 165H21L22 168L25 169V172L23 171V173H22V176H23V174L26 173V175H24V179H23L22 177H20V176H21V172H22V171H21V168H18V167H20ZM35 165H36L38 168H37ZM63 165H64V163H63ZM79 165H81V164H79ZM85 165H86V166H85ZM108 165H107V166H108ZM130 165H131V166H130ZM136 165H137V166H136ZM170 165H172L171 168H167V167H170ZM214 165L217 166V167L214 168V167H215ZM235 165H234V166H235ZM237 165L240 166V164H237ZM0 166H2V165L0 164ZM34 166L36 167V169H33ZM39 166H40V167H39ZM61 166H62V165H61ZM82 166H83V165H82ZM97 166H101V169H102V167H103V170H101V169H97V168H96ZM174 166L177 168V171L179 172V174H178V172L176 171V168H175ZM202 166H201V169L203 170V167H202ZM7 167L10 168L9 166H7ZM45 167H46V166H45ZM51 167H52V166H51ZM51 167H50V168H51ZM87 167H86V168H87ZM94 167H95L97 170H99L100 172H99V171L97 172V170L95 171V169H93ZM122 167H123V168H122ZM144 167H143V168H144ZM165 167H166V169H170V170H167V171H166ZM172 167H174V170L172 169ZM226 167H227V168H226ZM236 167H237V166H236ZM46 168H47V167H46ZM57 168H56V170H57ZM98 168H100V167H98ZM104 168H105L107 171H106ZM116 168H117V166H116ZM208 168H206V169H208ZM13 169H14V171H13ZM87 169L90 170V167L87 168ZM104 170H105V171H104ZM114 170H115V171H114ZM119 170H118V171H119ZM136 170H137V171H136ZM141 170H142V169H141ZM143 170H145V168H144ZM211 170H209V175L211 174V176H212L213 174L210 173V172H212ZM231 170H232V169H231ZM5 171H6V170H5ZM8 171H10V170H8ZM35 171H34V172H28V173H29V174H34ZM120 171H119V172H116V173H118L117 175H120V176H121L122 173H121ZM150 171H151V172H150ZM163 171H162V172H163ZM169 171H174V173L169 172ZM175 171H176L177 174L179 175V176H178V175L176 174V177H178V178H176L175 175H174V174H175ZM183 171H185V172H183ZM57 172H58V171H57ZM131 172H130V170H129V174H128V175H127V173H126V174L123 173V174L127 175V177H128V176L130 175ZM147 172H150L151 174H150V173L147 174ZM187 172H188L189 175H188V174L185 175V173H187ZM229 172L227 173V175L229 174ZM263 172H264V171H263ZM103 173H101L102 175H101V174H100V175H101V177L103 176L104 179H105L106 176H104ZM120 173H121V174H120ZM139 173H140V174H139ZM142 173H145V174H142ZM182 173H184V174H182ZM201 173H202V172H201ZM217 173H218V175H217ZM219 173H220V174H219ZM222 173H223V174H222ZM261 173H262V172H261ZM17 174H18V175H17ZM89 174H90L91 177H93V176L91 175V171L89 172ZM110 174H111V175H110ZM146 174L149 176V178H148V176L146 177ZM180 174H182V175L180 176ZM52 175H53V177H52ZM52 175L50 176L51 179H50V177H49L50 181L52 180V178L55 179L56 176L58 177V179L56 178L55 180H53V181L50 182L51 184L54 183V184H53V188H54V187L56 188L57 185H58V186H62V185H60V183H58V182H60V181H61V183L63 182V183H62L63 185L65 184L64 186L59 187L60 189H59V188H56V190H57V189H58V190L56 191L55 196H53V197H51L50 195H53V194H54L53 191L55 190V188L53 189L52 186L50 187V188H52V190H53V191H52L53 194H52V192H51V194H48V188H47V194H48L52 199L48 196V197H46V198H47V199L49 198V199H48L47 201L44 200L43 197L45 196L44 194H46V193H45V192H46V191H45V190H46L45 188H44V189H45V190H44L45 192H44L43 195L41 194V193L43 192V190H40V191H39L40 194H38V192H37V193H34V194H36V195L38 194L37 198H32V197H34L35 195H33L32 193H30L31 196L33 195V196L31 197L32 200H33V199H34V200H35V199H36V200L38 199V201H37L38 204L35 203L36 200L34 201V203H33V201H30V202H32L31 204H30V202H29V205H31V206H28V205H27V201H29L28 199H30V198H28V197H30V196H27V197H26L27 199H25V198H23V197H25V196H23V194H21L23 197H21V199H20L21 202H20V200H19V198H18L17 195L14 194V196H12L13 198H11L10 195H7V196H9V198H10V199H8V200L10 201V204H9L8 202H6V200H7V198H8L7 196H6V198L4 197L5 199H4L3 197H1V199L3 198V200L0 199V209H1L0 211H1V212L4 214V216H6V217H4L3 214H2V216H3V218H4V219H3L2 216L0 215V218L2 219V220L0 219V227L2 228V229L0 228V230H1L0 233H1V235L6 234L5 232H3V231H4V228H5L6 232H7V233L9 232V233H8V237H9V238L2 239V237L0 236V238H1L0 241L3 240L2 242H4V243H5V241H7V245L5 244L6 247L11 246V247H9V248H10L12 251H8V250H10V249L7 248V251H8V252H10V253L12 252L11 255L8 254V260H9V261H10V259H12V258H10V257L15 256V257H13V258H16V257H17L16 260H17V262H18V259H19L20 255H19V257H18L17 254H21V253H23L25 250H26L27 252L30 251L29 253H26V251H25V253H26V254H31V256H32V254H33L34 252H36V250H38V251H39V254H38V252H36V253L40 256V252L42 251V248L44 249V246H48V243L45 242V239L43 240L44 235H46V231H48V230H46V229L43 230V231H42V235L44 234V235H43V238L40 237L42 240H40V241L38 240V241H37V242H39V243L42 241L41 244L44 243V244H42V245H44L43 247L38 243V245H40L39 247H40V248L42 247L41 250H39V249L37 248V247H38L37 243H35L36 239H35V241L33 242V240H34V239L32 238L33 236L30 237V236H29V233H28L27 231H25L24 228H26V226H28V224H29L28 227H31V228H32V227H35L36 224H38L37 222L41 219V217L43 216V214L47 212L46 209L48 208V204H46V203H47L50 199L52 200V203H51V200H50V201H49V203H50L49 205H50V206H51V205L53 206V208H51L52 210L59 208V207L61 206V203H60L61 201H62L63 203H64V201H66L67 203H72L73 200H74V202L77 204V203H78V201H77L78 198H77V197H79L80 199H81V198H82V199L84 198L83 200H82V199H81V200L79 199V202H81V201L86 202V201H87V200L85 201L86 197H87V199H88V201H89V200L92 198V197L89 198L90 195L93 196L92 200H95V199L98 197V195L101 194V192H102V194L104 193L103 191H105L106 188L108 187V185H107V187H106V185H104V183H105V182L108 183V181L110 180V179H107V178H106V181H103V177H102V178H101L102 180L99 179V181L96 182V180L98 179V178L96 179V176H97L98 174L95 175L93 178H91V181H89V184H90V185H91V183H92V186L90 187V188H91L90 190H92V191H93V190H96V191H97L100 187H102V185H104V186L106 187V188L103 187L104 190L101 188L103 191H101V190L99 189V191H101V192H100V193L98 192L99 194L97 193V197L95 198V196H96L95 194H96V193L93 194L92 191H91V194H90V190L85 189L86 187L83 188V187L85 186L84 184H85V183L87 182V180H88V178H87V179L85 178V179H86V180H85L86 182H85V181H84V177H87V176L82 177L83 179L81 180V182H82L81 184H83V182H84L83 187H82V185H81V188L83 189V191H82V189H81L79 186H77V184H76V182H75V180H77V181L80 183V180H79V179H76L77 176H75V175H71V176H69V178H67V177H62V176L59 177L60 174H59V176L56 175V174H52ZM54 175H55V178H54ZM100 175H99V176H100ZM115 175H116V174L114 173V176H113V177H117V176H115ZM125 175H124V176H125ZM131 175H132V173H131ZM131 175H130V176H131ZM150 175H152V176H150ZM160 175H159L158 177H161ZM165 175H166V176H165ZM183 175H185V176H187V175L190 176V175H191V177H189L190 179H191V178H192V179L195 178L194 180H192V179H191V180H187V182L190 181V185H189L188 187H187V185L189 184V182H188V184L186 183V185H185V182H186V181H185V178H186V177H184ZM194 175H195V176H194ZM221 175H220V176H221ZM130 176H129V177H130ZM182 176L184 177V179L181 178ZM193 176H194V177H193ZM223 176H224V175H223ZM73 177H74V178H73ZM78 177H79V176H78ZM113 177H112V178H113ZM121 177H122V179L124 178L123 176H121ZM121 177L119 178V176H118V177L115 178V179H116L117 181H120V180H121ZM125 177H126V176H125ZM133 177H134V178H133ZM158 177H157V178H158ZM171 177H172L173 179H171ZM174 177H175L176 179H174ZM198 177H197V180H199ZM212 177H214V176H212ZM0 178H4V180H6L5 176H1ZM19 178H18V179H19ZM59 178H60V180H59ZM61 178L63 179V181L61 180ZM64 178H65V179H64ZM79 178H81V176H80ZM112 178H111V179H112ZM118 178H119V179H118ZM139 178H140V180H139ZM179 178H181V181H179V180H180ZM187 178H188V177H187ZM221 178H222V180H223V179H226L225 177L223 178L222 176H221ZM69 179H70V181H69ZM74 179H75V180H74ZM95 179H96V180H95ZM113 179H114V178H113ZM125 179L127 180V178H125ZM148 179H149V180H148ZM158 179H159V178H158ZM158 179H157V180H158ZM182 179H183V180H182ZM204 179H205V180H206V179H209V177L204 178ZM204 179H203V180L201 179V181L205 182ZM1 180H2V179H1ZM58 180H59V181H58ZM94 180H95V181H94ZM133 180H135V181H133ZM141 180L144 181L146 184H145L144 182H142ZM157 180H156V181H157ZM171 180H172V182H171ZM173 180H176V181L173 182ZM197 180H196V181H197ZM7 181H8V179H7ZM13 181H15V182H13ZM19 181H21V180H19ZM55 181L57 182V183H56L57 185L55 184ZM67 181H69V182H67ZM93 181L96 182V183H98V182L101 181V183H99V184H102V185L100 186L99 184H95ZM117 181L114 180V182H113V180H110V181H109V185H111V184L114 183V185L116 184V185L118 186L119 183H120V185H121V183L123 182V183H122V186L124 187V185L126 184L124 179H123L122 181H120V182H117ZM140 181H141L144 185H146V186H145V188H146L145 190H143V189H144V188H143L144 185H143V184H140ZM182 181H183L184 183H183ZM201 181H197L196 183H198V184L201 183V184H202L203 182H201ZM206 181H207V180H206ZM8 182H9V181H8ZM78 182H77V183H78ZM110 182H112V183H110ZM115 182H117V183H115ZM126 182H127V181H126ZM137 182H138L140 185H142V187L139 186ZM180 182H181V183H180ZM14 183H15V184H14ZM18 183H19V182H18ZM93 183H94V184H93ZM107 183H105V184H107ZM171 183L173 184L172 186H170ZM194 183H193V184H194ZM196 183H195V184H196ZM67 184H68V185H67ZM123 184H124V185H123ZM134 184H135V185H134ZM169 184H170V185H169ZM181 184L185 185L187 188H186L185 186H184V187H185L186 189H184V187L182 188L183 185H181ZM203 184H204V183H203ZM55 185H56V186H55ZM66 185H67L68 187H67L66 190L64 189V190L66 191V193H65L64 190H61V189L64 188ZM86 185H88V183H86ZM93 185H98L99 187L97 186L98 188L95 187L96 189H95V188L92 189ZM114 185H113V186H114ZM120 185H119V186H120ZM130 185H132V186H130ZM167 185H169V186H167ZM177 185H178V186H177ZM0 186H1V184H0ZM49 186H50V185H49ZM76 186L79 187L80 190H79ZM88 186H89V185H88ZM113 186H111V187H113ZM119 186H118V187H119ZM122 186L119 187L120 189L118 188L117 190H121V188H123ZM126 186H127V184L125 185V188H126ZM137 186H139V188H138ZM148 186L151 187V188H148ZM157 186H158L160 189L157 188ZM174 186H175V187H174ZM172 187H174V188H172ZM180 187H181L183 190H186V191H184V193H183V190L180 189ZM65 188H66V187H65ZM76 188H77V189H76ZM88 188H89V187H88ZM108 188H109V189H108ZM108 188H107V189L110 190V186H109ZM188 188L190 189L189 191H191L190 194L192 193L191 195H190L189 193H187V192H188ZM84 189H85V190H84ZM126 189H128V188H126ZM147 189H149V190H147ZM170 189H172V193L170 192ZM174 189L176 190V192L179 191V189H180V193L177 192L178 194L175 193V194H176V195H175V194H174V191H175ZM59 190H61V191L59 192ZM75 190H77V191L79 190V192L82 191L83 193H84V191L86 192V190H87V191H89V193L87 192V194H88L89 197L86 196V195H87L86 193H84L83 196L86 194V195H85L86 197H85V196L83 197V196H77V195H76V196H77V197H76L77 199L75 200V199H73V195H74V198H75V194H76V193H73V192H75ZM108 190H106L107 193H108ZM155 190H154V191H155ZM49 191H51V189H50ZM77 191H76V192H77ZM96 191H95V192H96ZM181 191H182V192H181ZM79 192H77V194H78ZM93 192H94V191H93ZM140 192H139V193H140ZM185 192H186V193H185ZM49 193H50V192H49ZM58 193H59V194H58ZM181 193H183L184 196H186V194H187V196L184 197L186 200H184V198H183V199H180V197H181ZM197 193H198V192H197ZM197 193H196V194H197ZM47 194H46V195H47ZM56 194H57V195H56ZM63 194H65V195L63 196ZM81 194H82V193H81ZM81 194L79 193L78 195H81ZM89 194H90V195H89ZM188 194H189V195H188ZM21 195H19V196H21ZM28 195H29V194H28ZM94 195H95V196H94ZM183 195H182V196H183ZM42 196H43V197H42ZM206 196H208V193H207ZM35 197H36V196H35ZM54 197H55V198H54ZM57 197H58V199H57ZM59 197H60V198H59ZM63 197H64V198H63ZM193 197H194V196H193ZM209 197H210V196H209ZM234 197H236V196H234ZM42 198H43V201H42ZM46 198H45V199H46ZM65 198H66V199H65ZM181 198H182V197H181ZM194 198H195V197H194ZM12 199H13V200H12ZM15 199H16V200H15ZM17 199H18V201H17ZM22 199H23L24 201H22ZM31 199H30V200H31ZM55 199H57V200H55ZM59 199H60V200L62 199V200L60 201ZM63 199H64V200H63ZM72 199H73V200H72ZM4 200H5V202L8 203V204H6V203L4 202ZM25 200H27V201H25ZM168 200H169V199H168ZM173 200H172V201H173ZM13 201H14V202H13ZM15 201H16V202H19V203H16V204H15ZM41 201H42L44 204H46L47 207H46L44 204H42ZM45 201H46V203H45ZM53 201H54V202H53ZM55 201H57V204L59 203L60 206H59V204L57 205ZM58 201H59V202H58ZM76 201H77V202H76ZM90 201H91V200H90ZM169 201H170V200H169ZM178 201H179V202H178ZM184 201H185V202H184ZM190 201H191V202H190ZM23 202H24V203H23ZM25 202H26V203H25ZM40 202H41V203H40ZM74 202H73V203H74ZM170 202H171V201H170ZM67 203H65V204H67ZM82 203H83V202H82ZM172 203H173V202H171L170 204H171V205H174V204H172ZM14 204L17 205V207L15 206L16 208H15V207H12V206H14ZM18 204H19V205H18ZM20 204H21V205H20ZM24 204H26V206H27L29 209H30L32 206L36 207V208L33 207V208L31 209V211H33L32 215H31V212L28 210V212H30V216H33V214H34L33 217H35V218H32V219H33V220L35 219V220H34L35 222H33V221H32L33 223L31 222V219H30L31 217H30V216H28V218H27L26 215H25L26 218L23 217L24 214H25V212H24L23 209H26V207H25V206H24V207H20V206H23ZM35 204H36V205H35ZM80 204H81V203H80ZM170 204L168 203V205H170ZM179 204H178V205H179ZM192 204H193V203H192ZM6 205L8 206V208L11 206L13 209L11 208L10 210H9V209L4 210V207H3V206H6ZM42 205H43V207H42ZM168 205H167V206H168ZM171 205H170V206H171ZM188 205H189V204H188ZM18 206H19V207H18ZM50 206H49V207H50ZM52 206H51V207H52ZM167 206H165V208H168ZM183 206H186V207H185V208H187L186 211L189 210V211H187V213H191V212L193 211V210H192L193 208H191L192 211L190 212V206H187V205L182 204L181 207H183ZM44 207H45L46 209H44ZM14 208H15V209H14ZM28 208H27V209H28ZM185 208H184V210H182L181 212H184V213H182V214H185V215H186ZM33 209H34V210H33ZM181 209H182V208H181ZM42 210H43V211L45 210V211H44V213L42 212V216H41V215H40L41 213H39V212H41ZM47 210H48V209H47ZM19 211H20L21 214L24 212L23 215H21V214L19 213ZM25 211H26V210H25ZM48 211H50V210H48ZM13 212H14V214H13ZM28 212L26 211V214H27ZM181 212H180V214H181ZM9 213H10V214H9ZM0 214H1V213H0ZM19 214H20L22 217H21ZM28 214H29V213H28ZM28 214H27V215H28ZM8 215H9L10 218L13 217L14 220H13V219H11V220L8 219V218H9ZM39 216H40V219H39ZM14 217H17V218H14ZM29 217H30V218H29ZM5 218H6V220H5ZM20 218H22V219L24 218V219L22 220V223H21V221L19 222L21 225H20L19 223H17V222H18L17 219L21 220ZM36 218L39 219L37 222H36V220H37ZM7 219L9 220V222H7V221H8ZM25 219H30V221H29L30 223H29L28 221H26V223H24V222H25ZM4 220H5L6 222H5ZM12 220H13L14 222H13ZM15 220H16V222H15ZM11 221L13 222V224L16 223L17 225L21 226V228L18 226V229H15V228H17V226L12 225ZM6 223H8L9 225L11 224L12 227L15 226V228H12V227H11V228H10L11 230L7 229V228H6V225H8V224H6ZM23 223L25 224V227H24V224H23ZM3 224H6V225H4L5 227L3 226ZM22 224H23V225H22ZM1 225H2V226H1ZM9 225L7 226L8 228H9ZM31 225H32V226H31ZM23 227H24V228H23ZM22 228H23L24 233H26V234H28V235L24 234L23 231H22V232L20 233V234H22V235L19 234V237H18V236H17L18 234L16 233V232H17L16 230H19V229H20V231H21ZM14 229H15V230H14ZM7 230H9V231H7ZM26 230H29V229L27 228ZM15 231H16V232H15ZM20 231H19V232H20ZM2 233H4V234H2ZM15 233H16L17 235H15ZM23 234H24L25 236H24ZM6 235H7V234H6ZM6 235H4V237H7ZM21 236H22V238H21ZM23 236H24V240H25V238H26V241L28 240L29 237H30V239L32 238L31 240L29 239L30 242L32 241L31 244H30L29 241H27L26 244H28V246L25 245V247H29V248H30V247L32 246V247H31V250H32V248H33L34 251H31V250L28 251L27 249H25V250L23 251V249H24L23 242H24V244H25V241L21 242V241H22L21 239H23ZM26 236H28V237H26ZM10 237H11V238H10ZM8 239H9V241H8ZM18 239H20V242H21L22 244H20V242H19ZM4 240H5V241H4ZM17 241H18V242H17ZM4 243H3V244L1 243L0 245H1V246H4ZM8 243H9V246H8ZM10 243H11V244H10ZM32 243H33V244L35 243L37 246H36L35 244H34V245H35V246H34ZM45 243H47V244L45 245ZM12 245H13V246H12ZM21 245H22V249L20 248ZM33 246H34V247H33ZM6 247H4V248H3V247H0V248H1V249L3 248V250H4V249L6 250ZM48 247H49V246H48ZM48 247H47V249H48ZM14 248H15V249H14ZM34 248H35V249L37 248V249L35 250ZM1 249H0V250H1ZM45 249H46V247H45ZM3 250L0 251V258H1L0 260H1L3 263H7V261H6L7 259L5 260V258H4V256H3V255H6V251H3ZM13 250H14V251H13ZM18 250H19V251H18ZM21 250H22V251H21ZM31 252H32V253H31ZM1 253H2V254H1ZM36 253H34V255H35V256L33 255L34 257H37V254H36ZM26 254L24 255L25 258L23 257V254H22L21 256L24 258V260L27 261V258H26V257H28V256H27ZM31 256H30V257H31ZM39 256H38V257H39ZM22 257H20V258L22 259V261H21V259H20V260H19L20 262H18L17 264H20L21 262L24 261ZM30 257H29V258H30ZM34 257H33V258H34ZM2 258H4V259H2ZM6 258H7V256H6ZM29 258H28V259H29ZM33 258H32V260H34ZM30 259H31V258H30ZM36 259H37V258H36ZM36 259H35V260H36ZM16 260H15V262H14L15 264H16ZM32 260H30V261L32 262ZM35 260H34V261H35ZM5 261H6V262H5ZM9 261H8V262H9ZM13 261H14V260L12 259V263H13ZM34 261H33V262H34ZM24 262H25V261H24ZM33 262H32V263H33ZM36 262H37V261H36ZM0 263H1V262H0ZM14 263H13V264H14ZM25 263H26V262H25ZM25 263H23V264H25ZM28 263L30 264V262L27 261L26 264H28ZM32 263H31V264H32ZM1 264H2V263H1ZM21 264H22V263H21ZM33 264H37V263H33Z\"/></svg>",
    "mask_w": 264,
    "mask_h": 264
},
{
    "label": "built area",
    "instance_id": "2783aa9c",
    "mask_svg": "<svg viewBox=\"0 0 264 264\" xmlns=\"http://www.w3.org/2000/svg\"><path fill=\"white\" fill-rule=\"evenodd\" d=\"M112 9V8H111ZM225 111H228L227 109H224L223 111H222V115H225Z\"/></svg>",
    "mask_w": 264,
    "mask_h": 264
}]
</instances>
